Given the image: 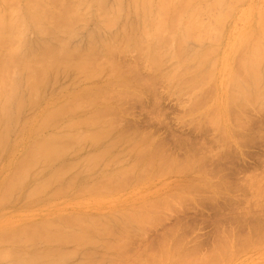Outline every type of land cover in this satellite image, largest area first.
I'll return each instance as SVG.
<instances>
[{
	"label": "rangeland",
	"instance_id": "rangeland-1",
	"mask_svg": "<svg viewBox=\"0 0 264 264\" xmlns=\"http://www.w3.org/2000/svg\"><path fill=\"white\" fill-rule=\"evenodd\" d=\"M8 1V0H7ZM15 1V3H17L16 4V6L14 5V3L12 4V6H14V7H16V8H18L17 10H18V12L21 14V15H23V16H25V18H27V19H29L31 16L33 17H36V14H35V10H32V9H35V4L37 5V3L39 2L40 4H41V6L42 7H40V8H36L37 10H36V13L38 12V14L37 15H39V13H40V10L41 11H44V12H41L40 13V20H39V24L41 23V27L44 29V27L46 28V29H42V30H37V29H34V27H32L30 24H28L27 25V27H26V29H28V31L26 30V32L24 33V37L22 36V40H26L25 42H22V40H21V46H22V43H23V45L24 46H22V49H24L23 50V53H25V54H27V55H34L33 53H35L36 52V54H35V56H34V58H36V60L38 59V61L39 60H43V58L41 59V57H44L45 56V54H43V53H45L47 50H48V52L50 53V52H53L52 50H54L55 48H58L59 47V43L58 42H60L61 41V43H63L62 41H65V42H68V44L69 45H67L66 44V46L68 47V48H72V50H70V52H72V53H74V56L76 57V52H78L77 53V56L80 54V53H84V51L86 52V48H88V51H89V47H90V50L93 48V50L92 51H95L96 50V52L97 51H99L98 53H96V52H91V59H90V68H93V69H99L100 70V72H102V74L100 73V72H98L100 75H99V77H98V75L97 76H94L93 75V77H92V79H90L89 77H91V76H86L87 78H85L84 79V76H81V75H79L77 72H75L76 70H74L73 68H76L77 67V65L79 64V56L75 59V57L74 56H72V55H70V59H69V57L68 58H65V57H63V58H60L59 56V50H58V52H56V50H54V52L52 53L53 55H56L57 56V54H58V56H57V60H59V64H58V61L56 60V57L54 56H52V57H50L51 59H44L43 61H41V62H39V67H41L42 65H43V67H41V68H45V65H47V67H51L52 66V69H51V72L49 73V69H48V71H47V75H44L43 77V80L42 81H39V83L38 84H36V82H35V80H33L32 82L33 83H35L37 86V88L36 89H38L36 92H37V94H36V92L34 93V96L35 95H37V96H35L36 97V99H33L34 100V102L32 103L31 102V100H30V98L32 99V93H31V91H32V89H30V85H31V81L30 82H28V81H26L28 78H32V77H28V78H26V76L24 75V74H26L25 72H22V71H20V70H16V69H13V68H16L11 62H9V64L7 63V66L8 65H13L12 67V72L11 71H9V69L8 68H10V66L8 67V68H6L7 66H5V64H6V59L9 57L10 58V52H8L9 54L7 55V54H4V52H5V49H6V47L5 46H8L7 47V50H8V48L10 49V47L11 46H17L18 45V47H16V48H19V45L20 44H17L16 43V41H15V43L17 44V45H15L14 44V42L12 43V41H10V43H12L13 45H10V43L9 44H7L8 42H6V41H4L5 39H3L2 41L3 42H6V43H3L2 41H1V43H0V45H1V48L2 49H0V53H1V51L3 52V53H1L0 55H2L0 58L2 59H4L5 57H7L6 59H4V61H3V63H5L3 66H2V60L0 61L1 63H0V67L2 66L3 68H4V70L5 69H7V70H5V71H7L6 73H7V77H6V75H5V78H6V80H7V78H9L7 81H9L10 83H11V81H10V79H12V77H8L9 75L8 74H11V76H12V74H13V76H14V78H13V80H14V83H11V85H13L12 87H17L16 89L15 88H13V91H12V93H11V95H10V104H9V106L7 107V111H8V122L9 123H7L6 124V126H5V128H6V131L8 132H6L5 131V134L6 135H4V137L5 136H7V139H6V143L7 144H5L2 140H1V142L0 143H4L5 144V147L3 146V144H1L0 146H2V148L1 149H3V148H6V149H3L4 151H1L0 150V152H2V154L0 155V252L2 253L3 251H2V249H5V251L7 252V254L9 255L10 254V257L8 256L7 257V259H6V256H5V254H4V256H3V253L1 254V256H0V264H112V263H114V264H122V262H123V264H125V262L126 261H128V263L126 262V264H148L149 262L147 261V260H145L144 258H146V259H149V261H150V263L149 264H155V262L156 261H158L157 263L159 264V262H160V264H169V262H170V260H169V258H171L172 260L174 259V261L175 260H177V261H175L174 263H179V264H181L180 262H182V264H183V261L182 260H184L185 262H184V264H203V263H201V255H204L205 253H206V256H208V255H210L211 253V251H212V245H211V243L213 242V239H211L212 237L211 236H214V233H212L213 232V230H214V232H215V229L217 228V226L220 224V225H224L225 223H227V224H225V226H228L229 227V224H230V227L232 226V224H233V226H235V227H233L232 226V228H237V225L239 224H241L240 226L238 225V228L239 229H241V232L242 233H246V231H250L249 229L251 228V230H252V228L254 227V228H258V230H257V232H262V230L264 229V218H262L263 216L262 215H264V213L262 214L261 213V216L259 217V220H256L258 217H256V213H257V215H259V211H257L258 210V208L259 207H263L264 208V201H262V200H264V197L262 198V197H260V196H264V185H262V184H264V128H263V126H264V101H263V104H261V101H259V100H257V102H254V104L256 103V105L258 106V104L257 103H260V105L259 106H262L263 105V107H257L256 105H254L255 107L254 108H256L255 110H254V108L252 107V106H250V105H252L251 104V99L250 98H252V102H253V100H255L256 99V94H254L255 93V91L253 92V90H252V94L250 93L249 94V91H251V89L250 88H252V89H254L253 88V86L251 87V85H252V83L251 84H248V83H250V78L248 77L249 76V73L247 74L246 73V71L244 70V69H242V71H241V73H238V75L239 74H241L242 75V73H245V74H243L242 75V79H244L243 77H245L244 75H246V77H245V79H248V81L249 82H246L245 80H243L242 81V79H241V77L240 76H237V71L235 72L234 71V68H238V67H235V65L237 66V64L239 65V63H240V61H239V58H240V60H242V56L244 55L243 53H245V50H247V49H245L246 47L248 48V45H250V44H252V43H250V41L252 40V39H254L255 38V36L253 35V37H251V36H249V38H250V40H249V38H247L249 41H248V43L249 44H247V46H245V48L243 47V45H241L242 44V42H240V45L237 43L236 44V42L239 40L238 39V37L240 38V35L242 34V32H244V34H242L241 35V37L244 35H249V33L251 32V30L250 29H252V28H249V27H254V30L252 31V33L254 32V34H256V39H254V41L255 40H257L258 41V43L259 44H257L256 43V41L255 42H253V40L251 41V42H253V43H256L257 44V46H258V48L260 47V45H261V48H259L260 50L262 49V46L264 45V36L263 37H259V35H258V33L256 32V30L257 29H259V28H261V27H259L258 28V26H257V23H256V26H255V21L257 22V18H256V15H257V11H256V13H255V17H251V15H249V17H250V20H249V22H245L244 23V20H241V15L240 14H243L242 16L244 17V16H247L246 14H247V11L248 10H246V9H250V7H251V4H252V7H251V9L248 11V12H251L253 9L254 10H256L257 8L256 7H258V5L261 3V2H263V0L261 1V0H257V2L255 1V0H249V1H246V0H240V3L242 4H237L238 6H239V8H236V10H235V12H233L231 15H229L228 16V19H226V21H225V23L227 24L225 27H224V25H225V23H223L222 25H223V30L221 29V34H219L220 33V31L218 32V35H219V37L218 36H216V33H214L215 34V36L216 37H218V39L214 36V38H215V41L217 42H215L214 41V39H213V42L214 43H216V44H214V43H210V42H212V41H210V42H208V40H210V39H207V42L205 41V42H199V44H198V42L197 43H195V41L193 40H190L189 38L187 39V40H189V42L188 41H186L185 42V40H184V44H182V47L184 46L185 47V49L184 50H187V51H184L183 50V48H182V52H184V54L186 55H184V54H182V53H179V54H181V56H177V57H179L178 59H179V61H181V62H179L178 60H176V58H174L175 60H176V62H174L172 59V61L169 63L168 62V64L167 65H165V63H166V61H169L170 59H165L164 61H160V60H157L158 58H155V60H152L151 61V57H152V59H154V57H153V53H151L152 51H154V49H155V47L154 46H156V45H154L156 42H155V40H151L152 42H154V44L150 41V37L149 38H147L146 40L147 41H142V43L144 44V43H146V42H150L149 43V45H143V47H141V46H139L137 43H138V41L137 40H139V39H137L138 37H139V34H140V36H141V40H144L145 39V36H143L142 37V35H141V29H142V27H140V19L138 18V14H137V12H136V14H135V11H132L130 8H132V6H133V2H131L132 3V6H130L129 5V0H122V1H120V5H119V7H118V9L119 8H121V9H119V11L118 12H120V10L122 11L121 12V14H117V17H119L118 15H120V17H119V20L117 19V18H113V21H112V26H113V23H116V24H114L115 26L114 27H112V26H109V27H107V26H104L103 24H105L104 22H105V20H106V17L104 16V14H103V12L101 13L100 11H99V7H100V2H101V0L99 1V3L97 2V0H70L71 1V5H70V3L69 2H67V1H69V0H59L57 3H56V0L55 1H52V0H39V1H36L35 0V2H34V0L32 1V0H14ZM13 1V2H14ZM48 1V2H47ZM61 1H63V3L64 2H66L68 5L66 6V4L64 3H62ZM102 1H104V3H103V5L105 6L104 7V10H102V11H105V10H107L108 12H110V9L109 8H112V7H109V6H111V5H114V2H115V0H102ZM243 3H242V2ZM259 1V2H258ZM10 2V1H9ZM20 2H21V4H20ZM23 2V3H22ZM31 2V3H30ZM245 2H247V3H245ZM252 2V3H251ZM255 2V3H254ZM30 3V4H29ZM32 3H33V5H34V8H33V6H31L32 5ZM38 3V4H39ZM45 3H47V5L46 6H44L45 5ZM51 5H50V4ZM60 3H62V4H60ZM72 3H74L73 5H72ZM250 5H249V4ZM6 4H7V2H6ZM30 5L29 7L31 8L32 7V11H29V7H28V5ZM53 4V5H52ZM55 4H57V6L59 7H57V6H55ZM61 5V7L59 6V5ZM78 4V5H77ZM97 4H99V7H97ZM246 4V5H245ZM247 4H248V7L249 8H245V6L247 7ZM254 4V5H253ZM256 4H257V6H256ZM9 5V3L7 4V6ZM62 5H63V7H62ZM76 5H77V7H76ZM10 6V5H9ZM49 6H52V7H49ZM55 6V10L53 9V7ZM65 6V7H64ZM68 6H69V8H68ZM72 6V8H70ZM74 6V7H73ZM78 6L80 7V8H78ZM115 6V5H114ZM113 6V7H114ZM243 6V7H242ZM11 7V6H10ZM23 7H24V9H23ZM26 7V8H25ZM36 7H38V6H36ZM47 7V8H46ZM106 7H107V9H106ZM240 7L242 8V11H243V9H244V13L243 12H240L241 11V9H240ZM16 8H14V9H16ZM83 8V9H82ZM253 8V9H252ZM8 9H10L11 10V8H8ZM40 9V10H39ZM46 9H47V11H46ZM49 9V10H48ZM60 9V10H59ZM63 9H68L67 11H70V13L69 12H67V11H65L64 10V12H66V13H68L67 15L68 16H70L71 15V17H72V13L71 12H73L74 13V17H75V15L77 14V12H78V14H79V18H77L78 16V14L76 15V19H77V21L76 22H73V21H75L76 19H72V18H74V17H72V18H70L71 19V23H69L68 25H70L71 24V26H69V27H71L72 29H74V30H70L69 28H67V29H69L68 30V34L70 33L69 31H71V36H69L65 31H64V33H66V34H64V33H62V28H61V30H59V32L60 33H62L63 34V36L59 33L58 34V29H57V22L55 23L53 20H55V16H57L59 19H60V15L62 14V11L61 10H63ZM101 9H102V7H101ZM132 9H134V7L132 8ZM240 9V10H239ZM57 10H58V12H60L61 11V13H58L57 12ZM77 11V12H74V11ZM253 10V11H254ZM49 11L51 12V14L49 13ZM106 11V12H107ZM216 11V10H215ZM252 11V12H253ZM25 12V13H24ZM27 12L29 13L30 12V17L27 15ZM32 12H34V13H32ZM45 12H47V13H45ZM63 12V14H65ZM106 12H104V13H106ZM203 12V11H202ZM217 12V15L220 13L219 11H216ZM219 12V13H218ZM251 12V13H252ZM42 13H45V15L46 16H48L46 19H45V15L43 14V16H41V14ZM50 15H52V13H53V19L52 20H50V16H49V14ZM57 13L59 14V15H57ZM76 13V14H75ZM99 13V14H98ZM111 13V12H110ZM205 13V15H207V17L205 16H203V14ZM207 13V11H204L203 12V14L201 13V12H199V14H201L200 16L198 15V18H200L199 20L201 21V23H202V19H204V18H207L206 20V22H208V20H209V22H210V24L208 25V23H205V22H203V25H204V23L206 24L205 26H207V28L208 29H210V28H215L216 27V25L214 24V22H211V18H209V17H212L213 18V15H215L214 13V11L213 12H211V13H209L210 15L212 14V16H210V15H208V14H206ZM26 14V15H25ZM48 14V15H47ZM70 14V15H69ZM102 15V17H103V20H100V18L102 19V17H101V15ZM133 14H135L134 16H135V18H134V16H133ZM235 14H236V16H240L239 18H240V20H241V22L239 23L238 21H239V18L236 20V18H234L235 17ZM67 15L66 16H64V17H67ZM99 15H100V18H99ZM26 16H28V17H26ZM62 16V15H61ZM201 16H203V17H201ZM216 16V15H215ZM214 16V17H215ZM230 16H231V18H230ZM43 18H44V20H46V21H44L43 20ZM62 18V17H61ZM68 18V17H67ZM68 18V19H69ZM232 18H234V19H232ZM252 18V19H251ZM57 19V18H56ZM70 19H69V21H70ZM111 19H112V17H111ZM117 19V20H116ZM211 19V20H210ZM42 20V21H41ZM58 20V19H57ZM56 20V21H57ZM78 20H79V22H78ZM116 20V22H114ZM136 20V21H135ZM138 20V21H137ZM234 20H236L237 22H238V24H237V22L236 21H234ZM252 20V21H251ZM41 21V22H40ZM48 21V22H47ZM50 21V22H49ZM64 21H66V18H65V20ZM204 21H205V19H204ZM213 21H214V18H213ZM232 21H234V22H236V24L234 23V22H232ZM250 21L252 22V23H250ZM45 22H47V23H49L50 25H48L47 23H46V25H45ZM73 22V23H72ZM78 22V23H77ZM103 22V23H102ZM129 22V23H128ZM136 22V23H135ZM216 22V21H215ZM230 22V23H229ZM51 23H54L55 25H53V24H51ZM64 23H67V22H64ZM75 23V24H74ZM101 23H102V25H101ZM241 23H243V25L241 24ZM72 24H74V25H72ZM129 24V28L131 29H129L128 27H127V25ZM214 24V27L212 26V25ZM231 24V25H230ZM236 26H235V25ZM247 24V25H246ZM64 25V24H63ZM68 25H64V27L65 26H68ZM136 25V26H135ZM217 25H221V24H217ZM230 25V26H229ZM232 25H234V26H232ZM243 27V29L241 28V26ZM250 25V26H249ZM251 25H253V26H251ZM44 26V27H43ZM48 26V27H47ZM105 28V30H104V28ZM137 26H138V28H137ZM210 28H209V27ZM244 26H245V28H244ZM53 27H56V29H55V31H54V29H53ZM63 27V30H65V28ZM238 27L240 28V29H238ZM58 28H60V27H58ZM106 28H108V29H106ZM141 28V29H140ZM217 28H218V26H217ZM217 28H215V30H218V29H220V28H222V26H219V28L217 29ZM228 28V29H227ZM246 28H249L248 30L246 29ZM255 28H256V30H255ZM41 29V28H40ZM49 29V30H48ZM126 29H127V31H126ZM136 29V30H135ZM229 29H231V30H229ZM234 29V30H233ZM35 30V31H34ZM108 30V31H107ZM111 30V31H110ZM124 30H125V32H124ZM129 30V31H128ZM235 31V32H233V31ZM246 30V31H245ZM262 30H264V27H263V29L261 28V29H259V31L258 32H260V31H262ZM48 31V32H47ZM133 31L135 32V33H133ZM138 31V32H137ZM227 31H229V32H227ZM35 32V33H34ZM50 32H53L54 33V35H57V37H55L53 34V36L51 35V33ZM101 32H104V33H102L101 34ZM106 32V33H105ZM127 32V33H126ZM128 32H130V33H128ZM256 32V33H255ZM40 33V34H39ZM44 33V37H42L43 34ZM46 33H48V34H46ZM49 33H50V35H49ZM73 33V34H72ZM125 33H126V35H128V36H125ZM137 33H138V35H137ZM238 33V35H237V38L236 37H234L235 38V40H236V42L232 45V48L230 47L231 46V44L235 41L232 37H231V35L233 36V34H234V36H236V34ZM239 33H240V35H239ZM245 33H247V34H245ZM251 33V34H252ZM98 34H100V35H98ZM222 34H223V37H222ZM227 34H229L228 36H227ZM36 35H39V36H36ZM45 35H47V36H45ZM62 37H61V36ZM66 35H68V36H66ZM257 35H258V37L260 38H258L257 37ZM49 36H51V37H49ZM100 36V37H99ZM102 36V37H101ZM117 36V37H116ZM121 36V39H119V37ZM167 36V35H166ZM166 36H164V40L161 42V43H165V38H166ZM168 36H169V34H168ZM168 36H167V41H166V43L165 44H167V42H169V45L171 44H173L175 41L177 42V40L175 39L176 38V36L174 35V37L171 35V37L170 38H172V39H169V41H168ZM66 37H67V40H66ZM68 37L69 38H71V39H69L68 40ZM97 37H99L98 39H97ZM104 37V38H103ZM113 37V38H112ZM123 37V38H122ZM124 37H125V39H126V41H125V39H124ZM132 37H134V38H132ZM248 37V36H247ZM55 38H57V39H55ZM65 38V39H64ZM109 38V39H108ZM112 38V39H111ZM174 38V39H173ZM258 38V39H257ZM261 38H263V41H262V39ZM47 39V40H46ZM60 39H62V40H60ZM128 39H130V41H128ZM132 39V40H131ZM133 39H134V41H133ZM149 39V40H148ZM212 39V38H211ZM220 42H218L217 40ZM230 39H231V41H230ZM234 41H233V40ZM46 40V42H44V43H46V44H44L43 43V41H45ZM56 40V41H55ZM58 40V41H57ZM99 40V41H98ZM100 40H102V41H104V42H102V41H100ZM110 40V41H109ZM114 42H113V41ZM117 40H120V42L121 43H119V46H117V44H118V42L119 41H117ZM170 40H172V41H170ZM8 41V40H7ZM38 41V42H37ZM55 41V42H54ZM107 41V42H106ZM115 41H117V42H115ZM124 41V42H123ZM225 41V42H224ZM229 41H230V44H229ZM247 41V40H246ZM260 41V42H259ZM261 41H262V43H261ZM29 42V43H28ZM42 42V44H40ZM49 44H48V43ZM65 42L63 43V44H65ZM72 42V43H71ZM93 42V43H92ZM95 42V43H94ZM98 42H101L105 47H107L108 49L110 48V46H111V48L112 49H114V50H112V49H109V51H108V49H104V46L101 44V43H98ZM109 42H110V45H108L109 44ZM122 42L123 43H125L126 42V44H124V45H122ZM130 42V43H129ZM137 42V43H136ZM140 42V41H139ZM172 42V43H171ZM175 42V44H173L172 46V49L174 48L175 49V47H176V45H177V43ZM192 42V43H191ZM224 42V43H223ZM232 42V43H231ZM245 42V41H244ZM243 42V44L245 45V43ZM19 43V42H18ZM26 43V44H25ZM34 44V46H33V44ZM36 43L38 44V45H36ZM97 43V44H96ZM108 43V44H107ZM115 43H117V44H115ZM141 43V42H140ZM152 43V46H150V44ZM188 43V44H187ZM206 43V44H205ZM207 43H208V45H207ZM227 43V44H226ZM247 43V42H246ZM261 43V44H260ZM29 44H30V46H29ZM93 44V45H92ZM101 44V45H100ZM114 44V45H113ZM137 44V45H136ZM194 44V45H193ZM256 44H252V45H256ZM263 44V45H262ZM2 45H5V46H3L2 47ZM49 45V46H48ZM53 45V46H52ZM61 45V44H60ZM96 47H95V46ZM99 45V46H98ZM107 45V46H106ZM133 45H135V46H137V49H135V46H133ZM169 45H164V44H162V46H165V47H167V49H168V46ZM171 45L169 46V49L167 50L165 47H163L164 48V50L163 51H171L172 49H171ZM186 45H188V46H186ZM191 47H190V46ZM202 45V46H201ZM207 45V46H206ZM215 46L216 48H213V46ZM217 45V46H216ZM226 45V46H225ZM237 45H239V48H238V46ZM10 46V47H9ZM29 46V47H28ZM36 46H37V48H36ZM50 47V48H48V47ZM55 46V48H53ZM57 46V47H56ZM93 46V47H92ZM101 46V47H100ZM109 46V47H108ZM114 46V47H113ZM147 46H148V48H147ZM195 46V47H194ZM199 46V47H198ZM212 46V47H211ZM232 49H230L229 47ZM237 46V47H236ZM25 47V48H24ZM28 47V48H27ZM92 47V48H91ZM101 49H100V48ZM103 47V48H102ZM116 47H118L117 49V52L119 53H117L116 52ZM120 47V48H119ZM126 47H127V49H126ZM134 47V48H133ZM140 47L141 48H143L142 50H141V52L143 51V55H142V53L140 54V53H136L137 52V50H138V48H139V51H140ZM177 47H179V45L177 46ZM176 47V48H177ZM186 47H188V48H186ZM193 47L194 48H196V50L195 49H193ZM205 47H206V50H209V51H211L210 53H209V56H207L208 58H206V56H203L202 58H204L202 61H200V62H198V61H196V59H194L195 57H194V55L196 54V58L197 59H199V57L197 56V54H199V56H200V53H198V52H201V51H203V50H205ZM208 47V48H207ZM234 47H235V49L236 48H238V49H240V47H243V48H241V55H240V53H237L239 50L238 49H236V53L240 56H238V57H236L235 55V53H234V55L233 56H235V58L232 56V54H233V51L235 52V50H234ZM16 48H12L13 49V51L16 49ZM21 48V47H20ZM29 48H30V50H29ZM51 48H53V49H51ZM123 48V49H122ZM124 48L126 49L125 51H124ZM146 48V49H145ZM154 48V49H153ZM197 48H199L198 50H197ZM204 48V49H203ZM229 48V51L227 50ZM263 48H264V46H263ZM4 49V50H3ZM32 49V50H31ZM46 50V51H44V50ZM59 49V48H58ZM95 49V50H94ZM98 49V50H97ZM152 51H151V50ZM173 49V50H174ZM217 49V50H216ZM243 49H244V51H243ZM11 50V49H10ZM9 50V51H10ZM26 50V51H25ZM29 50V51H28ZM77 50V51H76ZM105 50V52L104 53H102L103 51ZM124 52H123V51ZM128 50H129V52H128ZM133 50V51H132ZM156 50V49H155ZM205 50V51H206ZM220 50V51H219ZM223 50H227V52L226 51H223ZM231 50V51H230ZM263 50V49H262ZM25 51V52H24ZM39 51L41 52V53H39ZM75 51V52H74ZM110 51H114L112 54H110V53H108V54H106L107 52H110ZM215 51H217V52H215ZM239 51V52H240ZM243 51V52H242ZM30 52V53H29ZM56 52V53H55ZM128 52V53H127ZM147 52V53H146ZM191 52V54L189 55V53ZM195 52V53H194ZM219 52H221V53H219ZM227 53V55H226V53ZM229 52V53H228ZM5 53H7V51L5 52ZM55 53V54H54ZM115 53H116V55H115ZM152 54V55H149V54ZM202 53V52H201ZM223 53H224V56L227 58V60L225 61V63H224V56H222L223 55ZM231 53V54H230ZM261 53H263V51L261 52ZM42 54V56L39 58V56L38 55H41ZM99 54V55H98ZM139 54H140V56H139ZM144 54H146V55H144ZM194 54V55H193ZM210 54H211V56H210ZM212 54H214V55H212ZM264 54V53H263ZM101 55H104V56H101ZM106 55H108V57H110V56H113V58L114 57H116V58H114L113 60H115V61H112V59H110V58H108V59H106L107 58V56ZM110 55V56H109ZM115 55V56H114ZM148 55V59H150V62H152V63H150L149 62V60L147 59V58H144V57H146ZM193 55V56H192ZM219 56L218 57V60L217 59H215L214 58V56L217 58V56ZM50 56H51V53H50ZM71 56L73 57V58H71ZM101 56V57H100ZM106 56V57H105ZM151 56V57H150ZM182 56H185V57H189V56H191V58H190V60H189V58L187 57V59H185V57L183 58ZM221 56H222V58H221ZM231 56L234 58H231ZM264 56V55H263ZM30 57H33V56H30ZM93 57H95V58H97V59H94ZM142 57V58H141ZM150 57V58H149ZM216 60L215 62H212V60H213V58ZM7 59V62H8V60H10V59ZM34 58H33V61H34ZM105 58V62L107 63V65H106V63L105 62H103V59ZM180 58H182L181 60H180ZM194 60H193V59ZM231 58V59H230ZM264 58V57H263ZM32 59V58H31ZM66 59V60H65ZM69 59V60H68ZM99 59H100V61L102 60V62H100L99 61ZM146 59V60H145ZM206 59H212L211 61L210 60H206ZM220 59H222L221 61H220ZM235 59H237L236 61L237 62H239V63H237L236 61V63H233L232 62V60L234 61ZM46 60V61H45ZM51 60H52V62L54 61V60H56L57 62L55 63V61L53 62V65H51ZM64 60L66 61V63H68V61H70L69 62V64H66V66L68 67V65L71 67V69L70 70H68L67 71V74H66V70H67V67L65 68V69H63L64 67H65V65H64ZM94 62H93V61ZM111 60V64L109 63V61ZM145 62H144V61ZM148 60V61H147ZM156 60L157 61H160L159 62V64H161V62H162V64L164 65L163 67L161 66V65H159V64H157V62H156ZM189 60V61H188ZM229 60H231V62H229ZM37 61V62H38ZM46 63H45V62ZM63 61V62H62ZM74 61H75V63H74ZM92 61V62H91ZM96 61H99L98 63L96 62ZM156 62V63H153V62ZM185 61V62H184ZM209 61L211 62L210 64V66H213V67H211L212 69L214 68V66H215V69H211V71H213V73L211 72L210 73V75H211V77H210V82H209V80L208 81H206L207 82V85H205V86H203L204 85V82L203 81H200V78L201 79H203L204 78V80H205V77L207 78V79H209V76L210 75H208V77H207V72L204 74V70L206 69L208 72H209V69H208V67H209ZM43 62V63H42ZM61 62V63H60ZM77 62H78V64H77ZM112 62H115V63H118V64H115V63H112ZM149 62V64H147ZM174 62V63H173ZM179 62V63H178ZM193 62V63H192ZM195 62H198L197 64L195 63ZM207 62H208V64H207ZM216 62H217V64H216ZM222 64H221V63ZM11 63V64H10ZM33 64H34V62H32ZM36 63V62H35ZM40 63H42V64H40ZM48 63V64H47ZM63 63V64H62ZM73 63V64H72ZM99 63L101 64V66H103L102 68H101V66H99ZM103 63V64H102ZM105 63V64H104ZM188 63H190L189 65H188ZM200 63H202L201 65H203L204 67H202L201 65H199ZM231 63V64H230ZM32 64V67L34 68V70L38 67V63L36 64L37 66H35L34 67V65ZM50 64V65H49ZM57 65V67H55L56 65ZM71 64V65H70ZM97 66H96V65ZM153 64V65H152ZM175 64V65H174ZM177 64V65H176ZM181 64V65H180ZM196 65V69H195V65ZM204 64H207V65H204ZM225 64V67H224V70H223V68H222V65H224ZM228 64H230V66L228 65ZM59 65V66H58ZM64 65V66H63ZM74 65V66H73ZM105 65V66H104ZM155 65H159V67H157V68H155ZM179 65V66H178ZM188 65V66H187ZM192 65V66H191ZM226 65H227V67H229V69H230V73H229V69L226 67ZM233 67H232V66ZM53 66H54V68H53ZM63 66V67H62ZM76 66V67H75ZM109 66H111V67H109ZM117 66V67H116ZM161 66V67H160ZM166 66V67H165ZM171 66H173V67H171ZM179 67L178 69H175L176 67ZM183 66H185L186 68H185V71H183L184 69H183ZM191 66V67H190ZM199 66V67H198ZM207 66V67H206ZM217 66V67H216ZM219 66V67H218ZM240 66V68L238 69V71H240L241 70V64L239 65ZM69 67V68H70ZM120 67V68H119ZM168 67H171V70H170V68H168ZM175 67V68H174ZM182 69H181V68ZM190 67V68H189ZM194 67V68H193ZM201 67V72H199V68ZM231 67V68H230ZM110 68V69H109ZM114 68V69H113ZM116 68H118V69H116ZM158 68L161 70H158ZM174 68V69H173ZM204 68V69H203ZM210 68V67H209ZM216 68H219V69H222L223 71H224V73L222 72V70H220V72H222V73H219L218 75L216 74V72L218 71L219 72V70H217L216 71ZM18 69V68H17ZM39 69V68H38ZM38 69H36V71L38 70ZM53 69H55V70H53ZM102 69V70H101ZM108 69V70H107ZM116 69V70H115ZM136 71H135V70ZM157 69V70H156ZM167 69H169V70H167ZM190 69V70H189ZM193 69V71L191 72V70ZM195 69V70H194ZM228 69V70H227ZM65 72H64V71ZM72 70V71H71ZM98 70V71H99ZM105 70V71H104ZM111 70H114V72L112 71L111 72ZM118 70H120V71H118ZM122 70H124L123 72H122ZM129 72V74H127V71ZM132 70H134V72L132 71ZM189 70V71H188ZM196 70H198V71H196ZM231 70H232V72H233V75L231 74ZM16 71H19V72H16ZM40 71V70H39ZM69 71H71V72H69ZM107 71V72H106ZM110 71V72H109ZM132 71V72H131ZM153 71V72H152ZM157 71H159V72H157ZM179 71V72H178ZM196 71V72H195ZM215 71V72H214ZM226 71H228L227 73H229V74H227L226 73ZM243 71H245V72H243ZM263 72H264V70H262ZM261 71V74H262V76H264L263 75V72ZM8 72H11V73H8ZM108 74H106V73ZM118 72V73H117ZM130 72H131V74H130ZM161 72V73H160ZM169 72V73H168ZM171 72H172V75H170L171 74ZM181 72V73H180ZM182 72H184L185 73V75H184V73L182 74ZM189 73V75H188V73ZM217 72V73H218ZM5 73V74H6ZM20 73V74H19ZM69 73H70V75H69ZM73 75H72V74ZM77 73V74H76ZM111 73V74H110ZM113 73V74H112ZM124 73V75H122ZM173 73H175V74H173ZM180 73V74H179ZM193 75L194 73L196 74H194L195 76H192L191 74ZM199 73H203L204 75L202 76V74H198ZM234 73H236L235 75H236V77H240V78H236L235 79V77H234V79H235V81H236V83H235V81H234V79H233V81H232V79L230 80V77H232V76H234ZM77 75V77H76V75ZM104 74H106L105 76H104ZM109 74H110V76H109ZM120 76H119V75ZM135 74H137V75H135ZM179 74V75H178ZM183 76H182V75ZM209 74V73H208ZM227 74V75H226ZM18 75V76H17ZM20 75V76H19ZM72 75V76H71ZM115 75H116V77H115ZM122 75V76H121ZM126 75V76H125ZM166 75H170V76H166ZM173 75H175V76H177V77H173ZM206 75V76H205ZM225 77V75L227 76V78H225V79H227L226 81H228V82H226V81H223L224 80V77ZM230 75H232V76H230ZM103 76V77H102ZM118 76V77H117ZM124 76H125V78H124ZM133 76H135V77H133ZM182 76V77H181ZM191 76H192V78H193V81L194 82H192V83H190V81H192V80H189L188 78L190 77L191 78ZM205 76V77H204ZM215 76H218V77H220V78H218V77H215V79H216V81H215V79H214V77ZM223 77V79L220 81V79ZM23 77H25V79L23 78ZM64 77H65V79H64ZM83 78V80H85L83 83H82V81L83 80H81L80 78ZM103 78V80H101L102 78ZM108 77V78H107ZM110 77V78H109ZM172 78V81H171V78H170V81L169 80H167L166 78ZM186 77H187V79H186ZM212 77H213V79H212ZM21 78V79H20ZM34 78H36V80H38V78H37V76L35 75V76H33V79ZM94 78V79H93ZM98 78V79H97ZM100 78V79H99ZM106 78V79H105ZM123 79V81H122V79ZM199 79V82L201 83V82H203V84L201 85L200 83H198V84H200V86H199V88L200 89H198V87L196 88V87H194V86H192L194 83H196L197 81H198V79ZM263 79H262V84H261V87H260V90L261 91H263V89H264V86H262L264 83V77H262ZM58 79V80H57ZM72 79H74L73 81H71ZM78 79H79V81H78ZM126 79V80H125ZM177 79V80H176ZM206 79V80H207ZM17 80H18V82H17ZM21 80V81H20ZM32 80V79H31ZM112 80V81H111ZM175 80V81H174ZM229 80H230V82L232 83V85H234V83H235V89H236V91H235V89L233 88V90H232V87L233 86H231L230 85V88L229 89H231L233 92H229V89L227 88V84L229 83ZM20 81V82H19ZM45 81V82H44ZM113 81H115V82H113ZM117 81V82H116ZM177 81V82H176ZM180 81H185L184 83L185 84H187L188 83V85H185L183 82H180ZM189 81V82H188ZM213 81V85L211 84V82ZM216 83H215V82ZM218 81H220V82H218ZM13 82V81H12ZM24 82V83H23ZM38 82V81H37ZM110 82H112L111 84H110ZM120 82V83H119ZM148 82H149V84L151 85L150 86V88H148V86L147 85H149L148 84ZM209 82V83H208ZM223 82H224V84H223ZM238 82H242L243 83V85H244V87H243V85H242V83H239L238 85H237V83ZM10 83H9V85H8V83H7V85L9 86V88H6V92L7 93H10L9 91H8V89H10ZM28 83V84H30V85H26V84ZM41 83H42V85H41ZM144 83H147L146 84V86H145V84ZM179 83H181V86H180V84ZM182 83H183V86H182ZM215 83V84H214ZM218 83H220V85L218 84ZM230 83V84H231ZM245 83V84H244ZM18 84V85H17ZM73 84H75V85H73ZM115 84H117L116 86H115ZM122 84H124L123 86H122ZM226 84V85H225ZM42 86V87H40V86ZM70 85L72 86L71 88H70ZM91 85H93V86H91ZM195 85V84H194ZM196 85H197V83H196ZM195 85V86H196ZM239 85H241L242 86V88H243V90L245 91H243L242 90V88H239L240 90L239 91H241L242 93V96H244V97H241V96H239L238 97V93H239V91H238V86ZM245 85L246 86H248V87H246V89L248 90V88L250 89V90H248V93H246L247 92V90L245 89ZM23 86H25V87H23ZM29 86V87H28ZM179 86V87H178ZM192 87V89L191 90H189L190 89V87ZM198 86V85H197ZM203 86V87H202ZM209 86V87H208ZM210 86H212V88L210 87ZM217 86L219 87V88H217ZM223 86V87H222ZM228 86H229V84H228ZM18 87H20V90H19V88ZM39 87L40 88H42V89H40L39 90ZM90 87H92V88H90ZM184 87V88H183ZM189 87V89H186V88H188ZM214 87V88H213ZM216 87V88H215ZM226 87V90L224 91V88ZM240 87V86H239ZM100 88V89H99ZM205 88V89H204ZM16 91H15V90ZM24 89V90H23ZM28 89H30L29 91H30V94H29V92H27L28 91ZM36 89H34V91L36 90ZM89 89V90H88ZM99 89V90H98ZM103 90V92L101 91L100 92V90ZM195 89V90H194ZM198 89V92L196 93H193L194 91H196ZM208 89V90H207ZM213 89V90H212ZM217 89H221V91L222 92H219V90H218V92H219V94H217L218 92L216 91ZM228 89V90H227ZM27 90V91H26ZM187 90H189V91H191V94L189 93V91H187ZM193 90V91H192ZM202 90V91H201ZM256 90V89H255ZM11 91V90H10ZM15 91V92H14ZM22 93H21V92ZM41 91V92H40ZM99 91V92H98ZM106 91H108V92H106ZM204 91H206V93L204 92ZM227 91V92H226ZM237 92V93H235V92ZM20 92V93H19ZM39 92V93H38ZM97 92V93H96ZM106 92V93H105ZM112 92V93H111ZM113 92H115V93H113ZM125 92V93H124ZM128 92V93H127ZM208 92H210V94L208 93ZM212 92V93H211ZM215 92V93H214ZM217 92V93H216ZM232 93L233 95H235V99H231L230 98V96L232 97V95L230 94L229 95V93ZM14 93V94H13ZM74 93V94H73ZM101 93V94H100ZM104 93V94H103ZM121 93V94H120ZM122 93H124V94H126V97L125 96H123L124 98V100L121 98L122 96H120L119 97V95H124V94H122ZM199 93V94H198ZM204 95H203V94ZM222 93V94H221ZM224 93H226V95H224ZM228 93V94H227ZM243 93L244 94H246V95H243ZM17 94H20L21 96H19V95H17ZM27 94H29V97L27 96ZM41 94V95H40ZM115 94H117V95H115ZM128 94H130V95H128ZM197 96V94L199 95L198 96V98H196V96ZM207 94H209L210 96L209 97H207L208 95ZM212 94H216L215 96L218 98L217 100L219 101V102H216L217 100L214 98L215 96L214 95H212ZM236 94H237V96H236ZM240 93H239V95H241ZM75 95V97L73 98V96ZM81 95H83V96H81ZM101 97H100V96ZM127 95L128 96H130V97H128L127 98ZM203 95V96H202ZM207 95V96H206ZM218 95L220 96V97H218ZM229 97H228V96ZM248 95H249V98H247L248 97ZM251 95H255V96H253V97H255V99L251 96ZM19 96V97H18ZM33 96V97H34ZM71 96V97H70ZM80 96V97H79ZM85 96V97H84ZM92 96V97H91ZM114 98L113 100L111 99L112 97ZM115 96V97H114ZM191 96H192V99H191ZM195 96V97H194ZM201 96V97H200ZM204 96H206V97H204ZM225 96H227L226 97V104L225 105H227L228 104V106H232L231 107V115H233L232 117H234V118H231V115L229 114V111H230V109H229V111H228V107L227 108H225L227 111H228V114L230 115H228L224 110H223V112L226 114V116H225V114H224V116L223 117H225V118H223V119H221L220 121H219V117H220V114H221V112H220V110H219V108L216 106V105H219V107H220V109H221V111H222V109H224L223 108V106H225V105H223L224 104V99H225ZM25 97V98H24ZM79 97V98H78ZM103 97V98H102ZM117 97V98H116ZM18 98V99H17ZM20 98H22V99H20ZM72 98V99H71ZM81 98V99H80ZM96 98V99H95ZM107 98V99H106ZM119 98V99H118ZM121 98V99H120ZM195 98V99H194ZM203 98H208L209 100H207V102L204 104V102L206 101L205 99V101L203 102ZM221 98V99H220ZM227 98H229V99H227ZM236 98H238L239 99V101L236 99ZM242 99V103H245L246 102V100L244 99V98H247V100L248 101H250L249 103H250V105H249V103H248V105L245 103L244 105H246L247 107H249V108H246V106H243V108L245 107L247 110H245V109H242V111L240 110L241 109V105H243V104H241L240 105V100ZM16 99H17V101H16ZM68 99H69V101L71 100L72 102H65V101H68ZM86 101V103L87 102H89V103H83V102H81V101ZM99 99V100H98ZM106 99V100H105ZM108 99H110V100H108ZM198 99V100H197ZM200 99V100H199ZM19 100V101H18ZM22 100H24V101H22ZM57 100V101H56ZM59 100V101H58ZM77 100H79L78 101V104H77V106L79 105V107L77 108V106H76V108H73V107H75L74 105L76 104L75 102H77ZM91 100H93L92 102H91ZM101 100V101H100ZM108 100V101H107ZM119 100V101H118ZM121 100V101H120ZM123 100V101H122ZM190 100V101H189ZM211 100H212V102H211ZM214 100H215V103H217L216 105H215V103H214ZM220 100H221V103H220ZM235 101V100H237V103H239V105L241 106H239V105H237L239 108H237V106L235 105V107H234V105H232V103H231V101ZM31 103H30V102ZM97 102L96 104H95V102ZM192 101V103H190ZM195 101V102H194ZM198 103H197V102ZM223 101V102H222ZM244 101V102H243ZM259 101V102H258ZM16 102V103H15ZM18 102L21 104H18ZM63 102H65V103H63ZM74 102V103H73ZM194 102V103H193ZM199 102L202 104L201 106H200V104H199ZM63 103V104H62ZM68 103H69V105H71V103H72V105L70 106V108H69V105H68ZM92 103V104H91ZM93 103H94V105H93ZM112 103H114V104H112ZM195 103H197L196 104V106L194 105ZM210 103H211V105H210ZM236 103V102H235ZM235 103H233V104H235ZM236 103V104H237ZM18 105V108H16V109H14L15 107H17V105ZM24 104V105H23ZM60 104H62V106L63 107H68L67 108V110L65 109V108H63ZM84 104V107L82 106ZM199 104V105H198ZM208 104L210 105V106H208ZM221 104L223 105V106H221ZM16 105V106H15ZM32 105V106H31ZM50 105H52V106H50ZM59 105V106H58ZM89 106L88 107V109L86 110V108H87V106ZM92 105V106H91ZM185 105V106H184ZM189 105V106H188ZM191 105V106H190ZM192 105H194L196 108L195 109H193V107L194 106H192ZM203 105H204V107H203ZM213 105L215 106L214 108H215V110H214V108H213ZM11 106V107H10ZM22 106V107H21ZM58 108H57V107ZM73 106V107H72ZM86 106V107H85ZM111 106V109H109L108 108V110H109V112L108 113H112V114H114L113 116H112V114H110L112 117H108L109 115H108V113H107V111H106V109H107V107H110ZM199 106V107H198ZM207 106V108H205ZM211 106H212V108H211ZM20 107V108H19ZM34 107V108H33ZM56 107V108H55ZM59 107H62V108H59ZM184 107H187V108H184ZM190 107V108H189ZM198 107V108H197ZM209 107V108H208ZM8 108H10V109H8ZM189 108V109H188ZM203 108H204V110L205 111H200L199 109H201V110H203ZM210 108H211V110H210ZM217 108V109H216ZM230 108V107H229ZM257 108H261V110L259 109V111L261 112V114H260V112H258V114H257V112L256 111H258L257 110ZM14 109V110H13ZM17 109H19V110H17ZM52 109H55V110H52ZM71 109V110H70ZM72 109H74L75 111H73V113H71V111H72ZM83 109V110H82ZM101 109H102V111H101ZM188 109V110H187ZM190 109H192V110H190ZM197 109V110H196ZM207 109H209L210 111H208V112H210V114H211V111H212V109L214 110L213 111V113L211 114V116H209V113L207 112ZM251 109L253 110V111H251ZM31 110V111H30ZM49 110H51L52 112H53V115L55 114L54 112H56V115H57V117H56V115L55 116H53V115H51L52 114V112H50L51 114V116H47L46 114H44V111L46 112V113H48V111ZM80 110V111H79ZM96 110V113L95 112H92V111H95ZM105 110V111H104ZM113 110V111H112ZM193 110H194V113H193ZM219 110V111H218ZM9 111H10V113H9ZM14 111V112H13ZM16 111H18V113L16 112ZM104 111V115H106V113H107V118L106 119H104L103 120V118H105L106 116H103V114H101L102 112ZM112 111V112H111ZM218 111V112H217ZM233 111H234V113H233ZM246 111V112H245ZM249 111H251V113H249ZM255 111V113H253ZM66 112H68L67 114H66ZM75 112V113H74ZM80 112V113H79ZM98 112H101V113H98ZM106 112V113H105ZM204 112H205V114H206V112L208 113V115L206 114V116L208 117H211L212 118V123L211 122H209V121H211V120H209L210 118L208 117V119H206L208 122H205L206 120H205V118H206V116H205V114H204ZM240 112V113H239ZM248 112V113H247ZM262 112H263V115H262ZM14 113H16V114H14ZM91 113V114H90ZM98 113V115L99 114H101V115H99V117L101 118H99L96 114ZM190 113V114H189ZM204 115H203V114ZM217 113H219V117H217ZM239 113V114H238ZM241 113H242V115H247L248 117H250L249 119H251V120H253L251 123H250V121L251 120H249L248 119V117L247 116H242L241 115ZM19 114V115H18ZM40 114V115H39ZM45 116H47L48 118H42L44 115ZM77 114V115H76ZM93 114H95V115H93ZM192 114V115H191ZM213 114H216V116H215V118H214V116H213ZM258 116H257V115ZM10 115V116H9ZM16 115V116H15ZM43 115V116H42ZM76 117H75V116ZM250 115V116H249ZM254 115H255V117H254ZM33 116V117H32ZM44 116V117H45ZM72 116H74V117H72ZM85 116H86V118H87V120L85 121V120H83L85 123L87 122V126H86V124L80 119V118H82V119H84L85 118ZM229 116V117H228ZM241 116L242 117V119L241 118H239V117ZM257 116V117H256ZM259 116H260V118H259ZM16 117V118H15ZM39 117V119H37ZM54 117V118H53ZM63 117V118H62ZM94 117V118H93ZM203 119H202V118ZM205 117V118H204ZM221 117H222V115H221ZM229 118V119H227V118ZM240 119V121L237 119ZM245 117H247V119L245 120ZM253 119H252V118ZM11 118V119H10ZM15 118V119H14ZM52 118V119H51ZM76 118H78V119H76ZM112 119V118H114L113 120H111L110 122H111V124H113V125H111L110 123H109V121H106V120H109V119ZM180 118V119H179ZM182 118V119H181ZM188 118V119H187ZM189 118H190V120H189ZM36 119V120H35ZM41 119H43V120H45L44 122L45 123H43V121H41ZM46 119H50L51 121H47ZM55 119V120H54ZM60 119V120H59ZM80 119V120H79ZM92 119H94V120H92ZM99 119V121H97L96 122V120H98ZM185 119H186V121H185ZM193 119V120H192ZM215 119H217L219 122H217V120H215ZM231 119V120H230ZM255 119V120H254ZM256 119H257V122H255L256 121ZM31 120V121H30ZM38 120H40L39 122H38ZM53 120V121H52ZM76 120L77 121H79L80 122V124L79 123H77L76 122ZM90 120L92 121V122H90ZM179 120V121H178ZM185 122H184V121ZM187 120H189V122L187 121ZM195 120H196V123H195ZM200 120V121H199ZM205 120V121H204ZM227 120V121H226ZM242 120H245L246 122L247 121H249V123H247V124H249V125H246V123H245V127H242V130L241 129H238L243 123H244V121H243V123H242ZM16 121H17V123H16ZM26 121V122H25ZM29 121V122H28ZM55 121H56V123H55ZM58 121H59V123H58ZM75 121V123L76 124H78V125H81L80 127H78V125H77V127H74L73 126V124H75V123H72V122H74ZM102 121V122H101ZM112 121H113V123H112ZM182 123H181V122ZM199 121V122H198ZM214 121V122H213ZM228 121H231V122H228ZM232 121H239L240 123H236V124H238V125H236L235 123H233V124H235V125H231L232 124ZM259 121L261 122V123H259ZM38 122V123H37ZM41 122L43 123V124H41ZM67 122H69V126H72V127H74V128H72V130H69V129H71V127L70 128H68L67 126H68V124H67ZM83 124H82V123ZM99 122H101L100 124H99ZM105 122H107V123H105ZM187 122H188V124H187ZM191 122H193V123H191ZM227 122V123H226ZM24 123V125H22ZM26 123V124H25ZM38 125H37V124ZM58 123V124H57ZM104 123V124H103ZM209 123H211V124H215L216 123V125H219L220 124V126L218 127L217 126V132H219V133H217L216 132V130L213 128L214 126V124L212 125V126H210L209 125ZM217 123H219V124H217ZM262 123H263V125H262ZM10 124V125H9ZM15 124V125H14ZM33 124V125H32ZM103 124V126H101ZM106 124H108V128H107V125ZM192 125L193 127H189L190 125ZM208 124V125H207ZM223 124V125H222ZM226 124V128L227 129H229L228 128V125L227 124H229V126L231 125L232 126V128H235L234 130H232V135H231V130L229 129V130H226V128L224 127V125ZM240 124V125H239ZM36 125V126H35ZM40 125V127H38ZM43 127H42V126ZM91 127H90V126ZM93 125V126H92ZM95 125H96V127H95ZM99 125V126H98ZM111 125V126H110ZM24 126V127H23ZM27 126V127H26ZM33 126V127H32ZM64 126H66V128L64 127ZM114 126V127H113ZM195 126H197L196 128H195ZM221 126L223 127V128H221ZM234 126V127H233ZM247 126H249V127H247ZM9 127V128H8ZM34 127L36 128V129H34ZM63 127L66 129H63ZM90 127V128H89ZM94 127H95V129L97 130V129H101V131H97L96 132V130H95V133L93 134L92 133V131H94L93 129H94ZM100 127V128H99ZM105 127V130L103 129ZM111 127H113V128H111ZM238 127V128H237ZM254 127V128H253ZM8 128V129H7ZM41 128V129H40ZM87 128V129H86ZM109 128H111L112 129V132H109L110 131V129ZM200 128V129H199ZM216 128V127H215ZM218 128L220 129V131L218 130ZM246 128V129H245ZM39 129H40V131H39ZM107 129V130H106ZM212 129H214V130H212ZM221 129H222V131L224 132V134L222 133L221 134ZM236 129H238V131H239V133L237 132V134H235V132L234 131H237ZM248 129H250V130H248ZM258 129V130H257ZM5 130V129H4ZM9 130V131H8ZM35 130H37L36 131V133H35ZM77 132H75V131ZM79 130H83L82 132H84V134H82V133H80V134H82V135H84V137H87V138H84V139H80V140H85V143H81L80 145V147L78 146L79 144H76L75 146H73L74 145V143H77L78 142V140H77V138H78V136L77 135H75V137H74V133H76V134H78V131ZM92 130V131H91ZM102 130H104L103 132H102ZM168 130H170V131H168ZM172 130V131H171ZM194 130H196V131H194ZM245 130V131H244ZM255 131V133H254V131ZM259 130H260V132H259ZM85 131H89L90 133H91V135H93L92 137H94L97 133H98V138H100V139H98V138H96V137H94V138H92L91 137V135H90V133H86ZM201 131V132H200ZM205 131V132H204ZM215 131V132H214ZM230 131V132H229ZM243 132V133H240V132ZM250 131V132H249ZM64 132L66 133L65 134V136L67 135V133H70V135H68V136H71L72 137V135H73V137L74 138H76L75 139V142L71 145V137H68L69 139H67V137H65L64 136ZM72 132H74V133H72ZM101 132H102V134H101ZM104 132H106L105 134H103ZM170 132V133H169ZM174 132V134H172ZM198 133V135H197V133ZM204 132V133H203ZM259 132V133H258ZM56 133V134H55ZM111 133V134H110ZM169 133V135H167ZM214 133V137H213V134ZM217 133V134H216ZM234 133V134H233ZM247 133V134H246ZM253 133V134H252ZM59 134H61L60 135V139H61V137H65V139H67L66 141H65V139H64V141H63V139H62V141L63 142H66V143H64V145H61V144H59V143H62V141H60V139L58 138V136H59ZM72 134V135H71ZM85 134H89L90 135V139H91V141L90 142H88L89 140H88V137H89V135L87 136V135H85ZM110 134V135H109ZM155 134V135H154ZM172 134V135H171ZM203 134V136H200V135H202ZM207 134V135H206ZM220 134V135H219ZM231 135L232 137H233V139H231V138H229V137H231L230 135H229V137H227V135ZM249 134V135H248ZM255 134V135H254ZM262 134V135H261ZM57 135V136H56ZM63 135V136H62ZM79 135V134H78ZM82 135H81V138H82ZM101 135H103V136H101ZM104 135L106 136V137H104ZM145 135V136H144ZM181 135V136H180ZM184 135V136H183ZM210 135V136H209ZM212 135V136H211ZM217 135V136H216ZM223 137H222V136ZM237 135V136H236ZM240 135V136H239ZM246 135V136H245ZM248 135V136H247ZM254 135V136H253ZM259 135L262 137H260L259 138ZM53 137V139H54V136H55V140L58 138V140H56L55 142H52V143H55V144H57L58 142V144L56 145L58 148L59 147H61V148H69V149H65V152L63 151V153L60 151V149H59V151H60V153L62 154V155H59V154H55L56 156H58V157H55V155H54V158H56V159H53V157H51L50 159H53V160H51V164H52V166H51V164L49 165L48 163H46L47 165H48V167L47 168H44L43 166V168L42 167H40L39 168V166H37L38 167V169H40V170H38V169H36V166H35V169H32V171H31V168H33V167H27V168H30V170H28L27 169V171L26 170H24L23 169V172H27L28 173V171L30 172V173H32V172H34V173H32V176L31 177H29V173L27 174V173H23L22 172V164L23 165H25V166H23V168L25 167V169H26V164H28L27 162H29L28 160L29 159H26V158H30V156H28V153H30L31 152V150H29L28 148H32V147H34V145H32V144H35L36 145V143L37 144H39L40 143V140H41V142H42V140H43V138L42 137H47V139H45L44 138V140H43V142L46 140H48L49 138L48 137ZM142 138H141V137ZM147 136V137H146ZM151 136V137H150ZM153 136V137H152ZM170 136V137H169ZM172 136V137H171ZM174 136H176V137H174ZM191 136H194V137H191ZM206 136V137H205ZM218 136H220V137H218ZM224 136H225V138L227 137L228 139V141L224 138ZM238 136H239V138H238ZM251 136L253 137V138H251ZM57 137V138H56ZM150 137V138H149ZM156 139H155V138ZM177 137H178V139H177ZM183 139H182V138ZM201 137V138H200ZM204 137H205V139H204ZM218 137V138H217ZM242 139H241V138ZM255 137H256V139H255ZM6 138V137H5ZM20 138V139H19ZM71 138V139H70ZM73 138V139H74ZM79 138H80V136H79ZM78 138V139H79ZM97 139V140H93V139ZM102 138L103 139H105V141L104 140H102ZM132 138H134V139H132ZM141 138V139H140ZM148 138L150 139V141L151 140H153V142H150V143H146L147 141L149 142V140H148ZM154 138V139H153ZM173 138V139H172ZM210 140H209V139ZM212 138H214L216 141H214V139L212 140ZM237 138V139H236ZM251 138V139H250ZM52 138H51V141H54ZM72 139V140H73ZM172 139V140H171ZM192 139V140H191ZM203 139V140H202ZM206 139H208V141L206 140ZM217 139H219V140H217ZM231 139V140H230ZM236 139V140H235ZM246 139V140H245ZM250 139V140H249ZM258 139L260 140V141H258ZM263 139V140H262ZM3 140H5V139H3ZM39 140V141H38ZM50 140V139H49ZM79 140V142H81ZM99 140V141H98ZM101 140V141H100ZM138 140V142H136ZM140 140V141H139ZM162 140V142H160ZM164 140V141H163ZM173 140H175V141H173ZM176 140H177V142H176ZM186 140H187V142H186ZM200 140V141H199ZM202 140V141H201ZM223 140V141H222ZM224 140H225V144H228L227 145V148H228V154L226 153V151H227V148H226V145H224ZM242 140V141H241ZM253 140V141H252ZM255 140V141H254ZM262 140V141H261ZM58 141V142H57ZM70 141V142H69ZM93 141H94V143H93ZM98 141V142H97ZM191 141H193V142H191ZM197 141H199V142H197ZM205 141H207L206 142V144H205ZM210 141L213 143H210ZM218 141V143H216ZM249 141V142H248ZM36 142V143H35ZM57 142V143H56ZM87 142H88V144H90V145H88L87 144ZM100 142V143H99ZM135 142V143H134ZM140 142V143H139ZM156 142V143H155ZM179 142H180V144H181V147H180V144H179ZM197 142V143H196ZM215 142V143H214ZM220 142H221V144L223 145V146H221V147H224L223 149H225L224 150V152L226 153H222L223 152V149L221 148V147H219L221 144H220ZM230 142V143H229ZM233 144H232V143ZM236 142H240L239 144H236ZM245 142V143H244ZM263 142V143H262ZM17 143V144H16ZM67 143H69V145L71 146V147H68L69 145L67 144ZM134 143V144H133ZM139 144L138 146H136L135 147V145H137V144ZM151 143H153L154 145H156L155 147H154V145L153 144H151ZM160 143V144H159ZM162 143V144H161ZM183 143V144H182ZM188 143V144H187ZM200 143V144H199ZM204 143V144H203ZM242 143H243V147H242ZM248 143V144H247ZM257 143V144H256ZM261 144V146H260V144ZM32 145V147H30V145ZM65 144H67V147L65 146ZM132 144H133V146H132ZM146 144H148V146L146 145ZM176 144H178V146H179V148H178V146L176 145ZM195 144V145H194ZM201 144H202V146H201ZM210 144H212V145H210ZM218 144V145H217ZM245 144V145H244ZM252 144V145H251ZM259 144V145H258ZM12 145V146H11ZM111 145H113V148H112V146ZM142 145V146H141ZM144 145H146V146H144ZM151 145H153L152 147H151ZM161 145V146H160ZM183 145H184V147H183ZM189 145V146H188ZM197 145V146H196ZM208 145V147H210V148H207L206 146ZM232 145V146H231ZM240 145V146H239ZM246 145H247V147H246ZM7 146V147H6ZM63 146H65V147H63ZM84 146V147H83ZM129 146V147H128ZM144 147V149H142L144 152V154L142 153V151L140 152L139 151V149L141 150V148L140 147ZM169 146V147H168ZM252 146V147H251ZM14 147V148H13ZM82 147V148H81ZM109 147H111L112 149H111V151L108 153V150H110V148ZM128 147V148H127ZM131 147V148H130ZM201 147H203V148H201ZM212 147V148H211ZM233 147V148H232ZM242 147V148H241ZM246 147V148H245ZM106 148H108V150L106 149ZM139 148V149H138ZM153 148V149H152ZM156 148V149H155ZM181 148V149H180ZM183 148V149H182ZM201 149V151L199 150V149ZM206 148V149H205ZM216 150V151H218L217 153H216V151H213L214 149ZM217 148V149H216ZM221 148V149H220ZM235 148V149H234ZM237 148V149H236ZM248 148V149H247ZM253 148V149H252ZM28 149V150H27ZM62 149V150H63ZM129 149H132L133 151H131V150H129ZM137 149V150H136ZM148 149V150H147ZM151 149H152V151H151ZM177 149V150H176ZM185 149V150H184ZM194 149V150H193ZM207 149H209V152H208V150ZM210 149H211V151H210ZM240 149H243V151L242 150H240ZM252 149V150H251ZM14 150V151H13ZM22 150V151H21ZM26 150H27V155H26ZM129 150V151H128ZM145 150H147V151H145ZM159 150H162V151H159ZM182 150H184V151H182ZM187 150V151H186ZM196 150H198V152H196ZM203 150V151H202ZM219 150H220V152H219ZM238 152H237V151ZM249 150V151H248ZM250 150H251V152H250ZM25 151V152H24ZM103 151L105 152V151H107L106 152V154L105 153H103ZM131 151V152H130ZM138 151V153H133V152H137ZM151 151V154L149 153ZM159 151V153H157ZM178 151V152H177ZM193 151V152H192ZM234 151V152H233ZM242 151V152H241ZM246 151H248V152H246ZM14 152H16V153H14ZM18 152H20V153H18ZM126 152L129 154L128 156H130V157H128L127 159H124L126 156H125V154H126ZM139 152L140 153H142V155L143 156H141V160H138L139 162H136L137 161V158H139L140 157V155H138L139 154ZM147 152V153H146ZM155 152V153H154ZM167 153L166 155H168V156H171L172 158L174 157L175 159H181V158H183L184 159V157H187V156H189V155H198L199 154V156L201 155V157L204 159V157H206V159L204 160V161H206V162H203V160H202V162H203V164L205 165V166H207L206 164H207V162L208 161H210V163H208V166L206 167V169L210 166V169H211V164H213L214 162H212V159L213 160H215L216 161V159L218 158V160H222L221 162H215L214 164H215V166H217V167H219L220 166V163H222V165L221 166H223L224 167V171L226 172V170H230V172H226V173H229V174H231L232 173V175H234V174H236L237 173V176H238V178L239 179H237V177L235 176V178H236V180H238V181H242V182H244V184L242 183V185H241V189H240V192H241V194L239 193V192H232V190H236L235 189V187L233 186V185H235L234 184V182H238V181H234L235 180V178H233V177H229V179L228 180H225V182L224 181H221V183H224V185L225 186H228L229 185V183H231L230 185H232L234 188H232V186L230 187V185H229V187H230V189H232V190H230L228 193H226V197H225V194L220 198V200L221 199H226V201H224V200H219V199H217L216 198V202L218 203V201H219V206H221V207H214V205H215V203L216 202H209L210 201V199H207L206 200V198L205 197H202V196H197V195H194L195 193L193 192L192 194H189V196L188 195H186L185 197L186 198H184V199H187V202H184L183 203V201H178V202H175L174 203V205H172V206H174L175 208L173 209L174 211H172V212H164V210L162 209V211H163V214H162V211L160 212V211H158L157 213H158V215H157V213H152V216H159V217H153L154 219L152 220V216H151V213H147L148 214V216H146V214H144V213H139V212H137L136 211V209H137V207L139 208V204L140 203H142L141 202V200H142V198H146L147 200H150V201H154V197L155 196H157L156 194H155V192L154 191H150L152 188H153V190H155L154 188L156 187V186H161V188L160 189H158V188H156V190L157 191H161V192H163L165 189H166V187H167V189H168V186L167 185H170V186H172V187H170L169 186V188H170V190H171V192H173L174 190H172L173 189V187H174V183H177V181L178 182H180V180H181V182L182 181H184L186 178H190V176L188 175L187 176V174H185L184 175V173H183V175L181 174V175H178V176H174V179H172L173 178V176H171V177H168V176H166V175H164V174H161L160 173V175H158V174H156L157 176L155 177V178H157V177H159V176H162V177H160V178H157V181H156V179L155 178H153V180H152V178H151V172L153 171V170H155V167L154 166H156L157 164H156V161L158 162L159 160V162H163L164 161V158H165V153ZM183 152V153H182ZM200 152V153H199ZM202 152H205V153H202ZM207 152V153H206ZM214 152V153H213ZM230 152V153H229ZM243 152H244V154H246L245 156H244V154H243ZM251 154H250V153ZM252 152H254V153H252ZM12 153H13V155H12ZM22 153H24V154H22ZM108 153V154H107ZM146 153V154H145ZM186 153H187V156H186ZM202 153V154H201ZM210 153H213V155L212 154H210ZM216 153V154H215ZM218 153H219V157H218ZM237 153V154H236ZM259 153V154H258ZM102 155V156H100L101 158H102V161H101V159L100 158H98L99 157V155ZM148 154H150V155H148ZM157 154V155H156ZM164 154V155H163ZM189 154V155H188ZM215 154V155H214ZM223 154V155H222ZM225 154V155H224ZM230 154V155H229ZM233 154H235L234 156H232ZM242 154H243V157H242ZM263 154V155H262ZM10 155H12L11 156V158H10ZM30 155V154H29ZM93 155H97L98 157H95V156H93ZM127 155V154H126ZM133 155L136 157V161H134V162H132V163H137L138 164V166H137V164H135L134 166L132 165V167H130V168H128V170H127V168L125 169V170H127V174H128V176H125V175H127L126 174V172H125V170H124V166L126 165V167H127V165H130L131 164V161H133L134 160V158H133V160H130V159H132V157H133ZM148 155V156H147ZM153 155V156H152ZM173 155V156H172ZM182 155H183V157H182ZM185 155V156H184ZM205 155V156H204ZM207 155V156H206ZM208 155H210V156H208ZM212 155V156H211ZM222 155V156H221ZM227 155V156H226ZM238 155V156H237ZM240 155V156H239ZM251 155V156H250ZM260 155V156H259ZM123 156H125L124 158H123ZM150 156V157H149ZM204 156V157H203ZM229 156V157H228ZM249 156H250V160H249ZM89 157H91V159L89 160ZM94 157V158H93ZM147 157V158H146ZM153 157V158H152ZM156 157H158V158H156ZM212 158V159H209V158ZM217 157V158H216ZM221 157H223V159H221ZM227 157V158H226ZM239 157V158H238ZM241 157V158H240ZM253 159H252V158ZM23 159V160H21L20 161V159ZM88 158V159H87ZM149 158H151V159H149ZM166 158H168V157H166ZM208 158V159H207ZM246 158H247V160H246ZM257 158H259V160L257 159ZM261 158H262V160H261ZM17 159H19V160H17ZM27 160V161H25V163H24V160ZM49 159V160H50ZM85 159H86V161H87V163H93V161H96L95 163H93V166L94 167H92V164L90 165L91 167H89L88 165L90 164H87L86 163V161H85ZM147 159V160H146ZM154 159V160H153ZM183 159H181V160H183ZM227 159V160H226ZM230 159V160H229ZM233 159H236L237 161H239V162H236V160H233ZM239 159V160H238ZM242 159H244V160H242ZM54 160H56V161H54ZM115 160H117V161H115ZM156 160V161H155ZM231 160H233V161H231ZM254 160H255V162H254ZM260 160H261V162H260ZM3 161V162H2ZM83 161H85V163L83 162ZM101 161V162H100ZM112 161H115V162H117L118 163V161H119V164H117V163H115L116 165H119L118 166V168H120V169H122V165H123V169L122 170H120L121 172H125V175H123L121 172H119L118 170L119 169H117V171H115V169L117 168V166L114 164V166L112 167V165H109V164H113V162ZM143 161H146L147 162V166H146V162L144 163ZM180 161V160H179ZM244 161V162H243ZM20 164H19V163ZM21 162H22V164H21ZM47 162H49V161H47ZM53 162V163H52ZM153 162H155V163H152ZM232 162V163H231ZM19 165H18V164ZM76 163V165H74ZM77 163H78V165H77ZM109 163V164H108ZM139 163H141V165H139ZM144 164V166H145V168L147 169H144V167L143 168H141L142 167V165ZM217 163H218V165H217ZM235 163V164H234ZM243 163H244V165H243ZM257 163V164H256ZM262 163V164H261ZM16 164V165H15ZM83 164H85V165H83ZM97 164V165H96ZM148 164H149V166L150 165H152V168H151V166L149 167L148 166ZM154 164H156V165H154ZM214 164L212 165V166H214ZM236 164H238V165H236ZM239 164H241V167H240V165ZM259 164V165H258ZM73 167H72V166ZM87 165V166H86ZM234 165V166H233ZM15 166V167H14ZM17 166V167H16ZM20 166V167H19ZM74 166H77V167H75L74 168ZM106 166V167H105ZM108 166H110L109 168H108ZM233 166V167H232ZM248 168H247V167ZM249 166H251V167H249ZM20 168L19 170H21V171H19L18 169H16V168ZM69 167H71V168H73V169H71L70 168V170L68 171V168ZM134 167H135V170H134ZM137 167H139V168H137ZM256 168V169H254V168ZM261 167V168H260ZM61 168H62V170L64 169V171H65V173H63L64 171H60L61 170ZM91 168V169H90ZM93 168V169H92ZM113 168H115L114 170H113ZM137 168V169H136ZM143 169V171L142 170H140L141 171V173L143 172V174L144 175H146V176H148V177H150V178H147L146 176H144L143 174H141L140 172H139V169ZM148 168H150V170L148 169ZM154 168V169H153ZM227 168V169H226ZM245 170V172L247 173V171H249V168H250V170H251V168H252V170L250 171V172H248L247 174L244 172V170ZM5 169V170H4ZM14 169V170H13ZM59 169V170H58ZM67 169V170H66ZM132 169L134 170V171H132ZM152 169V170H151ZM259 169H260V171H259ZM263 169V170H262ZM16 170H18V172H17V174H15L16 172ZM111 170H113V171H111ZM148 170H149V174L147 173V174H145L146 172H148ZM239 170V171H238ZM243 170V171H242ZM254 170V171H253ZM255 170H257V171H255ZM55 171H58V173L56 174V172ZM13 172V173H12ZM23 173V174H20L19 175V173ZM55 172V173H54ZM113 172V174H111ZM116 172V174H114ZM138 174H137V173ZM185 172V171H184ZM233 172H235V173H233ZM259 172H260V174H259ZM134 173V174H133ZM252 173H254V174H252ZM263 174V177L261 176L262 174ZM5 174V175H4ZM13 174V175H12ZM26 174L28 175V176H26ZM33 174H34V176H33ZM59 174H61V175H59ZM62 174H64V175H62ZM117 174H121V178L123 179L124 178V180H121L120 179V177H119V175H117ZM137 174V175H136ZM16 175V176H15ZM17 175H18V177L21 179V178H23V175H24V180L22 179V180H19V184H18V180L16 179V181L17 182H15V183H13V181H10V182H12V184H14V185H11V187H10V182H8V178L11 176L13 179H14V177H17ZM115 175H117L118 176V178L120 179V180H118V181H115V179L117 178V176H115ZM135 175V176H134ZM143 175V177H141V176ZM214 175V176H213ZM250 175H252V179H251V176ZM3 176H4V178H6L7 179V181H6V179L4 180V178H3ZM209 176H212V177H210V179H209ZM209 176H207V178H201L202 179V181H203V179L205 180V179H207L206 181L207 182H205V181H203V182H205V183H207V185H208V183H209V185H214L213 183H214V177H219L220 175H216V174H210ZM247 178H246V177ZM259 176H260V178H259ZM17 177V178H18ZM125 177L127 178L128 177V179H125ZM130 177V178H129ZM132 177V178H131ZM141 177V178H140ZM166 177H168V180L166 179ZM178 177V178H177ZM184 177V178H183ZM217 177V178H218ZM250 179H249V178ZM255 177V178H254ZM3 178V179H2ZM50 178L52 179V182H50L51 180H50ZM111 178H112V180H111ZM114 178V179H113ZM117 178V179H118ZM144 178H147V179H149L150 181H149V184L151 185L152 183L151 182H153L154 184H152L151 185V187L149 188L148 186H149V184H148V181H145V180H147V179H143ZM162 178V179H161ZM176 178V179H175ZM191 178H194V176L193 177H191ZM196 178H198V179H200V177H196ZM213 180H212V179ZM2 179V180H1ZM10 179V178H9ZM58 180V181H56V180ZM62 179V180H61ZM108 179V181H104V180H107ZM110 179V180H109ZM161 179V181H159ZM178 179V180H177ZM184 179V180H183ZM200 179V180H201ZM209 179V180H208ZM248 179V180H247ZM49 180V182H48V184H47V181ZM128 180V181H127ZM137 180V183H140V184H137L136 182H134V181H136ZM163 180H164V182H163ZM211 180V184H210V181ZM218 180V179H217ZM234 181V182H230V181ZM255 180V181H254ZM260 181V180H262V182H259L258 183V181ZM43 181H45V182H43ZM100 181H102V182H100ZM124 183V184H121L122 182ZM129 181H131L130 183H129ZM145 181V182H144ZM155 181V182H154ZM165 181L166 182H168V184L166 183V185H165ZM174 181V182H173ZM215 181H216V178H215ZM220 181V180H219ZM246 181V182H245ZM251 181V182H250ZM253 181V182H252ZM5 182V183H4ZM41 182H43L42 184H44L45 185V187H44V185L42 186V184H40L39 185V183H41ZM96 182H100L101 184H103L102 186L103 187H101L100 186V184L99 183H96ZM144 183V184H142V183ZM161 182V183H160ZM163 182V183H162ZM248 182H249V184H248ZM9 183V184H8ZM95 183V184H94ZM128 183V184H127ZM135 183V184H134ZM148 184L147 185V187L145 186V184ZM173 183V184H172ZM254 185H253V184ZM257 183V184H256ZM46 184L47 185H49V186H46ZM94 186V187H92V185ZM97 184V185H96ZM104 184L106 185L105 187H104ZM159 184H161V185H159ZM248 184V185H247ZM91 185V186H90ZM129 185H131V187L129 186ZM135 185V186H134ZM140 185V189L138 188V186ZM155 187H154V186ZM164 187H163V186ZM178 185V184H177ZM177 185H175V187L177 186ZM206 185V186H207ZM223 185V186H224ZM262 185V186H261ZM12 186H13V189H12ZM41 187V188H37V187ZM87 186H89L90 188H92V190H90L89 189V187H87ZM96 186V187H95ZM126 186H128V187H126ZM143 186H145L146 187V189L143 187ZM243 186V187H242ZM257 186V187H256ZM6 187H8V189H6ZM15 187V188H14ZM109 187V188H108ZM126 187V188H125ZM133 187V188H132ZM143 189H142V188ZM175 187H174V189H175ZM252 187V188H251ZM35 188V189H34ZM46 188V189H45ZM80 188H82V190L80 189ZM85 188V189H84ZM96 188V189H95ZM101 188V189H100ZM104 190H103V189ZM107 188V189H106ZM129 188V189H128ZM148 188V189H147ZM243 188V189H242ZM246 188V189H245ZM248 188V189H247ZM251 188V189H250ZM263 190H262V189ZM40 189H42L41 191H40ZM110 189L112 190L111 192H110ZM127 190V191H125V190ZM162 189V190H161ZM164 189V190H163ZM37 190V191H36ZM58 190H60V193H58ZM87 191L88 190V193H86L85 191ZM98 190V191H97ZM100 190V191H99ZM107 190V191H106ZM123 190V191H122ZM147 190L148 191H150V193H152V194H150L149 192L148 193H146L147 192ZM155 190V191H156ZM252 190V191H251ZM8 193H7V192ZM61 191H62V193H61ZM79 191V192H78ZM81 191V192H80ZM102 191V192H101ZM105 191H106V195H105ZM122 191V192H121ZM136 191V192H135ZM156 191V193H158ZM237 191V190H236ZM249 191V192H248ZM36 192V193H35ZM93 193V196L91 195L92 193ZM101 192V193H100ZM111 194L110 196H109V193ZM127 192V193H126ZM132 192H133V194H132ZM137 192H139V194L141 193V199L140 198H138L137 196L136 197H134L135 195H134V193L136 194V195H138L137 194ZM231 192H232V194H231ZM250 192H251V194H250ZM34 193V194H33ZM98 193H100V196H97L98 195ZM107 193H108V196H107ZM112 193H114L115 195L116 194H118V195H113ZM207 194H208V196L211 194L210 192V194L208 193V192H206ZM254 193V194H253ZM255 193H258L257 195H255ZM39 194V195H38ZM77 194H82V196H80L81 198H79V195H77ZM84 194V195H83ZM88 195V196H86L85 197V195ZM97 194V195H96ZM151 196H150V195ZM159 194V193H158ZM206 194V195H207ZM243 194V195H242ZM31 195V196H30ZM53 195H55V196H53ZM59 195V196H58ZM77 196V198H79V200H82V201H78V199L76 198V196ZM90 195V196H89ZM101 195H103V196H101ZM134 195V196H133ZM228 195H231V196H228ZM234 195V196H233ZM259 195V196H258ZM28 196H30V197H28ZM73 196L75 197V198H73ZM112 196H113V198H112ZM116 197V200L114 201V199H115V197ZM126 196V197H125ZM134 198H133V197ZM138 196H140V195H138ZM143 196V197H142ZM148 196H149V198H148ZM239 196H242V197H239ZM244 196H245V198H244ZM258 196V197H257ZM55 197V198H54ZM91 198V199H89V198ZM93 197V198H92ZM119 197V198H118ZM190 197V198H189ZM199 197V198H198ZM202 197V198H201ZM237 197V198H236ZM247 197V198H246ZM253 197V198H252ZM259 197H260V199H259ZM51 198V199H50ZM53 198V199H52ZM107 198H110V200H108ZM140 199V200H138V199ZM189 198V199H188ZM194 200H193V199ZM198 198V199H197ZM49 199H50V201H49ZM132 199H134V200H132ZM152 199V200H151ZM196 199H197V201H196ZM205 200V201H202V200ZM236 199V200H235ZM239 199H241V200H239ZM248 199H249V201H248ZM257 199V200H256ZM86 201V202H83V201ZM121 200H122V202H121ZM131 200V201H130ZM135 200H137V203H135ZM143 200H145V199H143ZM142 200V201H143ZM193 200V201H192ZM239 200V201H238ZM246 200V201H245ZM261 202H259V201ZM124 201V202H123ZM125 201H129V202H127L128 204H126L125 203ZM146 201V200H145ZM189 201H191V202H194L192 205L194 206V208L196 207V209H197V212L195 211L196 209H194V208H192L193 206H191V202H189ZM237 201H238V203H237ZM257 201L260 203H257ZM81 202H83L82 204H81ZM122 204H121V203ZM131 202H133V203H131ZM140 202V203H139ZM148 202V201H147ZM196 202H198V203H196ZM204 202V203H203ZM207 202H209V204L207 203ZM222 202V203H221ZM246 202V203H245ZM250 202V203H249ZM49 203V204H48ZM84 203H86V205H84ZM111 203V204H110ZM139 203V204H138ZM190 203V204H189ZM202 203V204H201ZM208 205H207V204ZM213 203H214V205H213ZM216 203V204H217ZM226 203V204H225ZM228 203V204H227ZM230 203V204H229ZM232 203H234V204H232ZM250 205H249V204ZM255 203H257L256 205H255ZM89 204H91L90 206H89ZM97 204H99V205H97ZM109 204V205H108ZM114 204V205H113ZM118 204H121V205H118ZM126 204V207H124V208H121L122 206H124ZM183 204V207L181 206ZM207 206H206V205ZM242 205L241 207H240V205ZM246 204H248V205H246ZM254 204V205H253ZM67 205V207H65ZM82 205H84V206H82ZM118 205V206H117ZM136 205V206H135ZM203 207H202V206ZM232 205V206H231ZM237 207H236V206ZM245 205V206H244ZM252 205L255 207V209H254V207H252ZM78 206V207H77ZM100 206V207H99ZM129 206H132L131 208L129 207ZM140 206H141V204H140ZM210 206V207H209ZM217 206V205H216ZM225 206H226V208H225ZM249 206V207H248ZM121 208V213H117L116 211H118V210H120V209H117L116 210V208ZM129 208V211H128V208ZM176 207L177 208H179V209H176ZM199 207H201L199 210H198V208ZM214 207V208H213ZM224 207V208H223ZM52 208V209H51ZM85 208H86V210H85ZM134 208H135V213H136V215H137V217L136 216H134V212H133V210H134ZM173 208V207H172ZM182 208V209H181ZM185 208V209H184ZM202 208H203V210H202ZM209 208V209H208ZM216 208V209H215ZM218 208H220V210L218 209ZM234 208H235V210H234ZM239 208V209H238ZM241 208H242V210H241ZM248 208V209H247ZM262 208V211H260V212H264V209ZM87 209H89V210H87ZM168 209H169V207H168ZM171 209V208H170ZM194 209V210H193ZM212 209H213V211H212ZM214 209L216 210V212H214ZM225 209V210H224ZM238 209V210H237ZM257 209V210H256ZM95 210V211H94ZM177 210H179V211H177ZM217 210H219L218 212H217ZM227 210V211H226ZM234 210V211H233ZM253 210V211H252ZM259 210H261L260 208H259ZM131 211H132V213H131ZM177 211V212H176ZM212 211V212H211ZM232 213H231V212ZM236 211V212H235ZM243 212L244 213V215L241 213V212ZM249 211V212H248ZM250 211H252V213L250 212ZM124 212V213H123ZM175 212V213H174ZM211 212V213H210ZM219 212H220V215H219ZM19 215H18V214ZM129 213V214H128ZM168 213H171L172 215L170 216V214H168ZM181 213V214H180ZM205 213V214H204ZM217 213V214H216ZM224 213H225V215H227L228 213V218H231V217H233L232 219L234 220V218L236 219V217H237V215H238V217L237 218H240V220H242V221H244V222H239L238 223V221L239 220H237V223L235 224V222H236V220L235 221H233L232 220V222H229V221H231V219L230 220H228L227 219V217H225L224 216ZM227 213V214H226ZM235 213H237V214H235ZM238 213H240V214H238ZM246 213H249L248 215L249 216H246L245 217V214ZM251 213V214H250ZM21 214V215H20ZM121 214H122V216H123V219H122V216H121ZM160 214H161V216H165V218H163L162 217V219H159V218H161V216H160ZM184 214V215H183ZM185 214H186V219H185ZM213 214V215H212ZM221 214H223V217L229 222H225L224 220H221L222 218V216H221ZM231 214H232V216H231ZM116 215V216H115ZM142 215V216H141ZM144 215V216H143ZM166 215H168L170 218H168V217H166ZM182 215V217H180ZM216 215V216H215ZM217 215H219V216H221V217H219V219L223 222H219L218 221V223H217V221H214V219L213 218H217L218 216ZM13 216V217H12ZM17 218V217H19L18 219H16L15 217ZM119 216V217H118ZM121 216V217H120ZM132 216V217H131ZM150 216H151V219H150ZM195 216L197 217V218H195ZM213 216H215V217H213ZM229 216H231V217H229ZM245 217V218H243V217ZM251 216V217H250ZM254 218H253V217ZM2 217H4V218H2ZM11 217H12V220H10L11 219ZM129 219H128V218ZM139 217V219L137 220V218ZM173 217V218H172ZM177 217V218H176ZM179 217V218H178ZM205 217V218H204ZM248 217V218H247ZM10 218V219H9ZM115 218H116V220H115ZM125 218H127V220L125 219ZM134 218V219H133ZM136 218V219H135ZM147 218V219H146ZM172 218V219H171ZM211 218V220L209 221V219ZM253 218V219H252ZM261 218V219H260ZM8 219L10 220V221H8ZM108 219V220H107ZM114 221H113V220ZM133 220V223L134 224H140V225H142V223H143V228L141 229V227L139 226L138 228H140L141 230L139 231V229L137 228V227H134V226H132L133 225V223L131 222L130 223V221L131 220ZM148 219H149V221H148ZM156 219V220H155ZM158 219V220H157ZM166 219V220H165ZM176 219V221H174V220ZM178 219V220H177ZM188 219H189V221H188ZM199 219V220H198ZM201 219V220H200ZM245 219V220H244ZM249 221H247V220ZM250 219V220H249ZM84 220V221H83ZM96 220V221H95ZM118 220V221H117ZM125 220V221H124ZM130 220V221H129ZM140 220H142V223L140 222ZM147 220V221H146ZM155 220V221H154ZM161 220V221H160ZM193 220V221H192ZM209 221V223H208V221ZM256 220V225H257V227H256V225H255V222H253V221H255ZM263 222H262V221ZM12 221V222H11ZM88 221L90 222L89 224L90 225H95L97 222H98V224L96 225V226H98V227H96V226H94L93 228H91V229H95V230H92V232H91V229H90V227H89V225H85V227H83V225L84 224H88ZM94 221V222H93ZM101 221V222H100ZM134 221H139V222H134ZM168 221V222H167ZM181 221H183L184 223H181ZM198 221V222H197ZM212 221V222H211ZM245 221H247V222H245ZM14 222V223H13ZM85 222V223H84ZM93 224H92V223ZM112 222V223H111ZM151 222V223H150ZM152 222H154V225H153V223ZM160 224V226L157 224ZM161 222V223H160ZM251 222V223H250ZM119 223H121V224H119ZM146 223V224H145ZM173 223H174V225L175 226H177V225H181V227H183L182 228V231H179V232H184V233H182V235L184 234L185 236L183 237L182 235H181V233H177V234H174L173 233V229L174 228H176V227H174V225H173ZM213 223V224H212ZM214 223L216 224L217 223V226L216 225H214ZM245 223V225L244 226H246V225H249L248 223H250V227L248 226V227H244L243 226V230H242V225ZM106 224V225H105ZM113 224V227L111 228V230L113 231L114 230V234L115 233H117L116 235L118 236V234H119V231H117L116 232V229L118 230H121L120 232L123 234H126V235H124V236H126V237H124L121 233L119 234V236L117 237V239H119V238H121L120 240H122L120 243L118 242L117 244H116V235H114V234H112L111 232H109L108 231V229L111 227V225ZM124 224V225H123ZM156 224H157V228H156ZM164 224V225H163ZM168 224V225H167ZM198 224V225H197ZM263 224V225H262ZM82 225V226H81ZM116 225V226H115ZM147 226V227H144V226ZM165 225H167V226H170V227H168L167 228V226H165ZM186 225V227H184ZM201 225V226H200ZM253 225V226H252ZM81 226V227H80ZM105 226V227H104ZM106 226H108L107 228V230H106ZM136 226V225H135ZM138 226V225H137ZM152 226V227H151ZM161 227V228H159V227ZM164 226V227H163ZM187 226H188V228H187ZM196 226V227H195ZM200 226V227H199ZM216 226V227H215ZM224 226V227H225ZM260 226V227H259ZM262 226V227H261ZM88 227V228H87ZM151 227V228H150ZM171 227H172V229H171ZM214 227H215V229H214ZM21 228H23V229H21ZM79 228H83V229H81V230H83V232L79 229ZM114 228H116V229H114ZM148 228H150V229H148ZM153 228H155V229H153ZM231 228V229H232ZM249 228V229H248ZM253 228V229H254ZM262 230H261V229ZM27 230V231H25V230ZM79 229V230H78ZM85 229H88L87 230V232L85 231ZM97 229V230H96ZM104 229V230H103ZM138 231H137V230ZM143 229H145V230H143ZM152 229V230H151ZM163 229H165V230H163ZM183 229H184V231H183ZM202 229V230H201ZM228 229H230V228H228ZM227 228H226V230H228ZM245 229H247V230H245ZM256 229L254 230V231H256ZM20 230L22 231V233L20 232ZM78 230V231H77ZM99 230V231H98ZM126 232H125V231ZM129 230H130V232H129ZM151 230V231H150ZM156 230V231H155ZM185 230H186V232H185ZM234 230V229H233ZM19 231V232H18ZM30 231V233H32V236L34 235L33 233H35V235H34V237H32V238H25L26 236H28L27 235V233ZM79 231H81V232H79ZM85 231V232H84ZM94 231L95 232H97L96 233V235L94 234ZM143 231H147V233L146 232H143ZM188 231V232H187ZM73 232V234L71 235L70 233H72ZM106 232V233H105ZM108 232L110 233V235L108 234ZM127 232H129V233H127ZM142 232V233H141ZM149 232V233H148ZM161 232V233H160ZM162 232L164 233V234H162ZM166 232V233H165ZM264 232V231H263ZM262 232V234L260 233V235H263L264 233ZM24 233H26V236H24V238H25V240L23 241V242H21L24 238H22L23 237V235H25ZM78 233V234H77ZM86 233V234H85ZM92 233V234H91ZM132 233V234H131ZM211 233L213 234V235H211ZM216 233V232H215ZM20 234H23V235H21L20 236ZM54 234V235H53ZM72 236H70V235ZM84 234V235H83ZM89 234V235H88ZM108 234V236L107 237H104V236H106V235ZM140 234H142L141 236H140ZM148 234H149V236H148ZM159 234H160V236H159ZM180 234V235H179ZM191 234V235H190ZM201 234V235H200ZM19 236L20 237V240H19V237H16V236ZM29 235H31V234H29ZM37 235V236H36ZM63 235H65V236H63ZM78 235V236H77ZM87 235V236H86ZM100 235V236H99ZM104 235V236H103ZM127 235H129V236H127ZM132 235V236H131ZM135 235V238H137V236H138V240L137 239H135V238H133V236ZM137 235V236H136ZM145 235H147V236H145ZM157 235H158V239H157ZM176 235H179V236H176ZM14 236V237H13ZM54 236H55V238H54ZM73 236H76V237H73ZM90 236H92L93 237V239L90 237ZM96 236H98L97 238H95ZM109 236L110 237H112V238H109ZM151 236V237H150ZM156 236V237H155ZM162 236V237H161ZM182 236V237H181ZM90 237V238H89ZM103 237V238H102ZM123 237V238H122ZM133 239H132V238ZM140 237V238H139ZM170 237V238H169ZM205 237V238H204ZM215 237H216V234H215ZM258 237V240H256L257 238H254V240H256V241H252V243L251 244H247L248 246H242V245H240V244H238V245H236L233 249L235 250H232V252H231V248L229 247V246H225L226 248L224 249L225 251H220V252H225L224 253V256H222V253H221V255H220V252H218L217 250L215 251L216 253H219V255L222 257H220V259H224L223 261L224 262H226V263H224L223 261H221V260H218L219 259V255L216 257V259H214V260H209L208 262H205L204 264H220V263H222V264H264V248L263 249H261V247H264V246H262V244L264 245V237L263 236H257ZM261 237V238H260ZM262 237H263V240H262ZM22 238V239H21ZM54 238V239H53ZM70 238H72V239H70ZM105 238V239H104ZM115 238V239H114ZM141 238H143V239H141ZM150 238V239H149ZM151 238L153 239V242L151 243ZM154 238H155V241H154ZM164 238H165V240H164ZM168 238H169V240H168ZM184 238V239H183ZM190 238V239H189ZM199 238V240L200 241H202L203 242V248L205 249L204 250V252H203V250H202V254H196V256L194 257V255L192 254V249H193V247H194V245H195V242L196 241H198L197 239ZM201 238V239H200ZM260 238V239H259ZM47 239V240H46ZM48 239H51V240H59L58 242H54V241H48ZM78 239V240H77ZM81 239V240H80ZM82 239H83V241L85 242H83L82 241ZM102 240V239H104L105 240V243H106V249L108 250V251H105L106 249H105V247H103L104 245H103V243L102 242H104V241H99V242H96L95 240ZM109 239V240H108ZM129 239V240H128ZM131 239V240H130ZM167 239V240H166ZM172 239V240H171ZM174 239V240H173ZM176 239V240H175ZM181 239V240H180ZM187 240V242H186V240ZM73 240H75V241H73ZM91 240H92V242H91ZM111 241L112 240V242L111 243H109L108 241ZM115 240V243H113V241ZM127 240V241H126ZM143 240V241H142ZM148 242H147V241ZM164 240V241H163ZM192 240V241H191ZM208 240H209V242H208ZM259 240H260V242H259ZM263 242H262V241ZM81 241V242H80ZM129 241V242H128ZM132 241V242H131ZM144 242V243H142V242ZM150 241V242H149ZM167 241H168V245H169V243H171L170 244V246L168 247V245H167ZM175 241V242H174ZM189 241V242H188ZM212 241V242H211ZM258 241V242H257ZM88 242V243H87ZM91 242V243H90ZM127 242V243H126ZM138 242V243H137ZM141 242V243H140ZM161 242H163V244L164 243H166V245L164 244H162ZM178 242V243H177ZM185 242H186V244H185ZM194 242V243H193ZM253 242H255V244H253ZM262 242V243H261ZM94 243H96V244H94ZM102 243V244H101ZM104 243V244H105ZM139 244V245H137V244ZM160 243L162 244V245H160ZM184 243V244H183ZM188 243V244H187ZM122 244H124V245H122ZM140 244H141V248H140ZM143 244H145V245H143ZM149 244H153V245H155V246H148ZM258 244H261V245H259V246H257ZM97 245V246H96ZM101 245H103V246H101ZM113 247H111V246ZM116 245V246H115ZM124 246L126 249H124L122 246ZM133 245H135V246H133ZM146 245H147V248L149 247V249H153V250H151V253H148L150 250L148 249V250H146L147 248H146ZM157 245V246H156ZM188 245V246H187ZM239 245L240 246H242V247H239ZM252 245V246H251ZM99 246H101V247H99ZM114 246H115V250H113L114 249ZM117 246H119V250H117L118 249V247ZM124 249V250H122L121 249V247ZM131 246H133V247H131ZM143 246H145V247H143ZM159 246H161V247H159ZM175 246V247H174ZM211 247V249L209 248V247ZM249 246H251L252 247V250L253 251H251V247H249ZM257 246V247H256ZM110 247L112 248V249H110ZM117 247V248H116ZM128 247H130V248H128ZM134 247H136V248H134ZM167 247H168V250H167ZM184 247V248H183ZM238 247V248H237ZM254 247H256V248H254ZM260 247V248H259ZM101 248H104V249H102L101 250ZM141 249V252L140 253H138L139 252V250L137 251V249ZM144 248H146V249H144ZM155 248V249H154ZM164 248V249H163ZM180 248H182L181 250L184 252V250H186L185 251V255L184 254H182V251H180ZM228 248V249H227ZM249 249V250H246V251H244V250H242V249ZM129 249L132 251L133 249H134V251H132L131 253H130V251H129ZM136 249V250H135ZM142 249H144V250H142ZM160 249H162V250H160ZM166 249V251H169V250H171L170 252H169V254H168V252H166V251H163V250H165ZM173 249V250H172ZM177 249H179V250H177ZM208 249V250H207ZM256 249V250H255ZM109 250H110V252H109ZM113 250V251H112ZM120 250H121V252H120ZM207 250V251H206ZM226 250H228L227 252H229V253H227L226 252ZM230 250V251H229ZM236 250H237V252H236ZM240 250V251H239ZM255 250V251H254ZM258 250V251H257ZM263 250V251H262ZM4 251V252H5ZM101 251H105V252H101ZM126 252V254H125V252ZM137 251V253H135ZM145 251H147V253L145 252ZM152 251H154V252H152ZM160 251V252H159ZM163 253H162V252ZM172 251H174L173 252V255H172ZM176 251L178 252V253H181L182 254V256H181V254L179 255V254H177L176 253ZM249 251V252H248ZM117 252V253H116ZM124 252V253H123ZM129 252V253H128ZM133 252H134V254H133ZM142 252L144 253L143 255H140V254H142ZM157 252H159V253H157ZM165 252H166V254H165ZM234 252V253H233ZM238 252H240V253H238ZM242 252V253H241ZM106 253V254H105ZM123 253V259L121 258L122 257V254ZM157 253V254H156ZM175 253V254H174ZM188 253H191L190 255L188 254ZM231 253V254H230ZM234 255H233V254ZM245 253V254H244ZM259 253V254H258ZM59 256H58V255ZM118 254H120V257H119V255ZM130 254H132V255H130ZM148 254H149V256H148ZM165 254V255H164ZM168 254V255H167ZM237 254H238V256H237ZM257 254V255H256ZM102 255V256H101ZM124 255L125 256H127V257H124ZM129 255V256H128ZM147 255V257H145ZM162 256V257H160V256ZM171 255V256H170ZM175 255H177V256H175ZM179 255V256H178ZM186 255H187V257H186ZM197 255H200V256H197ZM242 255V256H241ZM3 256V257H2ZM155 256V257H154ZM159 256V257H158ZM167 256V259H166V261H168L167 263H166V261H165V257ZM185 256V258L183 259V257ZM193 256V257H192ZM231 256H232V258H231ZM117 257H119V258H117ZM131 257H133V258H131ZM139 257V258H138ZM151 257V258H150ZM178 259H177V258ZM182 257V258H181ZM189 257V260L187 259ZM190 257H192V258H190ZM196 257H198L199 258V260H198V258H197V260H196ZM6 260H5V259ZM126 258V259H125ZM156 258V259H155ZM2 259H4V260H2ZM121 259V260H120ZM136 261H135V260ZM192 259V260H191ZM225 259L227 260V261H225ZM233 259V260H232ZM118 260V261H117ZM144 260V261H143ZM155 262H154V261ZM171 260V264H173V261ZM179 260V261H178ZM188 262H187V261ZM218 260V261H217ZM240 261V262H237V261ZM147 261V262H146ZM221 261V262H220ZM232 261H234V262H232ZM213 262V263H212ZM218 262V263H217ZM156 263V264H157ZM177 263V264H178Z\"/></svg>",
	"mask_w": 264,
	"mask_h": 264
},
{
	"label": "bare ground",
	"instance_id": "bare-ground-1",
	"mask_svg": "<svg viewBox=\"0 0 264 264\" xmlns=\"http://www.w3.org/2000/svg\"><path fill=\"white\" fill-rule=\"evenodd\" d=\"M9 1H10V2H9ZM13 1H14V0H8V1H7V0H0V43H1V41H2L3 39H5L4 41L8 42L7 44H9L10 41H12V43L14 42L15 45H17V44H20V45H19V48H16V47H18V45H17V46H11V47L9 46L11 50H10L9 48H8V50H7V47H8V46L2 45V47H3V46L6 47L5 52L7 51V53H5V52L3 51L4 54H7V55H8V54H9L8 52H10V55H9L10 58L7 56L10 60H8V62H7V59H8V58L5 57L4 59L7 58V59H6V64L3 63V61H4L3 58H2V59L0 58V61L2 60V63H3L2 66H3L4 64H5V66H7V63L9 64V62H11V63L16 67V68H13V67H12L13 65H12V66H11V65H8L6 68H8V67L10 66V68H8L9 71L12 72L11 69L13 68V69H16V70H20V71H22V72H25L26 74H24V75L26 76V78H28V77H32V78H28V79L26 80V81H28V82L31 81V85L28 84V83H27V84L25 83V84L31 86L30 89H32V91H31L30 89H28V91H27V90H26V91L29 92V94H30V91H31L32 95L34 96V93L38 90V89H36V88H37V87H36V86H37L36 84H38L39 81H42V80H43V78H44L43 76H44V75H47L46 73H47L48 69L50 70L49 73L51 72V69H52V66H51V67H50V66L47 67V65H45V68H41V67H43V65H42L41 67H39V62L43 61L44 59H46V60H47V59H51L50 57H52V56H53V57L55 56V57H56V60H57V59H58V58H57L58 54L60 55V56H59L60 58H63V57L68 58V57H69V59H70V55L73 54L72 56H74V53L70 52V50H72L73 47L70 49V48H68V47L66 46V44L69 45L68 42L62 41L63 43L65 42V44H63V43H61V41H60V42H58V43H59V47H58L59 49H58V48H55V46L53 47V48H55L54 50H56V52H58V50H59V53L57 54V56L52 54V53L54 52V50H52L53 52H50V53H51V56H50V53L48 52V50L46 51V50L43 49L44 51H46L45 53H43V54H45V56H44V57H41L42 54H41V55H38L39 58H40V57H41V59L43 58V60H39V61H38V59L36 60V58H34L36 52L33 53L34 55H27V54L23 53V50H24V49H22V46H24V45H23V43H22V46H21V40H22L21 38H22V36L24 35V33L26 32V30L28 31V29H26V27H27L28 24H30L32 27H34V29L42 30V29H43V28L41 27V26H42V25H41V23H42L41 21H42V20L40 21V22H41L40 24H39V20L42 18V17L40 18V13H41V12H44V11H41V10H40V9H41L40 7H42V6H41V4L39 3V2H40L39 0H36V1H39V2H38L39 4H38V3H37V5L35 4V9H32V7L30 8V7H29L30 5L27 4L28 7L30 8L29 11L35 10V14H36V17H34V16H33V17H32V16L30 17V15H31L30 12H29V13L27 12V15L30 17V18H29L28 16H26V17L29 18V19H27V18H25V16H23V15L20 14L21 12H20V13L18 12V10H19L18 8H19V7L16 8V7L12 6L13 3H14L15 6H16V4H17V3H15V1H14V2H13ZM17 1H18V0H17ZM32 1H33V0H32ZM45 1H46V0H45ZM52 1H55V0H52ZM58 1H59V0H56V3H57ZM99 1H100V0H97L98 3H99ZM120 1H122V0H115V2H114V5H115V6H114V5L109 6V7H112V8H109L111 13L108 12L107 10L102 11V10H104V7H105V6L103 5L104 1L101 0V2L99 3V4H100V7H99V4H97V7H99V11H100L101 13L103 12L104 16L106 17V20L104 19V20H105V22H104L105 24H103L104 26H107V27L112 26V21H113V18H114V17L117 18V19L119 20L120 15H118L119 17H117V14H121V12H122L121 10H120V12H118L119 9H121V8L118 9V7H119V5H120ZM243 1H244V0H243ZM246 1H249V0H246ZM251 1H252V0H251ZM255 1L257 2V0H255ZM261 1H262V0H261ZM6 2H7V4L9 3V5H10L11 7H10L9 5L7 6ZM34 2H35V0H34ZM47 2H48V1H47ZM61 2L63 3V1H61ZM67 2H69L70 5H71V1H70V0L67 1ZM131 2H133V6H132V3H131ZM241 2H242V1H241ZM258 2H259V1H258ZM11 3H12V4H11ZM22 3H23V2H22ZM30 3H31V2H30ZM30 3H29V4H30ZM58 3H59V2H58ZM62 3H60V4H62ZM64 3L66 4V6L69 4V3L67 4L66 2H64ZM64 3H63V4H64ZM242 3H243V2H242ZM245 3H247V2H245ZM251 3H252V2H251ZM254 3H255V2H254ZM20 4H21V2H20ZM49 4H50V3H49ZM73 4H74V3H72V5H73ZM237 4H241V3H240V0H129V5L132 6V8L134 7V9H132V8H130V9H131L132 11H135V14H136V12H137L138 15H137V14H136V15H137L138 18L140 19V24H141L140 27H142V29L140 28V29H141V31H140V32H141V35H142V37L145 36V39H144V40H141V39H140L141 36H140V34H139V37H140V38H139V37L137 38V39H139V40H137L138 43H137V42H136V43H137L139 46H141V47H143V45H145L146 43H147L146 45H149L150 42H146V43L143 44L142 41H143V42H144V41H147L146 39L150 37V41L153 39V40H155V42H156V43L154 44V42H152L153 40L151 41L154 45H156V46H154L156 50H155L154 48H153L154 51H152V50L150 49V50L152 51L151 53H153V57L155 56L154 59H152V57L150 56V57H151V61H152V60H155V58H158L157 60H160V61H164L165 59H170L169 61H166L165 65H167L168 62L170 63L172 60L174 61V60H175L174 58H176V60L179 61V59H178L179 57H177V56H181V54H179V53L184 54V52L181 51L182 48H183V50L185 49L184 46L182 47V44H184L186 41L189 42V40H187L188 38H189L190 40H192V41L194 40L195 43L198 42V44H199V42H205V41L207 42V39H210V40H208V42L212 41V42H210L211 44L214 43V42H213V39H214V41H215V38H214L215 34H214V33H216L217 31H218V32L220 31L219 34H221V29L223 30V25H224L223 23H225V21H226V19H228V16H229V15H231L233 12H235L236 8H239L240 5L238 6ZM248 4H249V3H248ZM248 4H247V7L245 6V8H249V7H248ZM17 5H18V4H17ZM46 5H47V3H45L44 6H46ZM50 5H51V4H50ZM52 5H53V4H52ZM58 5H59V4H58ZM77 5H78V4H77ZM77 5H76V7H77ZM121 5H122V4H121ZM121 5H120V6H121ZM241 5H242V4H241ZM245 5H246V4H245ZM249 5H250V4H249ZM253 5H254V4H253ZM31 6H33V8H34L33 3H32ZM36 6H38V7H36ZM55 6H57V4H55ZM55 6L53 7V9L55 8ZM59 6L61 7V5H59ZM113 6H114V7H113ZM256 6H257V4H256ZM49 7H52V6H49ZM57 7H58V6H57ZM57 7H56V8H57ZM62 7H63V5H62ZM64 7H65V6H64ZM73 7H74V6H73ZM80 7H81V6H80ZM80 7L78 6V8H80ZM101 7H102V9H101ZM242 7H243V6H242ZM251 7H252V4H251ZM251 7H250V9H251ZM8 8H11V10L8 9ZM14 8H16V9H14ZM25 8H26V7H25ZM36 8H40V9H39V10H40L39 15H37L38 12L36 13V10H37ZM46 8H47V7H46ZM56 8H55V9H56ZM58 8H59V7H58ZM58 8H57V9H58ZM68 8H69V6H68ZM70 8H72V6H71ZM245 8H244V9H245ZM256 8H257L256 10H254V9L252 8V9L254 10V11L252 10L253 12L251 11L252 13H251V12H248L250 9H246V10H248V11H247V14H246L247 16H244V17H243V16H242L243 14H240L241 17H242V18H241L240 16H236V14H235V17H234V18L237 17V18H236V20H237V19L240 17L241 20H244V23H245V22H249V20H250L249 15L252 14L251 17H255V13H256V11H257V15H256L257 22L255 21V26H256V23H257L258 28L261 27V28L263 29V27H264V0H263V2H261V3L258 5V7H256ZM17 9H18V10H17ZM23 9H24V7H23ZM31 9H32V10H31ZM55 9H54V10H55ZM82 9H83V8H82ZM106 9H107V7H106ZM240 9H241L240 12H243V13H244V9H243V11H242V8H241V7H240ZM240 9H239V10H240ZM48 10H49V9H48ZM59 10H60V9H59ZM64 10H65V9L61 10V11H62V14H61L62 16L60 15V19H59L57 16H55V20H53L55 23L57 22V23H56L57 26L60 27V28L57 27V29H58V31H57L58 34H59L61 31H62V33H64V31L67 33L69 29H70V30L72 29L71 27H69V26H71V24H70V25H68V24L71 23V19H70V18L74 17V16H73L74 13L71 12V13L73 14L72 17H71V15L69 14L70 16H68V15H67L68 13L64 12ZM67 10H68V9H66L65 11H67ZM215 10H216V11H219L220 13L218 12L219 14L217 15V12H216ZM19 11H20V10H19ZM37 11H38V10H37ZM46 11H47V9H46ZM61 11L58 12V10H57L58 13H61ZM73 11H74V10H73ZM77 11H78V10H77ZM77 11H74V12H77ZM106 11H107V12H106ZM202 11H203V12H204V11H207L206 14H208V15H210L209 13H211V12L214 11V12H215L214 14L216 15V16L213 15L214 21H213V18H212V17H209V18H211V19H212V20L210 19L211 22H214V24L216 25L215 28H217V26H218V28H219V26H222V28H220V29L217 28L218 30H215V28L213 29V28H210L211 26H210V27L208 26V27L210 28V29H208L207 26H205V25H206L205 23H208V25H209V24H210L209 20H208V22H206V21H207V20H206L207 18H204L205 21H204V19H202V23H201V21L199 20L200 18H198V15H199V16L201 15V14H199V12H201V13L203 14ZM47 12H48V11H47ZM47 12H45V13H47ZM63 12H64L65 14H63ZM67 12L70 13V11H67ZM78 12H79V11H78ZM78 12H77V14H78ZM104 12H106V13H104ZM24 13H25V12H24ZM32 13H34V12H32ZM45 13H42L41 16H43V14L45 15ZM49 13L51 14L50 11H49ZM49 13H48V14H49ZM58 13H57V15H59ZM79 13H80V12H79ZM48 14H47V15H48ZM50 14H49V16H50L49 18H50V20H52V19L54 18V17L52 16L53 13H52V15H50ZM75 14H76V13H75ZM77 14H76V15H77ZM98 14H99V13H98ZM103 14H102V15H103ZM135 14H133V16H134ZM248 14H249V15H248ZM25 15H26V14H25ZM66 15H67L68 18L70 17V18H69L70 21H69V19H68L67 17H64V16H66ZM76 15H75L74 18H72L73 20L76 19ZM100 15H101V14H100ZM100 15H99V18H100ZM102 15H101V17H102ZM77 16H78L77 18H79V14H78ZM203 16H204V17H205V16L207 17V15H205V13L203 14ZM203 16H201V17H203ZM210 16H212V14H211ZM214 16H215V17H214ZM47 17H48V16L45 15V19H46ZM61 17H62V18H61ZM111 17H112V19H111ZM39 18H40V19H39ZM56 18H57L58 20H57ZM65 18H66V21H64ZM134 18H135V16H134ZM230 18H231V16H230ZM234 18H232V19H234ZM240 18H239V21H238L239 23L241 22ZM38 19H39V20H38ZM117 19H116V20H117ZM251 19H252V18H251ZM43 20H44V18H43ZM46 20H47V19H46ZM46 20H44V21H46ZM56 20H57V21H56ZM100 20H103V17H102V19L100 18ZM104 20H103V21H104ZM116 20H115L114 22H116ZM236 20H234V21H236ZM76 21H77V19H76L75 21H73V22H76ZM135 21H136V20H135ZM137 21H138V20H137ZM215 21H216V22H215ZM234 21H232V22H234ZM251 21H252V20H251ZM251 21H250V23H252ZM47 22H48V21H47ZM47 22H45V25H46ZM49 22H50V21H49ZM64 22H67V23H64ZM73 22H72V23H73ZM78 22H79V20H78ZM78 22H77V23H78ZM203 22H205L204 25H203ZM236 22H237V21H236ZM236 22H234V23L236 24ZM238 22H237V24H238ZM102 23H103V22H102ZM102 23H101V25H102ZM116 23H117V22H116ZM116 23H113V26H112V27H114V26H115L114 24H116ZM128 23H129V22H128ZM135 23H136V22H135ZM229 23H230V22H229ZM47 24L50 25L49 23H47ZM51 24L55 25L54 23H51ZM63 24H64V25H68V26H65V27H66V28H65ZM74 24H75V23H74ZM74 24H72V25H74ZM214 24H213V25L211 24V25L214 27ZM217 24H221V25H217ZM222 24H223V25H222ZM235 24H234V25H235ZM237 24H236V25H237ZM241 24L243 25V23H241ZM226 25H227V24L225 23L224 27H225ZM230 25H231V24H230ZM230 25H229V26H230ZM234 25H232V26H234ZM236 25H235V26H236ZM246 25H247V24H246ZM55 26H56V25H55ZM128 26H129V24L127 25V27H128ZM135 26H136V25H135ZM240 26H241V25H240ZM249 26H250V25H249ZM251 26H253V25H251ZM43 27H44V26H43ZM47 27H48V26H47ZM63 27L65 28V30H63ZM102 27H103V26H102ZM40 28H41V29H40ZM61 28H62V30H61ZM67 28H69V29H67ZM103 28H104V27H103ZM109 28H110V27H109ZM128 28H129V27H128ZM130 28H131V27H130ZM130 28H129V29H130ZM137 28H138V26H137ZM241 28L243 29L242 26H241ZM244 28H245V26H244ZM249 28H252V29L254 30V27H249ZM249 28H246V29L248 30ZM261 28H259V29H261ZM44 29H46V28L44 27ZM44 29H43V30H44ZM53 29H54V31H55L56 27H53ZM106 29H108V28H106ZM227 29H228V28H227ZM238 29H240V28L238 27ZM252 29H250L251 32L249 33V35H248L247 33H245V34H247V35H245V36L243 35V36L241 37V35L244 34V32H242L241 35H240V33H239L240 38L238 37L239 40H238L237 42H236V40H235L234 37L237 38L238 33L236 34V36H234V34H233V36L231 35V37H232L235 41L232 39L234 42H233V43L231 42L232 44H231L230 47L232 48V45H233L235 42H236V44L238 43L239 45H240V42H242L241 45H243V47L245 48V46H247V44H249L248 41L250 40L251 37H253V35L255 36V38H254V37H253V38L256 39V34H254V32L252 33V31H253ZM259 29L256 30V28H255L256 32H257L258 35H259V37H260L261 35H262L261 37H263V36H264V30L258 32ZM48 30H49V29H48ZM59 30H61V31L59 32ZM72 30H74V29H72ZM104 30H105V28H104ZM130 30H131V29H130ZM135 30H136V29H135ZM229 30H231V29H229ZM233 30H234V29H233ZM233 30H232V31H233ZM34 31H35V30H34ZM107 31H108V30H107ZM110 31H111V30H110ZM126 31H127V29H126ZM128 31H129V30H128ZM214 31H215V32H214ZM245 31H246V30H245ZM47 32H48V31H47ZM55 32H56V31H55ZM69 32L71 33V31H69ZM124 32H125V30H124ZM135 32H136V31H135ZM135 32L133 31V33H135ZM137 32H138V31H137ZM213 32H214V33H213ZM218 32L216 33V36L219 37ZM227 32H229V31H227ZM233 32H235V31H233ZM256 32H255V33H256ZM34 33H35V32H34ZM50 33H51V35H52V34L54 35L53 32H50ZM50 33H49V35H50ZM62 33H60V34L63 36ZM66 33H64V34H66ZM70 33H69V34L67 33V34H68L69 36H71ZM102 33H104V32H101V34H102ZM105 33H106V32H105ZM126 33H127V32H126ZM126 33H125V36H128V35H126ZM128 33H130V32H128ZM251 33H252V34H251ZM39 34H40V33H39ZM46 34H48V33H46ZM58 34H57V35H58ZM72 34H73V33H72ZM168 34H169L170 37H171V35H172L173 37H174V35L176 36V38L174 37V38L177 40V42L175 41V42L177 43L176 47H177L178 45H179V47H177V48L175 47V49L173 48V49H174V50H173V49H172V47H173L172 45L175 44V42H174L172 45L170 44L172 50H171V51H166V52H165V51H163V50H164L163 47H165V46H162V44H164V45H166V46L169 45V42H167V44H165L166 41H167L166 39H167ZM260 34H261V35H260ZM42 35H43L42 37H44V33H43ZM53 35H52V36H53ZM57 35H54V36L57 37ZM61 35H60V36H61ZM68 35H66V36H68ZM98 35H100V34H98ZM137 35H138V33H137ZM166 35H167V36H166ZM228 35H229V34H227V36H228ZM258 35H257V37H258ZM36 36H39V35H36ZM45 36H47V35H45ZM54 36H53V37H54ZM62 36H61V37H62ZM164 36H166V38H165V43H161V42L164 40ZM169 36H168V41H169V39H172V38H170ZM216 36H215V37H216ZM247 36H248V37H247ZM249 36H251V37L249 38ZM23 37H24V36H23ZM39 37H40V36H39ZM49 37H51V36H49ZM63 37H64V36H63ZM71 37H72V36H71ZM99 37H100V36H99ZM99 37H97V39H98ZM101 37H102V36H101ZM116 37H117V36H116ZM118 37H119V36H118ZM146 37H147V38H146ZM218 37H216V38L218 39ZM222 37H223V34H222ZM259 37H258V38H259ZM24 38H25V37H24ZM103 38H104V37H103ZM112 38H113V37H112ZM112 38H111V39H112ZM122 38H123V37H122ZM132 38H134V37H132ZM174 38H173V39H174ZM211 38H212V39H211ZM247 38H249V40H248ZM258 38H257V39H258ZM55 39H57V38H55ZM64 39H65V38H64ZM69 39H71V38L68 37V40H69ZM99 39H100V38H99ZM108 39H109V38H108ZM119 39H121V36L119 37ZM124 39H125V37H124ZM185 39H186V40H185ZM217 39H216V40H217ZM254 39H252L253 42L256 41V43L259 44L258 41H257V40L254 41ZM259 39H260V38H259ZM261 39H262V41H263V38H261ZM7 40H8V41H7ZM14 40L16 41L17 44L15 43ZM46 40H47V39H46ZM46 40L43 41V43L46 42ZM60 40H62V39H60ZM66 40H67V37H66ZM131 40H132V39H131ZM148 40H149V39H148ZM184 40H185V42H184ZM240 40H241V41H240ZM246 40H247V41H246ZM252 40H251V41H252ZM25 41H26V40H25ZM25 41L22 40V42H25ZM55 41H56V40H55ZM55 41H54V42H55ZM57 41H58V40H57ZM98 41H99V40H98ZM100 41H102V40H100ZM109 41H110V40H109ZM112 41H113V40H112ZM117 41H119L118 44H117V43H115V44H117V46H119V43H121V42H120V40H117ZM117 41H115V42H117ZM125 41H126V39H125ZM128 41H130V39H128ZM133 41H134V39H133ZM139 41H140L141 43H140ZM170 41H172V40H170ZM217 41H218V40H217ZM230 41H231V39H230ZM230 41H229V44H230ZM239 41H240V42H239ZM244 41H245V42H244ZM251 41H250V43H252V44H256V43H253V42H251ZM262 41H261V43H262ZM2 42H3V41H2ZM6 42H3V43H6ZM18 42H19V43H18ZM37 42H38V41H37ZM102 42H104V41H102ZM106 42H107V41H106ZM113 42H114V41H113ZM123 42H124V41H123ZM123 42H122V45L126 44V42H125V43H123ZM134 42H135V41H134ZM215 42H216V41H215ZM218 42H219V41H218ZM224 42H225V41H224ZM224 42H223V43H224ZM243 42L245 43V45L243 44ZM246 42H247V43H246ZM259 42H260V41H259ZM12 43H10V45H13ZM28 43H29V42H28ZM47 43H48V42H47ZM71 43H72V42H71ZM92 43H93V42H92ZM94 43H95V42H94ZM98 43H101V42H98ZM129 43H130V42H129ZM152 43L150 44V46H152ZM171 43H172V42H171ZM191 43H192V42H191ZM216 43H217V42H216ZM216 43H214V44H216ZM219 43H220V42H219ZM261 43H260V44H261ZM25 44H26V43H25ZM32 44H33V43H32ZM40 44H42V42H41ZM44 44H46V43H44ZM48 44H49V43H48ZM60 44H61V45H60ZM96 44H97V43H96ZM101 44H102V43H101ZM101 44H100V45H101ZM107 44H108V43H107ZM137 44H136V45H137ZM187 44H188V43H187ZM205 44H206V43H205ZM226 44H227V43H226ZM252 44L248 45V48H247V47L245 48V49H247V50H245V53H243L244 55L242 54L243 56L241 55V51H240L241 48H243V47H240V49H238V48H239V45H237L238 48H236V49H238L240 52H239V51L237 52L236 49H235V47H234L235 52L233 51L232 56H233L234 53H235V54H236L235 56L238 57L239 55H238L237 53H240V55L242 56V60H240V58H239L240 63L236 61L237 59H235L234 61L232 60V62H233V63H236V62H237V63H239V65L241 64V70H240V71H238V69L240 68V66H239L238 64H237V66L235 65V67H238V68H237V69L234 68V71H235V70L237 71V76H240L241 79H242V75L245 74V73H242V75H241V74L238 75V73H241L242 69H244V70L246 71L247 74L249 73V76H248V77L250 78L251 81H250V83H248V84H251V83H252L251 87L253 86V88H254V89L250 88L251 91H249V94H250V93L252 94V90H253V92L255 91L254 94H256V99H255V97H253V96H255V95H251V96L255 99V100H253V102H252V98H250V99H251L250 101H251V104H252V105H250V103H249L250 101L247 100V98H249V95H248L247 98H244V99L246 100L245 103H246L247 105H248V103H249V105L252 106V107L254 108V107H255L254 105H256V103L254 104V102H257V100H259V101H261V104H263V101H264V89H263V91L260 90V87H261V84H262V79H263L262 77H264V76H262V74H261V71L264 70V58H263V57H264V56H263V55H264V54H263V53H264V48H263L264 45L262 44V45H263V46H262V49H263V50H262V49L260 50L259 48H261V45H260V47L258 48L257 44H256V45H252ZM36 45H38V44L36 43ZM92 45H93V44H92ZM102 45H103V44H102ZM104 45H105V44H104ZM104 45H103V46H104ZM108 45H110V42H109ZM113 45H114V44H113ZM126 45H127V44H126ZM170 45H169V46H170ZM184 45H185V44H184ZM193 45H194V44H193ZM207 45H208V43H207ZM207 45H206V46H207ZM29 46H30V44H29ZM29 46H28V47H29ZM33 46H34V44H33ZM48 46H49V45H48ZM48 46H47V47H48ZM52 46H53V45H52ZM94 46H95V45H94ZM98 46H99V45H98ZM106 46H107V45H106ZM133 46H135V45H133ZM169 46H168V49H169ZM186 46H188V45H186ZM189 46H190V45H189ZM191 46H192V45H191ZM191 46H190V47H191ZM201 46H202V45H201ZM208 46H209V45H208ZM212 46H213V45H212ZM212 46H211V47H212ZM216 46H217V45H216ZM225 46H226V45H225ZM237 46H236V47H237ZM20 47H21V48H20ZM28 47H27V48H28ZM56 47H57V46H56ZM92 47H93V46H92ZM92 47H91V48H92ZM95 47H96V46H95ZM100 47H101V46H100ZM100 47H99V48H100ZM108 47H109V46H108ZM113 47H114V46H113ZM141 47H140V51H139V48H138V50H137L136 53H140V52H141V50L144 48V47H143V48H141ZM194 47H195V46H194ZM194 47H193V49L196 50V48H194ZM198 47H199V46H198ZM228 47H229V46H228ZM230 47H229V48H230ZM3 48H4V47H3ZM12 48H16V49L13 51ZM24 48H25V47H24ZM36 48H37V46H36ZM48 48H50V47H48ZM53 48H51V49H53ZM93 48H94V47H93ZM93 48L90 50V47H89V51H88V48H86V49H87L86 52L84 51V53H80V54L78 55V56H79V64H78V62H77V64H78L77 67L75 66L76 68H73L74 70H76L75 72H77L79 75L84 76V79L87 78L86 76H91V77H89V78L92 79L93 75H94V76H97V75H98V77H99V75H100V74L98 73V72H100L99 69H96V68H95V69L90 68V59H91V57H92V56H91V55H92L91 52H96L95 49H94L95 51H92ZM102 48H103V47H102ZM105 48L108 49L107 47L104 46V49H105ZM117 48H118V47H116V52H117V50H118ZM119 48H120V47H119ZM133 48H134V47H133ZM147 48H148V46H147ZM165 48L167 49V47H165ZM186 48H188V47H186ZM207 48H208V47H207ZM213 48H216V47L213 46ZM229 48L227 49L228 51H229ZM231 48H230V49H231ZM0 49H2V48H1V45H0ZM73 49H74V48H73ZM100 49H101V48H100ZM109 49H112L111 46H110ZM109 49H108V51H109ZM122 49H123V48H122ZM126 49H127V47H126ZM126 49L124 48V51H125ZM135 49H137V46H135ZM145 49H146V48H145ZM148 49H149V48H148ZM162 49H163V50H162ZM168 49H167V50H168ZM198 49H199V48H197V50H198ZM203 49H204V48H203ZM3 50H4V49H3ZM9 50H10V51H9ZM29 50H30V48H29ZM29 50H28V51H29ZM31 50H32V49H31ZM97 50H98V49H97ZM112 50H114V49H112ZM143 50H144V49H143ZM169 50H170V49H169ZM205 50H206V47H205ZM205 50L201 51L202 53H201V52H198V53H200V56H199V54H197V56L199 57V59L196 58V54H195V55L193 54L194 57H195L194 59H196V61L199 60L198 62H200V61H202V60L205 58V57L202 58L203 56H206V58H208L207 56H209V53H210L211 51H209V50H206V51H205ZM216 50H217V49H216ZM227 50H223V51H226V52H227ZM231 50H232V49H231ZM231 50H230V51H231ZM25 51H26V50H25ZM25 51H24V52H25ZM72 51H73V50H72ZM76 51H77V50H76ZM99 51H100V50H99ZM99 51H97L96 53H98ZM122 51H123V50H122ZM124 51H123V52H124ZM132 51H133V50H132ZM184 51H187V50H184ZM219 51H220V50H219ZM243 51H244V49H243ZM243 51H242V52H243ZM262 51H263V53H261ZM3 52L1 51V53H3ZM56 52H55V53H56ZM74 52H75V51H74ZM78 52H79V51H78ZM78 52H76V57L74 56L75 59L78 57V56H77V53H78ZM104 52H105V50H104L102 53H104ZM111 52H112V51L107 52L106 54H108V53L112 54L114 51H113L112 53H111ZM125 52H126V51H125ZM128 52H129V50H128ZM128 52H127V53H128ZM215 52H217V51H215ZM226 52H225V53H226ZM236 52H237V53H236ZM1 53H0V54H1ZM29 53H30V52H29ZM39 53H41V52L39 51ZM55 53H54V54H55ZM117 53H118V52H117ZM119 53H120V52H119ZM119 53H118V54H119ZM141 53H142V55H143V51H142ZM141 53H140V54H141ZM146 53H147V52H146ZM151 53H150L149 55H152ZM194 53H195V52H194ZM219 53H221V52H219ZM228 53H229V52H228ZM113 54H114V53H113ZM113 54H112V55H113ZM120 54H121V53H120ZM140 54H139V56H140ZM190 54H191V52L189 53V55H190ZM230 54H231V53H230ZM2 55H3V54H2ZM2 55H0V57H1ZM98 55H99V54H98ZM115 55H116V53H115ZM115 55H114V56H115ZM144 55H146V54H144ZM184 55H185V54H184ZM193 55H192V56H193ZM212 55H214V54H212ZM226 55H227V53H226ZM226 55H225V56H226ZM30 56H33V57H30ZM62 56H63V57H62ZM72 56H71V58H73ZM101 56H104V55H101ZM101 56H100V57H101ZM106 56H107L106 59H108V58L111 57L110 59H112V61H115V60H113V59L116 58V57L113 58V56H110V55H109L110 57H108V55H106ZM106 56H105V57H106ZM185 56H186V55H185ZM185 56H182V57L184 58ZM210 56H211V54H210ZM216 56H217V55H216ZM222 56H224V53H223ZM222 56H221V58H222ZM225 56H224V63H225V61L227 60L226 57H227L228 55H227L226 57H225ZM232 56H231V58H233V57L235 58V56H233V57H232ZM35 57H36V56H35ZM147 57H148V55H147L146 57H144V58H147ZM150 57H149V58H150ZM173 57H174V58H173ZM187 57H188V56H187ZM187 57H185V59H187ZM218 57H219V56H217V58H216V57L214 56V58L217 59V60H218ZM239 57H240V56H239ZM31 58H32V59H31ZM33 58H34V61H33ZM93 58H94V59H97V58H95V57H93ZM141 58H142V57H141ZM172 58H173V59H172ZM188 58H189V60H190L191 56H189ZM212 58H213V57H212ZM214 58H213V60H212V59H206V60H207V61H208V60H210V61L212 60V62H215L216 60H215ZM231 58H230V59H231ZM234 58H233V59H234ZM69 59H68V60H69ZM147 59H148V58H147ZM171 59H172V60H171ZM181 59H182V58H180V60H181ZM192 59H193V58H192ZM194 59H193V60H194ZM201 59H202V60H201ZM46 60H45V61H46ZM56 60H54L55 63L58 61V64H59V60H57V61H56ZM65 60H66V59H65ZM65 60H64V65H65V67H64L63 69H65V68L67 67L66 64H69V62H70V61H68V63H66ZM70 60H71V59H70ZM145 60H146V59H145ZM148 60H149V62H150V59H148ZM148 60H147V61H148ZM157 60H156V62H157V64H159L160 61H157ZM176 60H175L174 62H176ZM189 60H188V61H189ZM204 60H205V59H204ZM221 60H222V59H220V61H221ZM37 61H38V62H37ZM45 61H44V62H45ZM47 61H48V60H47ZM54 61H53V62H54ZM92 61H93V60H92ZM92 61H91V62H92ZM99 61H100V59H99ZM99 61H96V62L98 63ZM107 61H108V60H107ZM107 61H106V62H107ZM143 61H144V60H143ZM210 61H209V64H208V62H207V64H208L209 67H210V68L208 67L209 72H208L206 69L204 70V74L207 72V77H208V75H210L211 72L213 73V71H211V69H212L211 67H213V66H210V65H211V64H210V63H211ZM235 61H236V62H235ZM4 62H5V61H4ZM32 62H34V64H33ZM35 62H36V63H35ZM48 62H49V61H48ZM53 62H52V60H51V65H53ZM62 62H63V61H62ZM93 62H94V61H93ZM100 62H102V60H101ZM103 62H105V58L103 59ZM106 62H105V63H106ZM110 62H111V60L109 61V63H110ZM115 62H116V61H115ZM115 62H112V63H115ZM144 62H145V61H144ZM149 62H148L147 64H149ZM156 62L154 61L153 63H156ZM164 62H165V61H164ZM174 62H173V63H174ZM179 62H181V61H179ZM179 62H178V63H179ZM184 62H185V61H184ZM198 62H195V63L197 64ZM202 62H203V61H202ZM229 62H231V60H229ZM0 63H1V62H0ZM11 63H10V64H11ZM37 63H38V67H37L36 69H38V68H39V69L36 71V69L34 70V68L32 67V64H33L34 67H35V66H37V65H36ZM42 63H43V62H42ZM42 63H40V64H42ZM45 63H46V62H45ZM49 63H50V62H49ZM60 63H61V62H60ZM74 63H75V61H74ZM105 63H104V64H105ZM107 63H108V62H107ZM107 63H106V65H107ZM150 63H152V62H150ZM176 63H177V62H176ZM192 63H193V62H192ZM220 63H221V62H220ZM47 64H48V63H47ZM62 64H63V63H62ZM72 64H73V63H72ZM102 64H103V63H102ZM110 64H111V63H110ZM115 64H118V63H115ZM161 64H162V62H161ZM161 64H159V65H161ZM189 64H190V63H188V65H189ZM201 64H202V63H200L199 65H201ZM207 64H204V65H207ZM216 64H217V62H216ZM221 64H222V63H221ZM230 64H231V63H230ZM230 64H228V65L230 66ZM49 65H50V64H49ZM55 65H56V64H55ZM59 65H60V64H59ZM59 65H58V66H59ZM64 65H63V66H64ZM70 65H71V64H70ZM95 65H96V64H95ZM97 65H98V64H97ZM97 65H96V66H97ZM152 65H153V64H152ZM159 65H155V68L159 67ZM174 65H175V64H174ZM176 65H177V64H176ZM180 65H181V64H180ZM188 65H187V66H188ZM194 65H195V64H194ZM217 65H218V64H217ZM2 66L0 67V142H1V140H2L5 144H7V143H6V142L8 141V140L6 141L7 136H5L6 138L4 137V135H6V134H5V131H6L5 126H6L7 123L10 122V121L8 122V118H9V117H8L7 107H8L9 104H10V100H11V99H10V95H11V93H12V91H13V88L16 89L17 87H16V86H15V87H12L13 85H11V83H14V80H13L14 76H13V74H12V76H11V74H8V75H9L8 77H12V79H10V81L12 80L13 82L11 81V83H10L9 81H7L9 78H7V80H6L5 75H6V77H7V73H6L7 71H5V70H7V69L4 70V68H3ZM63 66H62V67H63ZM73 66H74V65H73ZM99 66H101L100 63H99ZM104 66H105V65H104ZM156 66H157V67H156ZM161 66L163 67L164 65L162 64ZM161 66H160V67H161ZM178 66H179V65H178ZM178 66H177L176 68H175V67H174V68H175V69H178V68H179ZM191 66H192V65H191ZM191 66H190V67H191ZM201 66L204 67L203 65H201ZM223 66L225 67V64L222 65V68H223V70H224V67H223ZM231 66H232V65H231ZM55 67H57V65H56ZM69 67H70V66L68 65L67 70L65 69V70H66V74H67V71L70 70L72 66H71L70 68H69ZM102 67H103V66H101V68H102ZM109 67H111V66H109ZM116 67H117V66H116ZM165 67H166V66H165ZM171 67H173V66H171ZM171 67H168V68H170V70H171ZM190 67H189V68H190ZM198 67H199V66H198ZM206 67H207V66H206ZM216 67H217V66H216ZM218 67H219V66H218ZM226 67H227V65H226ZM232 67H233V66H232ZM17 68H18V69H17ZM53 68H54V66H53ZM103 68H104V67H103ZM103 68H102V69H103ZM111 68H112V67H111ZM119 68H120V67H119ZM174 68H173V69H174ZM180 68H181V67H180ZM185 68H186V67L183 66V69H184L183 71H185ZM193 68H194V67H193ZM227 68L229 69V67H227ZM230 68H231V67H230ZM102 69H101V70H102ZM109 69H110V68H109ZM113 69H114V68H113ZM116 69H118V68H116ZM116 69H115V70H116ZM181 69H182V68H181ZM195 69H196V65H195ZM195 69H194V70H195ZM200 69H201V67L199 68V72H201ZM203 69H204V68H203ZM213 69H215V66H214ZM213 69H212V70H213ZM228 69H227V70H228ZM39 70H40V71H39ZM53 70H55V69H53ZM98 70H99V71H98ZM107 70H108V69H107ZM134 70H135V69H134ZM134 70H132V71L134 72ZM156 70H157V69H156ZM158 70H160V69L158 68ZM167 70H169V69H167ZM189 70H190V69H189ZM189 70H188V71H189ZM217 70H219V72H218ZM220 70H222V69L216 68V71L218 72V73L216 72L217 75H218L219 73H222V72L224 73L223 70H222V72H220ZM63 71H64V70H63ZM71 71H72V70H71ZM71 71H69V72H71ZM104 71H105V70H104ZM112 71L114 72V70H111V72H112ZM118 71H120V70H118ZM123 71H124V70H122V72H123ZM126 71H127V70H126ZM132 71H131V72H132ZM135 71H136V70H135ZM160 71H161V70H160ZM192 71H193V69L191 70V72H192ZM196 71H198V70H196ZM196 71H195V72H196ZM210 71H211V72H210ZM236 71H235V72H236ZM245 71H243V72H245ZM11 72H8V73H11ZM16 72H19V71H16ZM64 72H65V71H64ZM102 72H103V71H102ZM102 72H100V73L102 74ZM106 72H107V71H106ZM106 72H105V73H106ZM109 72H110V71H109ZM131 72H130V74H131ZM152 72H153V71H152ZM157 72H159V71H157ZM178 72H179V71H178ZM214 72H215V71H214ZM227 72H228V71H226V73H227ZM262 72H263V71H262ZM5 73H6V74H5ZM12 73H13V72H12ZM77 73H76V74H77ZM117 73H118V72H117ZM134 73H135V72H134ZM160 73H161V72H160ZM168 73H169V72H168ZM180 73H181V72H180ZM180 73H179V74H180ZM183 73H184V72H182V74H183ZM187 73H188V72H187ZM208 73H209V74H208ZM229 73H230V69H229ZM229 73H227V74H229ZM19 74H20V73H19ZM71 74H72V73H71ZM73 74H74V73H73ZM73 74H72V75H73ZM76 74H75V75H76ZM106 74H107V73H106ZM106 74H104V76H105ZM110 74H111V73H110ZM110 74H109V76H110ZM112 74H113V73H112ZM127 74H129L128 71H127ZM173 74H175V73H173ZM179 74H178V75H179ZM182 74H181V75H182ZM190 74H191V73H190ZM194 74H195V73H194ZM194 74H193V75L191 74V75H192V76H195L196 74H195V75H194ZM197 74H198V73H197ZM199 74H202V76L204 75L203 73H199ZM199 74H198V75H199ZM227 74H226V75H227ZM231 74L233 75L232 70H231ZM235 74H236V73H234V76L230 75V76H232V77H230V80H231L232 78L234 79V77H235V79H236V78H237V79L240 78V77H236ZM247 74H246V75H247ZM35 75L37 76L38 80H36V78L33 79V76H35ZM69 75H70V73H69ZM72 75H71V76H72ZM107 75H108V74H107ZM107 75H106V76H107ZM118 75H119V74H118ZM122 75H124V73H123ZM122 75H121V76H122ZM135 75H137V74H135ZM170 75H172V72H171ZM170 75H166V76H170ZM184 75H185V73H184ZM188 75H189V73H188ZM226 75H225V77L222 75V76L224 77V80H223V81H226V80H227V79H225V78H227ZM246 75H244V76L246 77ZM263 75H264V72H263ZM17 76H18V75H17ZM19 76H20V75H19ZM100 76H101V75H100ZM106 76H105V77H106ZM119 76H120V75H119ZM125 76H126V75H125ZM125 76H124V78H125ZM174 76H175V75H173V77H174ZM182 76H183V75H182ZM182 76H181V77H182ZM192 76H191V78H190V77L188 78L189 80H192V81H190V83L194 82ZM205 76H206V75H205ZM205 76H204V77H205ZM222 76H221V77H222ZM76 77H77V75H76ZM102 77H103V76H102ZM102 77H101V78H102ZM115 77H116V75H115ZM117 77H118V76H117ZM133 77H135V76H133ZM175 77H177V76H175ZM195 77H196V76H195ZM210 77H211V75L209 76V79H207V78L205 77V80H204V78H203V79L200 78V81H203V82H204V85H203V86L207 85V82H206V81L209 80V82H210ZM213 77H214V76H213ZM213 77H212V79H213ZM215 77H218V76H215ZM215 77H214V79H215ZM223 77L220 79V81L223 79ZM245 77H243L244 79H242V81L245 80L246 82H249L248 79H245ZM23 78L25 79V77H23ZM107 78H108V77H107ZM109 78H110V77H109ZM165 78H166V77H165ZM170 78H171V77H170ZM170 78L168 77V78H166V79L170 81ZM218 78H220V77H218ZM20 79H21V78H20ZM31 79H32V80H31ZM64 79H65V77H64ZM80 79L83 80L82 77H81ZM87 79H88V78H87ZM93 79H94V78H93ZM97 79H98V78H97ZM99 79H100V78H99ZM105 79H106V78H105ZM121 79H122V78H121ZM186 79H187V77H186ZM197 79H198V78H197ZM206 79H207V80H206ZM214 79H213V80H214ZM233 79H232V81H233ZM235 79H234V81H235ZM33 80H35L36 84L32 82ZM57 80H58V79H57ZM70 80H71V79H70ZM73 80H74V79H72L71 81H73ZM85 80H86V79H85ZM85 80H83L82 83H83ZM101 80H103V78H102ZM125 80H126V79H125ZM176 80H177V79H176ZM230 80H229V83H228L229 86H228V84H227V85L225 84V85L227 86L228 89L230 88V85L233 86V87H232V90H233V88L235 87V83H236V81H235L234 85H232V83H231L232 81L230 82ZM238 80H239V79H238ZM20 81H21V80H20ZM20 81H19V82H20ZM37 81H38V82H37ZM78 81H79V79H78ZM111 81H112V80H111ZM122 81H123V79H122ZM171 81H172V78H171ZM174 81H175V80H174ZM215 81H216V79H215ZM215 81H214V82H215ZM220 81H218V82H220ZM239 81H240V80H239ZM263 81H264V80H263ZM17 82H18V80H17ZM44 82H45V81H44ZM113 82H115V81H113ZM116 82H117V81H116ZM172 82H173V81H172ZM176 82H177V81H176ZM180 82H183V83H184L185 81H180ZM188 82H189V81H188ZM203 82L200 83V82H199V79H198V81L196 82L198 86L196 85V83H194L196 86H195L194 84H193L192 86H194V87H196V88L198 87V89H200L199 86H200V84L202 85ZM209 82H208V83H209ZM221 82H222V81H221ZM226 82H228V81H226ZM7 83H8V85H9V83H10V89H8V91H9L10 93H7V92H6V88H9V86L7 85ZM23 83H24V82H23ZM84 83H85V82H84ZM111 83H112V82H110V84H111ZM119 83H120V82H119ZM183 83H182V86H183ZM198 83H200V84H198ZM215 83H216V82H215ZM215 83H214V84H215ZM230 83H231V84H230ZM239 83H242V82H238L237 85H238ZM263 83H264V82H263ZM144 84H145V86H146L147 83H144ZM148 84H149V82H148ZM179 84H180V86H181V83H179ZM184 84H185V83H184ZM211 84L213 85V81L211 82ZM218 84L220 85V83H218ZM223 84H224V82H223ZM244 84H245V83H244ZM17 85H18V84H17ZM41 85H42V83H41ZM73 85H75V84H73ZM116 85H117V84H115V86H116ZM123 85H124V84H122V86H123ZM185 85H188V83L185 84ZM242 85H243V83H242ZM39 86H40V85H39ZM91 86H93V85H91ZM147 86H148V88H150L151 85L149 84V85H147ZM203 86H202V87H203ZM220 86H221V85H220ZM220 86H219V87H220ZM239 86H240V87H239ZM239 86H238V91L240 90L239 88H242L241 85H239ZM248 86H249V85H248ZM248 86L245 85V89H246V87H248ZM262 86H264V84H263ZM23 87H25V86H23ZM28 87H29V86H28ZM40 87H42V86H40ZM40 87H39V90L43 88V87H42V88H40ZM71 87H72V86L70 85V88H71ZM178 87H179V86H178ZM189 87H190V86H189ZM189 87L186 88V89H189ZM208 87H209V86H208ZM210 87L212 88V86H210ZM219 87L217 86V88H219ZM222 87H223V86H222ZM243 87H244V85H243ZM249 87H250V86H249ZM18 88H19V90H20V87H18ZM90 88H92V87H90ZM183 88H184V87H183ZM213 88H214V87H213ZM215 88H216V87H215ZM220 88H221V87H220ZM235 88H236V87H235ZM235 88H234V89H235ZM15 89H14V90H15ZM34 89H36V90L34 91ZM99 89H100V88H99ZM99 89H98V90H99ZM191 89H192V87H190L189 90H191ZM198 89H197L196 91H194L193 93H195V92L197 93V92H198ZM204 89H205V88H204ZM228 89H227V90H228ZM250 89L248 88V90H250ZM255 89H256V90H255ZM10 90H11V91H10ZM23 90H24V89H23ZM29 90H30V91H29ZM88 90H89V89H88ZM103 90H104V89H103ZM103 90L101 89L100 92H101V91L103 92ZM189 90H187V91H189ZM194 90H195V89H194ZM207 90H208V89H207ZM212 90H213V89H212ZM218 90H219V89H217L216 91L218 92ZM225 90H226V87L224 88V91H225ZM232 90L229 89V92H233ZM242 90H243V88H242ZM246 90H247V89H246ZM248 90H247L246 93H248ZM15 91H16V90H15ZM15 91H14V92H15ZM192 91H193V90H192ZM201 91H202V90H201ZM235 91H236V89H235ZM235 91H234V92H235ZM243 91H244V90H243ZM20 92H21V91H20ZM20 92H19V93H20ZM40 92H41V91H40ZM98 92H99V91H98ZM106 92H108V91H106ZM106 92H105V93H106ZM204 92L206 93V91H204ZM217 92H216V93H217ZM219 92H222L221 89L219 90ZM219 92H218L217 94H219ZM226 92H227V91H226ZM229 92H228V93H229ZM244 92H245V91H244ZM21 93H22V92H21ZM38 93H39V92H38ZM96 93H97V92H96ZM108 93H109V92H108ZM111 93H112V92H111ZM113 93H115V92H113ZM124 93H125V92H124ZM124 93H122V94H124ZM127 93H128V92H127ZM189 93L191 94V91H189ZM208 93L210 94V92H208ZM211 93H212V92H211ZM214 93H215V92H214ZM228 93H227V94H228ZM235 93H237V92H235ZM239 93L241 94L242 92L239 91ZM239 93H238V97H239V96L244 97V96H242V94L239 95ZM13 94H14V93H13ZM29 94H27L28 97H29ZM36 94H37V92H36ZM73 94H74V93H73ZM100 94H101V93H100ZM103 94H104V93H103ZM109 94H110V93H109ZM120 94H121V93H120ZM198 94H199V93H198ZM198 94H197V96L194 94V95L196 96V98H198V96H199ZM202 94H203V93H202ZM209 94H207L208 96H207V95H206V96L209 97V96L211 95V94H210V95H209ZM221 94H222V93H221ZM230 94L232 95V97L230 96V98H231V99H235V95H233L232 93H229V95H230ZM17 95L21 96L20 94H17ZM30 95H31V94H30ZM40 95H41V94H40ZM115 95H117V94H115ZM128 95H130V94H128ZM128 95H127V98L130 97V96H128ZM191 95H192V94H191ZM203 95H204V94H203ZM203 95H202V96H203ZM212 95L215 96L216 94H212ZM224 95H226V93H224ZM243 95H246V94L243 93ZM19 96H18V97H19ZM33 96H32V99L29 97L30 100H31V102H32V101L34 102L33 99H36L35 96H37V95H35L34 97H33ZM81 96H83V95H81ZM99 96H100V95H99ZM120 96H122L121 98L123 99V98H124L123 96L126 97V94H124V95H119V97H120ZM195 96H194V97H195ZM206 96H204V97H206ZM220 96H221V95H220ZM220 96L218 95V97H220ZM227 96H228V95H227ZM227 96H225V99H224L225 101H224V104H223V105L226 104L225 102H226V97H227ZM236 96H237V94H236ZM70 97H71V96H70ZM74 97H75V95L73 96V98H74ZM79 97H80V96H79ZM79 97H78V98H79ZM84 97H85V96H84ZM91 97H92V96H91ZM100 97H101V96H100ZM111 97H112V96H111ZM114 97H115V96H114ZM200 97H201V96H200ZM228 97H229V96H228ZM24 98H25V97H24ZM102 98H103V97H102ZM116 98H117V97H116ZM121 98H120V99H121ZM214 98H215L216 100L218 99L216 96H215ZM17 99H18V98H17ZM17 99H16V101H17ZM20 99H22V98H20ZM71 99H72V98H71ZM80 99H81V98H80ZM95 99H96V98H95ZM106 99H107V98H106ZM106 99H105V100H106ZM111 99L113 100L114 98L112 97ZM118 99H119V98H118ZM191 99H192V96H191ZM194 99H195V98H194ZM204 99H205L206 101H205ZM220 99H221V98H220ZM227 99H229V98H227ZM236 99L239 101L238 98H236ZM240 99H241V98H240ZM82 100H83V99H82ZM98 100H99V99H98ZM108 100H110V99H108ZM108 100H107V101H108ZM123 100H124V99H123ZM123 100H122V101H123ZM197 100H198V99H197ZM199 100H200V99H199ZM207 100H209V99H208V98H203V102L205 101L204 104L207 102ZM237 100H235V101L232 100L231 103H232V102H233V103H235V102L237 103ZM18 101H19V100H18ZM22 101H24V100H22ZM56 101H57V100H56ZM58 101H59V100H58ZM78 101H79V100H77V102H75V103H76V104L74 105L75 107L72 106L73 108H76V106H77V104H78ZM92 101H93V100H91V102H92ZM100 101H101V100H100ZM118 101H119V100H118ZM120 101H121V100H120ZM189 101H190V100H189ZM241 101H242V99L240 100V102H241ZM259 101H258V102H259ZM29 102H30V101H29ZM31 102H30V103H31ZM33 102H32V103H33ZM65 102H69V103H70V102H72V101H71V100L69 101V99H68V101H65ZM65 102H63V103H65ZM81 102H83V103L85 102V103H86V101H84V100L81 101ZM94 102H95V101H94ZM194 102H195V101H194ZM194 102H193V103H194ZM196 102H197V101H196ZM211 102H212V100H211ZM216 102H219V101L217 100ZM222 102H223V101H222ZM240 102H239V103H240ZM243 102H244V101H243ZM15 103H16V102H15ZM63 103H62V104H63ZM69 103H68V105H69ZM73 103H74V102H73ZM87 103H89V102H87ZM87 103H86V104H87ZM96 103H97V102H95V104H96ZM190 103H192V101H191ZM197 103H198V102H197ZM197 103H195L194 105L196 106ZM214 103H215V100H214ZM220 103H221V100H220ZM233 103H232V105H234V107H235V105H236V106L239 105V103H237V104H236V103L233 104ZM245 103H242V102L240 103V105L243 104V105H241L242 107L239 105V106L241 107V109H240L241 111H242V109L247 110L246 108H249V107H247L246 105H244ZM18 104H20V103L18 102ZM62 104H60V105L62 106ZM89 104H90V103H89ZM91 104H92V103H91ZM112 104H114V103H112ZM199 104H200V106L202 105L200 102H199ZM199 104H198V105H199ZM216 104H217V103H215V105H216ZM257 104H258V106L260 105V103H257ZM10 105H11V104H10ZM16 105H17V104H16ZM16 105H15V106H16ZM20 105H21V104H20ZM23 105H24V104H23ZM71 105H72V103H71ZM71 105H69V108H70ZM93 105H94V103H93ZM194 105H192V106H194ZM210 105H211V103H210ZM210 105L208 104V106H210ZM223 105L221 104V106H223ZM249 105H248V106H249ZM31 106H32V105H31ZM50 106H52V105H50ZM58 106H59V105H58ZM82 106L84 107V104H83ZM86 106H87V105H86ZM86 106H85V107H86ZM91 106H92V105H91ZM94 106H95V105H94ZM184 106H185V105H184ZM188 106H189V105H188ZM190 106H191V105H190ZM195 106L193 107V109L196 108ZM216 106L219 108V110H220V112H221L220 117L218 116L219 113H217V117H219V118H218L219 121H220L221 119L225 118V117H223L224 114H225V113L223 112V110L225 111V110H226L225 108L228 107V108H227L228 111H229V109H230L229 114L231 115V107H232V106H228V104H227V105L223 106V108H224V107H225V108L222 109V111H221L219 105H216ZM243 106H246V108H245V107L243 108ZM256 106H257V105H256ZM258 106H257V107H258ZM10 107H11V106H10ZM21 107H22V106H21ZM56 107H57V106H56ZM56 107H55V108H56ZM62 107H63V106H62ZM62 107H59V108H62ZM78 107H79V105L77 106V108H78ZM88 107H89V106H87L86 110L88 109ZM198 107H199V106H198ZM198 107H197V108H198ZM203 107H204V105H203ZM214 107H215V106L213 105V108H214ZM229 107H230V108H229ZM259 107H263V105H262V106H259ZM16 108H18V105H17V107H15L14 109H16ZM19 108H20V107H19ZM33 108H34V107H33ZM57 108H58V107H57ZM63 108H65V107H63ZM67 108H68V107H66L65 109L67 110ZM69 108H68V109H69ZM79 108H80V107H79ZM108 108L111 109V106H110V107H107V109H106L107 113L109 112ZM184 108H187V107H184ZM189 108H190V107H189ZM189 108H188V109H189ZM205 108H207V106H206ZM208 108H209V107H208ZM211 108H212V106H211ZM211 108H210V110H211ZM237 108H239V107L237 106ZM8 109H10V108H8ZM14 109H13V110H14ZM188 109H187V110H188ZM216 109H217V108H216ZM249 109H250V108H249ZM255 109H256V108H254V110H255ZM259 109L261 110V108H257V110H258V111H256L257 114H258V112H260ZM17 110H19V109H17ZM52 110H55V109H52ZM70 110H71V109H70ZM82 110H83V109H82ZM190 110H192V109H190ZM196 110H197V109H196ZM199 110H200L201 112H202V111H205L204 108H203V110H201V109H199ZM210 110L207 109V112L210 111ZM214 110H215V108H214ZM214 110L212 109L211 114L213 113ZM219 110H218V111H219ZM262 110H263V109H262ZM262 110H261V111H262ZM19 111H20V110H19ZM30 111H31V110H30ZM55 111H56V110H55ZM73 111H75V110L72 109L71 113H73ZM79 111H80V110H79ZM101 111H102V109H101ZM104 111H105V110H104ZM104 111H103L102 113H101V112H98V113L103 114ZM112 111H113V110H112ZM112 111H111V112H112ZM218 111H217V112H218ZM228 111L226 110L225 112L228 114ZM247 111H248V110H247ZM251 111H253V110L251 109ZM251 111H249V113H251ZM13 112H14V111H13ZM16 112L18 113V111H16ZM46 112H47V111H46ZM46 112L44 111V114H46L48 117L51 116V115H53V112H52L51 110H49L48 113H46ZM50 112H52V114H51ZM92 112H95V113H96V110H95V111H92ZM207 112H206V114L208 115V113H209V116H211L210 112H208V113H207ZM245 112H246V111H245ZM263 112H264V111H263ZM263 112H262V115H263ZM9 113H10V111H9ZM54 113H55V114H54L53 116L56 115V112H54ZM67 113H68V112H66V114H67ZM74 113H75V112H74ZM79 113H80V112H79ZM98 113H97L96 115L99 117V115H101V114L98 115ZM105 113H106V112H105ZM107 113H106V115H107ZM112 113H113V112H112ZM112 113H108L109 116H108V115H107V116H108V117H112V116L114 115V114H112ZM193 113H194V110H193ZM233 113H234V111H233ZM239 113H240V112H239ZM239 113H238V114H239ZM247 113H248V112H247ZM253 113H255V111H254ZM14 114H16V113H14ZM44 114H43V115H44ZM50 114H51V115H50ZM90 114H91V113H90ZM110 114H112V116H111ZM189 114H190V113H189ZM202 114H203V113H202ZM204 114H205V112H204ZM204 114H203V115H204ZM206 114H205V116H206ZM229 114H228V115H229ZM257 114H256V115H257ZM260 114H261V112H260ZM18 115H19V114H18ZM39 115H40V114H39ZM43 115H42V116H43ZM76 115H77V114H76ZM93 115H95V114H93ZM106 115L103 114V116H106ZM191 115H192V114H191ZM214 115L216 116V114H213V116H214ZM221 115H222V117H221ZM230 115H229V116H230ZM233 115H234V114H233ZM233 115H231V118H234V117H232ZM241 115H242V113H241ZM247 115H248V114H247ZM247 115L245 114V115H242V116H247ZM9 116H10V115H9ZM15 116H16V115H15ZM44 116H45V115H44ZM44 116H43L42 118H44V119H45V118H48L47 116H45V117H44ZM74 116H75V115H74ZM74 116H72V117H74ZM107 116H106L105 118H103V120L106 119ZM209 116H208V117H209ZM215 116H214V118H215ZM225 116H226V114H225ZM229 116H228V117H229ZM249 116H250V115H249ZM257 116H258V115H257ZM257 116H256V117H257ZM32 117H33V116H32ZM56 117H57V115H56ZM75 117H76V116H75ZM208 117H207V116H206V118L204 117L205 120L208 119ZM238 117H239V116H238ZM247 117H248V116H247ZM247 117H245V120L247 119ZM254 117H255V115H254ZM15 118H16V117H15ZM15 118H14V119H15ZM53 118H54V117H53ZM62 118H63V117H62ZM93 118H94V117H93ZM99 118H100V117H99ZM101 118H102V117H101ZM101 118H100V119H101ZM201 118H202V117H201ZM209 118H210L209 120H211V121H209V122L212 123V118H211V117H209ZM226 118H227V117H226ZM236 118H237V117H236ZM239 118L242 119L241 116H240ZM249 118H250V117H248V119H249ZM251 118H252V117H251ZM259 118H260V116H259ZM261 118H262V117H261ZM261 118H260V119H261ZM10 119H11V118H10ZM37 119H39V117H38ZM51 119H52V118H51ZM76 119H78V118H76ZM80 119H81L82 121H83V120H85V121L87 120L86 116H85L84 119H82V118H80ZM80 119H79V120H80ZM113 119H114V118H112V119L110 118L109 120H106V121H109V123L111 124L110 121L113 120ZM179 119H180V118H179ZM181 119H182V118H181ZM187 119H188V118H187ZM202 119H203V118H202ZM227 119H229V118H227ZM234 119H235V118H234ZM237 119H238V118H237ZM252 119H253V118H252ZM35 120H36V119H35ZM46 120H47V121H51L50 119H46ZM54 120H55V119H54ZM59 120H60V119H59ZM92 120H94V119H92ZM189 120H190V118H189ZM189 120H187V121L189 122ZM192 120H193V119H192ZM205 120H204V121H205ZM215 120H217V119H215ZM230 120H231V119H230ZM238 120L240 121V119H238ZM245 120H242V123H243V121H244V123H243L239 128L237 127L238 129H241V130H242V127H245V126H244L245 123H246V125H249V124H247V123H249V121L246 122ZM249 120H251V119H249ZM254 120H255V119H254ZM263 120H264V119H263ZM30 121H31V120H30ZM39 121H40V120H38V122H39ZM41 121H43V123H45V122H44L45 120L41 119ZM52 121H53V120H52ZM97 121H99V119L96 120V122H97ZM178 121H179V120H178ZM183 121H184V120H183ZM183 121H182V122H183ZM185 121H186V119H185ZM185 121H184V122H185ZM199 121H200V120H199ZM199 121H198V122H199ZM219 121L217 120V122H219ZM226 121H227V120H226ZM239 121H235V122H236V123H240ZM252 121H253V120H251L250 123H251ZM25 122H26V121H25ZM28 122H29V121H28ZM38 122H37V123H38ZM76 122L80 124L79 121L76 120ZM83 122H84V121H83ZM87 122H88V121H87ZM87 122H86V123L84 122V123L86 124V126L88 125ZM90 122H92V121L90 120ZM101 122H102V121H101ZM101 122H99V124H100ZM180 122H181V121H180ZM182 122H181V123H182ZM184 122H183V123H184ZM188 122H187V124H188ZM205 122H208V121L206 120ZM213 122H214V121H213ZM228 122H231V121H228ZM235 122L232 121V124H231V125H235V124H236ZM255 122H257V119H256ZM16 123H17V121H16ZM37 123H36V124H37ZM43 123L41 122V124H43ZM55 123H56V121H55ZM58 123H59V121H58ZM58 123H57V124H58ZM72 123H75V121L72 122ZM81 123H82V122H81ZM105 123H107V122H105ZM112 123H113V121H112ZM189 123H190V122H189ZM191 123H193V122H191ZM195 123H196V120H195ZM211 123H209L210 126H212V125L214 124V123H213V124H211ZM219 123H220V122H219ZM219 123H217V124H219ZM226 123H227V122H226ZM233 123H235V124H233ZM252 123H253V122H252ZM259 123H261V122L259 121ZM25 124H26V123H25ZM67 124H68V126H67L68 128L71 127V129H69V130H72V128L77 127V125H78V124L75 123V124H73V126H74V125H75V126L72 127V126H69V122H67ZM82 124H83V123H82ZM103 124H104V123H103ZM103 124H102L101 126H103ZM113 124H114V123H113ZM113 124H111V125H113ZM184 124H185V123H184ZM220 124H221V123H220ZM220 124H219V125H216V123H215V124L213 125V126H214L213 128L216 130V129H217V126L219 127ZM9 125H10V124H9ZM14 125H15V124H14ZM22 125H24V123H23ZM32 125H33V124H32ZM37 125H38V124H37ZM106 125H107V128H108V124H106ZM111 125H110V126H111ZM189 125H190V124H189ZM207 125H208V124H207ZM222 125H223V124H222ZM227 125H228V128L230 127L229 129L231 130V135H232V130H234L236 127H235V128H232L231 125H230V126H229V124H227ZM236 125H238V124H236ZM236 125H235V126H236ZM239 125H240V124H239ZM262 125H263V123H262ZM35 126H36V125H35ZM41 126H42V125H41ZM80 126H81V125H78V127H80ZM89 126H90V125H89ZM92 126H93V125H92ZM98 126H99V125H98ZM225 126H226V124L224 125V127H225ZM23 127H24V126H23ZM26 127H27V126H26ZM32 127H33V126H32ZM38 127H40V125H39ZM42 127H43V126H42ZM64 127L66 128V126H64ZM64 127H63V129H65ZM90 127H91V126H90ZM90 127H89V128H90ZM95 127H96V125H95ZM95 127H94V129H93L94 131L91 130L93 134L95 133V130H96ZM113 127H114V126H113ZM113 127H111V128H113ZM189 127H193V126L190 125ZM196 127H197V126H195V128H196ZM215 127H216V128H215ZM233 127H234V126H233ZM247 127H249V126H247ZM8 128H9V127H8ZM8 128H7V129H8ZM36 128H37V127H36ZM36 128L34 127V129H36ZM99 128H100V127H99ZM111 128H109V129H110L109 132H112V129H111ZM193 128H194V127H193ZM221 128H223V127L221 126ZM225 128H226V127H225ZM253 128H254V127H253ZM263 128H264V126H263ZM4 129H5V130H4ZM40 129H41V128H40ZM40 129H39V131H40ZM86 129H87V128H86ZM103 129L105 130V127H104ZM199 129H200V128H199ZM214 129H212V130H214ZM229 129L226 128V130H229ZM238 129H236L237 131H234L235 134H237V132L239 133ZM245 129H246V128H245ZM65 130H66V129H65ZM98 130H99V129H97L96 132H97ZM104 130H102V132H103ZM106 130H107V129H106ZM218 130L220 131L219 128H218ZM248 130H250V129H248ZM257 130H258V129H257ZM263 130H264V129H263ZM8 131H9V130H8ZM36 131H37V130H35V133H36ZM74 131H75V130H74ZM80 131H81V130L78 131V134H79V135L76 134V133H77L76 131H75L76 133L72 132V133H74V134H73L74 137H75V135H77L78 138H79V136H80L79 139L77 138V140H78L77 143H74L76 138H74L72 134H71L72 137H71V136H68V135H70V133H67V135L65 136L66 133L64 132V136H65V137H67V136H68V137H71L72 139L74 138L73 140L70 138V139H71V145H72L73 143H74L73 146H75L76 144H79L78 146L80 147V146L82 145V144H81L82 142L85 143V140H80V139L87 138V137H84V135H82V134H84V132H82L83 130H82L81 132H80ZM99 131H101V129H100ZM168 131H170V130H168ZM171 131H172V130H171ZM194 131H196V130H194ZM223 131H224V130H223ZM223 131H222V129H221V134H222V133L224 134ZM244 131H245V130H244ZM253 131H254V130H253ZM6 132H7V131H6ZM37 132H38V131H37ZM79 132L82 133V134H80ZM85 132H86V133H90L89 131H85ZM102 132H101V134H102ZM200 132H201V131H200ZM204 132H205V131H204ZM204 132H203V133H204ZM214 132H215V131H214ZM216 132H217V130H216ZM229 132H230V131H229ZM249 132H250V131H249ZM259 132H260V130H259ZM259 132H258V133H259ZM7 133H8V132H7ZM105 133H106V132H104L103 134H105ZM169 133H170V132H169ZM169 133H168L167 135H169ZM196 133H197V132H196ZM217 133H219V132H217ZM217 133H216V134H217ZM240 133H243V132L241 131ZM254 133H255V131H254ZM55 134H56V133H55ZM110 134H111V133H110ZM110 134H109V135H110ZM172 134H174V132H173ZM172 134H171V135H172ZM233 134H234V133H233ZM243 134H244V133H243ZM246 134H247V133H246ZM252 134H253V133H252ZM263 134H264V133H263ZM60 135H61V134H59L58 138L60 137ZM81 135H82V138H81ZM85 135L88 136L89 134H85ZM90 135H91V133H90ZM90 135H89V137H88V140L93 136V135H91V137H90ZM154 135H155V134H154ZM197 135H198V133H197ZM206 135H207V134H206ZM212 135H213V137H214V133H213ZM212 135H211V136H212ZM219 135H220V134H219ZM226 135H227V134H226ZM229 135H230V134H229ZM229 135H227V137H229ZM231 135H230V136H231ZM237 135H238V134H237ZM237 135H236V136H237ZM248 135H249V134H248ZM248 135H247V136H248ZM254 135H255V134H254ZM254 135H253V136H254ZM261 135H262V134H261ZM56 136H57V135H56ZM62 136H63V135H62ZM64 136L61 137V139L59 138L60 141H62V139H63V141H64V139H65ZM101 136H103V135H101ZM144 136H145V135H144ZM180 136H181V135H180ZM183 136H184V135H183ZM200 136H203V134L200 135ZM209 136H210V135H209ZM216 136H217V135H216ZM221 136H222V135H221ZM234 136H235V135H234ZM234 136H233V137H234ZM239 136H240V135H239ZM239 136H238V138H239ZM245 136H246V135H245ZM68 137H67V139H69ZM94 137L98 138V133H97ZM94 137H92V138H94ZM104 137H106V136L104 135ZM140 137H141V136H140ZM146 137H147V136H146ZM150 137H151V136H150ZM150 137H149V138H150ZM152 137H153V136H152ZM169 137H170V136H169ZM171 137H172V136H171ZM174 137H176V136H174ZM191 137H194V136H191ZM205 137H206V136H205ZM205 137H204V139H205ZM218 137H220V136H218ZM218 137H217V138H218ZM222 137H223V136H222ZM227 137L225 138V136H224V138H225L226 140L228 139ZM233 137L231 136V137H229V138L233 139ZM260 137H261V136L259 135V138H260ZM42 138H43V140H44V138L47 139V137H42ZM48 138H49L50 140L48 139L47 141L45 140L44 142H43V140H42V142H41V140H40V143H39V144H37L38 142H37V143L35 142L36 145H35V144H32V145H34V147H32V145L29 144L30 147H32L31 149L28 148L29 150H31V152L28 153L29 151L27 152V150H28V149H27V150H26V155H27V153H28V156H30V158H26V159H29V160H28L29 162H27L28 164L25 163V161H27V160H26V159L24 160V163L27 165V166H26V169H25V167L23 168V166H25V165H23L22 162H21V164H22V166H21V167H22V168H21V169H22V172H23V169L27 171V169L30 170V168H27V167H33V166H34L33 168H31V171H32V169H35V166H36V165H37V166L40 165L39 168L42 167V166H43V167L45 166L44 168H47L48 165H47L46 163H48V164L50 165V164H51V163H50L51 160L56 159V158H54V155H55V154H59L60 151L63 153V151L65 152V149H69V148H64V149H63V148H61V147L58 148V147L56 146V145L59 143V142H58L59 140H58L57 137H56V138H57L56 140H58V141H57L58 143L56 142L57 144L52 143V142H55V141H56V140H55V136H54V139H53L52 136H51V137H48ZM51 138H52L54 141H51ZM96 138L93 139V140H97ZM100 138H101V137H100ZM100 138H98V139H100ZM141 138H142V137H141ZM141 138H140V139H141ZM149 138H148L149 142L147 141L146 143L153 142V140L150 141ZM154 138H155V137H154ZM154 138H153V139H154ZM181 138H182V137H181ZM194 138H195V137H194ZM200 138H201V137H200ZM234 138H235V137H234ZM240 138H241V137H240ZM251 138H253V137L251 136ZM251 138H250V139H251ZM261 138H262V137H261ZM3 139H5V140H3ZM19 139H20V138H19ZM67 139H65V141H66ZM132 139H134V138H132ZM155 139H156V138H155ZM172 139H173V138H172ZM172 139H171V140H172ZM177 139H178V137H177ZM182 139H183V138H182ZM208 139H209V138H208ZM208 139H206V140L208 141ZM210 139H211V138H210ZM210 139H209V140H210ZM213 139H214V138H212V140H213ZM231 139H230V140H231ZM236 139H237V138H236ZM236 139H235V140H236ZM241 139H242V138H241ZM250 139H249V140H250ZM255 139H256V137H255ZM79 140H80L81 142H79ZM102 140L105 141V139H103V138H102ZM191 140H192V139H191ZM202 140H203V139H202ZM202 140H201V141H202ZM217 140H219V139H217ZM233 140H234V139H233ZM245 140H246V139H245ZM262 140H263V139H262ZM262 140H261V141H262ZM38 141H39V140H38ZM63 141H62V143H59V144L64 145V143L67 142V141H66V142H63ZM73 141H74V142H73ZM90 141H91V139H90L88 142H90ZM98 141H99V140H98ZM98 141H97V142H98ZM100 141H101V140H100ZM139 141H140V140H139ZM163 141H164V140H163ZM173 141H175V140H173ZM199 141H200V140H199ZM199 141H197V142H199ZM207 141H205V144H206ZM214 141H216V140L214 139ZM222 141H223V140H222ZM227 141H228V140H227ZM241 141H242V140H241ZM252 141H253V140H252ZM254 141H255V140H254ZM258 141H260V140L258 139ZM263 141H264V140H263ZM3 142L0 143V145L3 144V146L5 147V144H4ZM69 142H70V141H69ZM72 142H73V143H72ZM88 142H87V144H88ZM91 142H92V141H91ZM136 142H138V140H137ZM160 142H162V140H161ZM176 142H177V140H176ZM186 142H187V140H186ZM191 142H193V141H191ZM197 142H196V143H197ZM248 142H249V141H248ZM93 143H94V141H93ZM99 143H100V142H99ZM134 143H135V142H134ZM134 143H133V144H134ZM139 143H140V142H139ZM155 143H156V142H155ZM210 143H212V142L210 141ZM214 143H215V142H214ZM216 143H218V141H217ZM223 143H224V145H226V148H227V145H228V144H225V140H224ZM223 143H222V144H223ZM229 143H230V142H229ZM231 143H232V142H231ZM233 143H234V142H233ZM233 143H232V144H233ZM239 143H240V142H236V144H239ZM244 143H245V142H244ZM262 143H263V142H262ZM16 144H17V143H16ZM67 144L69 145V143H67ZM67 144H65L66 147H67ZM80 144H81V145H80ZM133 144H132V146H133ZM136 144H137V143H136ZM151 144H153V143H151ZM159 144H160V143H159ZM161 144H162V143H161ZM179 144H180V142H179ZM182 144H183V143H182ZM187 144H188V143H187ZM199 144H200V143H199ZM203 144H204V143H203ZM212 144H213V143H212ZM212 144H210V145H212ZM218 144H219V143H218ZM218 144H217V145H218ZM220 144H221V142H220ZM222 144H221L219 147L223 146ZM247 144H248V143H247ZM256 144H257V143H256ZM259 144H260V143H259ZM259 144H258V145H259ZM88 145H90V144H88ZM138 145H139V144L135 145V147L138 146ZM146 145L148 146V144H146ZM146 145H144V146H146ZM153 145H154V144H153ZM153 145H151V147H152ZM176 145L178 146V144H176ZM194 145H195V144H194ZM244 145H245V144H244ZM251 145H252V144H251ZM11 146H12V145H11ZM65 146H63V147H65ZM111 146H112V148H113V145H111ZM141 146H142V145H141ZM155 146H156V145H154V147H155ZM160 146H161V145H160ZM188 146H189V145H188ZM196 146H197V145H196ZM201 146H202V144H201ZM212 146H213V145H212ZM231 146H232V145H231ZM239 146H240V145H239ZM260 146H261V144H260ZM6 147H7V146H6ZM68 147H71V146L69 145ZM83 147H84V146H83ZM128 147H129V146H128ZM128 147H127V148H128ZM139 147H140V146H139ZM168 147H169V146H168ZM180 147H181V144H180ZM183 147H184V145H183ZM206 147H207V148H210V147H208V145H207ZM224 147H225V146H224ZM224 147H221V148L223 149ZM229 147H230V146H229ZM229 147H228V148H229ZM242 147H243V143H242ZM242 147H241V148H242ZM246 147H247V145H246ZM246 147H245V148H246ZM251 147H252V146H251ZM1 148H2V146H0V150H1V151H4L3 149H6V148H3V149H1ZM13 148H14V147H13ZM81 148H82V147H81ZM109 148H110V150H108V148H106V149L108 150V153H109V152L111 151V149H112L111 147H109ZM130 148H131V147H130ZM140 148H141V150L138 148L139 151H140V152L142 151V153H143L144 151H143L142 149H144V147H140ZM178 148H179V146H178ZM201 148H203V147H201ZM211 148H212V147H211ZM221 148H220V149H221ZM228 148H227V151H226L225 149H223V152H222V153H225L224 150H225L226 153H227V152H228ZM232 148H233V147H232ZM243 148H244V147H243ZM59 149H60V151H59ZM62 149H63V150H62ZM152 149H153V148H152ZM152 149H151V151H152ZM155 149H156V148H155ZM180 149H181V148H180ZM182 149H183V148H182ZM198 149H199V148H198ZM203 149H204V148H203ZM205 149H206V148H205ZM213 149H214V148H213ZM216 149H217V148H216ZM234 149H235V148H234ZM236 149H237V148H236ZM247 149H248V148H247ZM252 149H253V148H252ZM252 149H251V150H252ZM129 150L133 151L132 149H129ZM129 150H128V151H129ZM136 150H137V149H136ZM147 150H148V149H147ZM147 150H145V151H147ZM176 150H177V149H176ZM184 150H185V149H184ZM184 150H182V151H184ZM193 150H194V149H193ZM199 150L201 151V149H199ZM207 150H208V152H209V149H207ZM240 150L243 151V149H240ZM251 150H250V152H251ZM13 151H14V150H13ZM21 151H22V150H21ZM131 151H130V152H131ZM151 151L149 152L150 154H151ZM159 151H162V150H159ZM159 151H158L157 153H159ZM186 151H187V150H186ZM202 151H203V150H202ZM210 151H211V149H210ZM213 151H216V150L214 149ZM236 151H237V150H236ZM242 151H241V152H242ZM248 151H249V150H248ZM248 151H246V152H248ZM24 152H25V151H24ZM106 152H107V151H105V152L103 151V153H105V154H106ZM140 152H139L138 155H140V154H141V155H140L139 158H137V161H136V157H137L138 155H137V156L135 155L136 157L133 155L132 159H130V160H133V158L135 157L134 160L131 161V164H130V165H127V167H126V165H125V166H124V167H125L124 170H125L126 168H127V170H128V168L132 167V165L134 166L135 164H137V163H132V162H134V161L139 162L138 160H141L140 158H141V156H143V155H142V153H140ZM162 152H163V151H162ZM177 152H178V151H177ZM184 152H185V151H184ZM192 152H193V151H192ZM196 152H198V150H196ZM211 152H212V151H211ZM217 152H218V151H216V153H217ZM219 152H220V150H219ZM233 152H234V151H233ZM237 152H238V151H237ZM250 152H249V153H250ZM14 153H16V152H14ZM18 153H20V152H18ZM65 153H66V152H65ZM108 153H107V154H108ZM128 153H129V152H128ZM128 153L126 152V154H127V155L125 154L126 157L123 156V158L125 157L124 159H127L128 157H130V156H128V155H129ZM133 153H138V151H137V152H133ZM146 153H147V152H146ZM146 153H145V154H146ZM154 153H155V152H154ZM164 153H165V152H164ZM182 153H183V152H182ZM199 153H200V152H199ZM202 153H205V152H202ZM202 153H201V154H202ZM206 153H207V152H206ZM213 153H214V152H213ZM213 153H210V154L213 155ZM216 153H215V154H216ZM226 153H225V154H226ZM229 153H230V152H229ZM252 153H254V152H252ZM1 154H2V152H0V155H1ZM22 154H24V153H22ZM29 154H30V155H29ZM105 154H104V155H105ZM143 154H144V153H143ZM150 154H148V155H150ZM166 154H167V153H165V155H166ZM215 154H214V155H215ZM225 154H224V155H225ZM227 154H228V153H227ZM236 154H237V153H236ZM243 154H244V152H243ZM243 154H242V157H243ZM250 154H251V153H250ZM258 154H259V153H258ZM12 155H13V153H12ZM12 155H10V158H11ZM59 155H62V154L60 153ZM102 155H103V154H102ZM102 155L100 154L99 157H98L97 155H93V156L100 158L101 161H102V158L100 157V156H102ZM104 155H103V156H104ZM148 155H147V156H148ZM156 155H157V154H156ZM163 155H164V154H163ZM188 155H189V154H188ZM212 155H211V156H212ZM222 155H223V154H222ZM222 155H221V156H222ZM229 155H230V154H229ZM231 155H232V154H231ZM234 155H235V154H233L232 156H234ZM245 155H246V154H244V156H245ZM262 155H263V154H262ZM127 156H128V157H127ZM152 156H153V155H152ZM172 156H173V155H172ZM184 156H185V155H184ZM186 156H187V153H186ZM204 156H205V155H204ZM204 156H203V157H204ZM206 156H207V155H206ZM208 156H210V155H208ZM226 156H227V155H226ZM235 156H236V155H235ZM237 156H238V155H237ZM239 156H240V155H239ZM250 156H251V155H250ZM250 156H249V160H250ZM259 156H260V155H259ZM51 157H53V159H50ZM55 157H58V156L55 155ZM149 157H150V156H149ZM166 157H168V158H166ZM182 157H183V155H182ZM218 157H219V153H218ZM228 157H229V156H228ZM93 158H94V157H93ZM146 158H147V157H146ZM152 158H153V157H152ZM156 158H158V157H156ZM216 158H217V157H216ZM219 158H220V157H219ZM226 158H227V157H226ZM238 158H239V157H238ZM240 158H241V157H240ZM251 158H252V157H251ZM253 158H254V157H253ZM253 158H252V159H253ZM49 159H50V160H49ZM87 159H88V158H87ZM90 159H91V157H89V160H90ZM149 159H151V158H149ZM181 159H183V158H181ZM181 159H179V160H180V161H179L178 159H175L174 157L172 158L171 156L166 155L165 158H164V161H163V162H162V161L159 162L160 160L157 162V161L155 160L157 165L154 164V165H156V166H154V167H155V170H153V171L151 172V175H152L151 178H152L153 176H154L153 178H155V177L157 176L156 174L160 175V173H161V174H164V175H166V176H168V177L173 176V178L171 177L172 179H174V176H178V175H181V174L183 175V173H184V175H185V174H187V176L189 175L190 178L188 177V178H186L185 180L183 179L184 181H182V182H181V180H180V182H178L179 180L177 179V180H178L177 183H174V184H175V185L178 184V185H177L176 187H175V185H174L175 189H174V187H173V189H172V190H174L173 192H171V190H170V188H169V186H170L171 184H170V185H167V186H168V189H167V187L165 186L166 183L168 184V182H166V181H165V185H164V186L166 187V189H165V190L163 189V190H164L163 192H161V191H157V190H156V188L160 189L161 186H156V187H155V186H154L155 184H154L153 182H151L152 184H154V185H153V186L155 187L154 189H155L159 194L156 193V191L153 190V188H152L150 191H154L155 194L157 195V196L154 197V198H155L154 201L147 200V199H146L147 197H146V198H142V200L145 199L146 201H145V200H143V201L141 200L142 203L139 202V203L141 204V206H140V204L138 203V204H139V208L137 207V209H136L137 212H139V213H144V214H146V216H148L147 213H151V216H152V213H153V214H154V213H157V212L160 211V210L162 211V209L164 210V212H165V211H166V212H167V211H168V212H172V211H174L173 209L175 208V207L172 206V205H174L175 202H178V201H180V202L183 201V203H184V202H187V199H184V198H186L185 196H186V195L189 196V194H192L193 192L195 193L194 195L205 197L206 200H207V199H210L209 202H213V201L216 202V201H217L216 198L220 200V198H221L224 194H225V197H226V193H228L230 190H232V189H230V187L232 186V185H230L231 183H229V185H230V187H229V185H228V186H225L224 183H221V181H224V182H225V180H228L229 177L231 178V177H233L234 175L237 177V179H239L238 176H237V173L234 174V175H232V173H231V174L226 173L227 171L230 172V170H226V172H225V171H224L225 169H224V167H223L224 165L221 166L222 163H220V166H219V167L215 166V164H214L215 162H218V161L221 162V161H222V160H218V158L216 159V161L213 160L211 157L209 158V159H212V162H214V163H213L214 166H212L213 164H211V169H210V166L206 169V167L208 166V163H210L211 160L208 161L207 164H206L207 166H205V165L203 164V162H206V161H204V160L206 159V157H204V159H203V158L201 157V155L199 156V154H198V155H189V156H187V157H184L183 160H181ZM207 159H208V158H207ZM221 159H223V157H221ZM257 159L259 160V158H257ZM17 160H19V159H17ZM21 160H23V159L21 158L20 161H21ZM146 160H147V159H146ZM153 160H154V159H153ZM202 160H203V162H202ZM226 160H227V159H226ZM229 160H230V159H229ZM233 160H236V159H233ZM233 160H231V161H233ZM238 160H239V159H238ZM242 160H244V159H242ZM246 160H247V158H246ZM261 160H262V158H261ZM261 160H260V162H261ZM47 161H49V162H47ZM54 161H56V160H54ZM85 161H86V159H85ZM85 161H83V162L85 163ZM101 161H100V162H101ZM115 161H117V160H115ZM115 161H112L113 164H112V163H111V164L108 163V164H109V165H112V167H113L114 164L117 163V162H115ZM141 161H142V160H141ZM244 161H245V160H244ZM244 161H243V162H244ZM2 162H3V161H2ZM95 162H96V161H93V163H95ZM143 162L145 163L146 161H143ZM219 162H218V163H219ZM236 162H239V161L236 160ZM254 162H255V160H254ZM0 163H1V162H0ZM18 163H19V162H18ZM18 163H17V164H18ZM52 163H53V162H52ZM86 163H87V161H86ZM89 163H90V162H89ZM89 163H87V164H89ZM93 163L91 162L88 166L91 167L90 165L92 164V167H94V166H93ZM96 163H97V162H96ZM151 163H152V162H151ZM153 163H155V162H153ZM153 163H152V164H153ZM218 163H217V165H218ZM231 163H232V162H231ZM239 163H240V162H239ZM19 164H20V163H19ZM19 164H18V165H19ZM38 164H39V165H38ZM117 164H119V161H118ZM142 164H143V163H142ZM234 164H235V163H234ZM256 164H257V163H256ZM261 164H262V163H261ZM263 164H264V163H263ZM15 165H16V164H15ZM74 165H76V163H75ZM77 165H78V163H77ZM83 165H85V164H83ZM96 165H97V164H96ZM115 165H116V164H115ZM139 165H141V163H139ZM236 165H238V164H236ZM239 165H240V167H241V164H239ZM243 165H244V163H243ZM258 165H259V164H258ZM37 166H36V169H38ZM51 166H52V164H51ZM71 166H72V165H71ZM86 166H87V165H86ZM116 166H117V168H116V169L113 168V170L115 169V171H117V169H119L118 171L121 172L120 170L123 169V165H122V169H120L121 167L118 168L119 165H116ZM129 166H130V167H129ZM137 166H138V164H137ZM146 166H147V162H146ZM148 166H149V164H148ZM150 166H151V168H152V165H150ZM150 166H149V167H150ZM233 166H234V165H233ZM233 166H232V167H233ZM14 167H15V166H14ZM16 167H17V166H16ZM19 167H20V166H19ZM19 167L16 168V169L19 170V169H20ZM43 167H42V168H43ZM72 167H73V166H72ZM75 167H77V166H74V168H75ZM105 167H106V166H105ZM109 167H110V166H108V168H109ZM143 167H144V169L147 168V167L145 168L144 164L142 165L141 168H143ZM246 167H247V166H246ZM249 167H251V166H249ZM70 168H71V167L68 168V171L70 170ZM132 168H133V167H132ZM137 168H139V167H137ZM137 168H136V169H137ZM141 168L139 169V172H140V173H141L140 170L143 171V169H141ZM247 168H248V167H247ZM253 168H254V167H253ZM260 168H261V167H260ZM40 169H41V168H40ZM40 169H38V170H40ZM71 169H73V168H71ZM90 169H91V168H90ZM92 169H93V168H92ZM148 169L150 170V168H148ZM153 169H154V168H153ZM226 169H227V168H226ZM242 169H243V168H242ZM244 169H245V168H244ZM244 169H243V170H244ZM254 169H256V168H254ZM4 170H5V169H4ZM13 170H14V169H13ZM18 170L15 171V172H16L15 174H17ZM58 170H59V169H58ZM66 170H67V169H66ZM113 170H111V171H113ZM127 170H125L126 174H127ZM134 170H135V167H134ZM134 170L132 169V171H134ZM146 170H147V169H146ZM149 170H148V172H146L145 174H147V173L149 174ZM151 170H152V169H151ZM243 170H242V171H243ZM251 170H252V168H251ZM251 170H250V168H249V171H247V173L250 172ZM262 170H263V169H262ZM19 171H21V170H19ZM31 171H30V172H31ZM60 171L62 172V171H64V169L62 170V168H61ZM184 171H185V172H184ZM238 171H239V170H238ZM253 171H254V170H253ZM255 171H257V170H255ZM259 171H260V169H259ZM22 172L19 173V175H20V174H23V173H27V172H23V173H22ZM30 172L28 171V173L30 174L29 177H31V176H32V173H34L35 171L32 172V173H30ZM55 172H56V174L58 173V171H55ZM55 172H54V173H55ZM125 172H121V173H122V174L124 173L123 175H125ZM139 172H138V173H139ZM244 172H245V170H244ZM12 173H13V172H12ZM28 173H27V174H28ZM63 173H65V171H64ZM136 173H137V172H136ZM138 173H137V174H138ZM213 173L216 174V175H220L219 177L217 176L218 178H217V177H214V180L211 178V179L214 181V183H213L214 185L211 186V185H209V183H208V185H207V183H205V182H207V181H206L207 179H205V180L203 179V181H205V182L202 181L201 178H203L204 176H205L204 178H207V176H209L210 174L212 175ZM233 173H235V172H233ZM245 173H246V172H245ZM247 173H246V174H247ZM250 173H251V172H250ZM27 174H26V176H28ZM111 174H113V172H112ZM114 174H116V172H115ZM133 174H134V173H133ZM137 174H136V175H137ZM141 174H143V172H142ZM252 174H254V173H252ZM259 174H260V172H259ZM261 174H262V173H261ZM4 175H5V174H4ZM12 175H13V174H12ZM59 175H61V174H59ZM62 175H64V174H62ZM117 175H119V177L121 176V174H117ZM117 175H115V176H117ZM143 175H144V174H143ZM143 175H142V176L140 175V176L143 177ZM247 175H248V174H247ZM254 175H255V174H254ZM256 175H257V174H256ZM256 175H255V176H256ZM15 176H16V175H15ZM20 176H21V175H20ZM20 176H19V177H20ZM33 176H34V174H33ZM125 176H128V174L125 175ZM134 176H135V175H134ZM144 176H146V175H144ZM148 176H149V175H148ZM148 176H146V177H147V178H150V177H148ZM193 176H194V178H191V177H193ZM213 176H214V175H213ZM235 176H234L233 178H235ZM250 176H251V179H252V178H253L252 175H250ZM257 176H258V175H257ZM257 176H256V177H257ZM261 176L263 177V174H262ZM17 177H18V175H17ZM17 177H14V179H13V178L10 176V177H9L10 179L8 178V182L13 181V183H15V182H17L16 179H17V180H18V179H19V180H22V179L24 180V175H23V178H21V179H20L19 177H18V178H17ZM141 177H140V178H141ZM160 177H162V176H159V177H157V178H160ZM168 177H166L167 180H168ZM196 177H200L201 180L198 179V178H196ZM210 177H212V176H209V179H210ZM245 177H246V176H245ZM3 178H4V176H3ZM3 178H2V179H3ZM117 178H118V176H117ZM117 178L115 179V181H118V180H120V179H121V180H124V178L122 179L121 177H120V179H119V178L117 179ZM129 178H130V177H129ZM131 178H132V177H131ZM147 178H144V179H147ZM153 178H152V180H153ZM157 178H155L156 181H157ZM177 178H178V177H177ZM183 178H184V177H183ZM215 178H216V181H215ZM246 178H247V177H246ZM248 178H249V177H248ZM254 178H255V177H254ZM257 178H258V177H257ZM259 178H260V176H259ZM2 179H1V180H2ZM5 179H6V178H4V180H5ZM113 179H114V178H113ZM125 179H128V177H127V178L125 177ZM142 179H143V178H142ZM144 179H143V180H144ZM161 179H162V178H161ZM161 179H160L159 181H161ZM175 179H176V178H175ZM209 179H208V180H209ZM217 179H218V180H217ZM231 179H232V178H231ZM249 179H250V178H249ZM9 180H10V181H9ZM19 180H18V184L21 182V181L19 182ZM50 180H51L50 182H52V179H51V178H50ZM55 180H56V179H55ZM61 180H62V179H61ZM109 180H110V179H109ZM111 180H112V178H111ZM219 180H220V181H219ZM232 180H233V179H232ZM232 180H231L230 182L238 181V180H236V178H235L234 181H232ZM247 180H248V179H247ZM252 180H253V179H252ZM6 181H7V179H6ZM46 181H47V180H46ZM56 181H58V180H56ZM104 181H108V179H107V180H104ZM127 181H128V180H127ZM145 181H148V184H149V181H150V180L147 179V180H145ZM145 181H144V182H145ZM254 181H255V180H254ZM257 181H258V180H257ZM43 182H45V181H43ZM43 182L39 183V185L42 184ZM48 182H49V180L47 181V184H48ZM50 182H49V183H50ZM53 182H54V181H53ZM53 182H52V183H53ZM100 182H102V181H100ZM100 182H96V183H99L100 186L103 187V186H102L103 184H101ZM121 182H122V181H121ZM123 182H124V181H123ZM123 182H122L121 184H124V183H125V182H124V183H123ZM130 182H131V181H129V183H130ZM134 182L137 183V180L134 181ZM154 182H155V181H154ZM163 182H164V180H163ZM163 182H162V183H163ZM173 182H174V181H173ZM209 182H210V184H211V180H210ZM245 182H246V181H245ZM250 182H251V181H250ZM252 182H253V181H252ZM259 182H262V180L258 181V183H259ZM4 183H5V182H4ZM141 183H142V182H141ZM160 183H161V182H160ZM225 183H226V182H225ZM242 183L244 184V182H242V181H238L237 183L234 182L235 185H233V186L235 187V189H236L237 191H236V190H232V192H233V193H234V192H239V193L241 194L240 189H241V185H242ZM8 184H9V183H8ZM44 184H45V183H44ZM44 184H42V186H43ZM47 184H46V186H49V185H47ZM94 184H95V183H94ZM127 184H128V183H127ZM134 184H135V183H134ZM137 184H140V183H137ZM142 184H144V183H142ZM148 184L146 183L145 186L147 187ZM152 184H151V185H152ZM172 184H173V183H172ZM248 184H249V182H248ZM248 184H247V185H248ZM252 184H253V183H252ZM256 184H257V183H256ZM0 185H1V184H0ZM11 185H14V184H12V182H10V187H11ZM91 185H92V184H91ZM91 185H90V186H91ZM96 185H97V184H96ZM140 185H141V184H140ZM140 185L138 186L139 189H140ZM151 185L149 184L148 187L150 188ZM159 185H161V184H159ZM206 185H207V186H206ZM223 185H224V186H223ZM253 185H254V184H253ZM262 185H264V184H262ZM262 185H261V186H262ZM40 186H41V185H40ZM40 186L37 187V188H38V189L41 188ZM105 186H106V185L104 184V187H105ZM129 186L131 187V185H129ZM134 186H135V185H134ZM145 186H143V187L146 189ZM162 186H163V185H162ZM164 186H163V187H164ZM172 186H173V185H172ZM172 186H170V187H172ZM233 186H232V188H234ZM44 187H45V185H44ZM87 187H89V186H87ZM92 187H94V186L92 185ZM95 187H96V186H95ZM126 187H128V186H126ZM126 187H125V188H126ZM159 187H160V188H159ZM242 187H243V186H242ZM256 187H257V186H256ZM14 188H15V187H14ZM108 188H109V187H108ZM132 188H133V187H132ZM141 188H142V187H141ZM251 188H252V187H251ZM251 188H250V189H251ZM6 189H8V187H6ZM12 189H13V186H12ZM34 189H35V188H34ZM45 189H46V188H45ZM80 189L82 190V188H80ZM84 189H85V188H84ZM89 189L92 190V188H90V187H89ZM95 189H96V188H95ZM100 189H101V188H100ZM102 189H103V188H102ZM106 189H107V188H106ZM128 189H129V188H128ZM142 189H143V188H142ZM147 189H148V188H147ZM242 189H243V188H242ZM245 189H246V188H245ZM247 189H248V188H247ZM261 189H262V188H261ZM41 190H42V189H40V191H41ZM103 190H104V189H103ZM124 190H125V189H124ZM161 190H162V189H161ZM262 190H263V189H262ZM36 191H37V190H36ZM82 191H83V190H82ZM84 191H85V190H84ZM97 191H98V190H97ZM99 191H100V190H99ZM106 191H107V190H106ZM106 191H105V195H106ZM111 191H112V190L110 189V192H111ZM122 191H123V190H122ZM122 191H121V192H122ZM125 191H127V190H125ZM150 191L147 190L146 193H148V192L150 193ZM251 191H252V190H251ZM6 192H7V191H6ZM78 192H79V191H78ZM80 192H81V191H80ZM85 192L88 193V190L85 191ZM101 192H102V191H101ZM101 192H100V193H101ZM127 192H128V191H127ZM127 192H126V193H127ZM135 192H136V191H135ZM206 192H208V193L210 192L211 194L209 193L210 195L208 196V194H207ZM232 192H231V194H232ZM248 192H249V191H248ZM7 193H8V192H7ZM35 193H36V192H35ZM58 193H60V190H58ZM61 193H62V191H61ZM91 193H92V192H91ZM100 193H98V195H97V194H96V195H97V196H100ZM108 193H109V192H108ZM108 193H107V196H108ZM33 194H34V193H33ZM112 194L115 195L114 193H112ZM132 194H133V192H132ZM137 194L140 195V196L136 195L135 193H134L135 196H134V195H133V196H134V197L137 196L138 198L141 199V193L139 194V192H137ZM150 194H152V193H150ZM150 194H149V195H150ZM206 194H207V195H206ZM250 194H251V192H250ZM253 194H254V193H253ZM257 194H258V193H255V195H257ZM38 195H39V194H38ZM77 195H79V194H77ZM83 195H84V194H83ZM91 195L93 196V193H92ZM110 195H111V194L109 193V196H110ZM116 195H118V194H116ZM116 195H115V196H116ZM242 195H243V194H242ZM30 196H31V195H30ZM30 196H28V197H30ZM53 196H55V195H53ZM58 196H59V195H58ZM75 196H76V195H75ZM80 196H82V194L79 195V198H81ZM86 196H88V195L86 194L85 197H86ZM89 196H90V195H89ZM101 196H103V195H101ZM115 196H114V197H115ZM133 196H132V197H133ZM150 196H151V195H150ZM228 196H231V195H228ZM233 196H234V195H233ZM258 196H259V195H258ZM258 196H257V197H258ZM125 197H126V196H125ZM134 197H133V198H134ZM142 197H143V196H142ZM202 197H201V198H202ZM231 197H232V196H231ZM239 197H242V196H239ZM260 197L263 198L264 196H260ZM260 197H259V199H260ZM54 198H55V197H54ZM73 198H75V197L73 196ZM76 198H77V196H76ZM79 198H77L78 201H79V202L82 201V200H79ZM88 198H89V197H88ZM92 198H93V197H92ZM112 198H113V196H112ZM118 198H119V197H118ZM138 198H137V199H138ZM148 198H149V196H148ZM189 198H190V197H189ZM189 198H188V199H189ZM198 198H199V197H198ZM198 198H197V199H198ZM226 198H227V197H226ZM236 198H237V197H236ZM244 198H245V196H244ZM246 198H247V197H246ZM252 198H253V197H252ZM0 199H1V198H0ZM50 199H51V198H50ZM50 199H49V201H50ZM52 199H53V198H52ZM81 199H82V198H81ZM89 199H91V198H89ZM107 199L110 200V198H107ZM140 199H138V200H140ZM192 199H193V198H192ZM194 199H195V198H194ZM194 199H193V200H194ZM197 199H196V201H197ZM115 200H116V197H115L114 201H115ZM132 200H134V199H132ZM151 200H152V199H151ZM193 200H192V201H193ZM201 200H202V199H201ZM215 200H216V201H215ZM221 200L226 201L225 198H224V199H221ZM221 200H220V201H221ZM235 200H236V199H235ZM239 200H241V199H239ZM239 200H238V201H239ZM256 200H257V199H256ZM116 201H117V200H116ZM130 201H131V200H130ZM147 201H148V202H147ZM202 201H205V200H202ZM207 201H208V200H207ZM238 201H237V203H238ZM245 201H246V200H245ZM248 201H249V199H248ZM258 201H259V200H258ZM258 201H257V203L260 202V201H259V202H258ZM262 201H264V200H262ZM50 202H51V201H50ZM83 202H86V201L84 200ZM83 202H81V204H82ZM121 202H122V200H121ZM121 202H120V203H121ZM123 202H124V201H123ZM127 202H129V201H125L126 204H128ZM189 202H191V201H189ZM194 202H195V201H194ZM194 202H191V206H193L192 204H193ZM209 202H207V203L209 204ZM131 203H133V202H131ZM135 203H137V200H135ZM196 203H198V202H196ZM203 203H204V202H203ZM207 203H206V204H207ZM216 203H217V202H216ZM216 203H215V205H214V203H213L214 207H218V206L220 205V204H219V201H218L217 204H216ZM221 203H222V202H221ZM245 203H246V202H245ZM249 203H250V202H249ZM249 203H248V204H249ZM257 203H255V205H256ZM260 203H261V202H260ZM260 203H259V204H260ZM48 204H49V203H48ZM110 204H111V203H110ZM121 204H122V203H121ZM121 204H118V205H121ZM126 204H125L124 206H122L121 208L126 207ZM129 204H130V203H129ZM129 204H128V205H129ZM184 204H185V203H184ZM189 204H190V203H189ZM194 204H195V203H194ZM201 204H202V203H201ZM206 204H205V205H206ZM208 204H207V205H208ZM225 204H226V203H225ZM227 204H228V203H227ZM229 204H230V203H229ZM232 204H234V203H232ZM248 204H246V205H248ZM84 205H86V203H84ZM84 205H82V206H84ZM87 205H88V204H87ZM87 205H86V206H87ZM90 205H91V204H89V206H90ZM97 205H99V204H97ZM108 205H109V204H108ZM113 205H114V204H113ZM118 205H117V206H118ZM207 205H206V206H207ZM216 205H217V206H216ZM239 205H240V204H239ZM249 205H250V204H249ZM253 205H254V204H253ZM253 205H252V207H254ZM135 206H136V205H135ZM181 206L183 207V204H182ZM194 206H195V205H194ZM194 206H193L192 208H194ZM201 206H202V205H201ZM231 206H232V205H231ZM235 206H236V205H235ZM241 206H242V205H240V207H241ZM244 206H245V205H244ZM65 207H67V205H66ZM77 207H78V206H77ZM99 207H100V206H99ZM129 207L131 208L132 206H129ZM168 207H169V209H168ZM172 207H173V208H172ZM202 207H203V206H202ZM209 207H210V206H209ZM214 207H213V208H214ZM219 207H221V206H219ZM236 207H237V206H236ZM242 207H243V206H242ZM248 207H249V206H248ZM121 208H119V207L116 208V210H117V209H120V210H118V211H116V212H117V213H118V212L121 213V211H122ZM127 208H128V207H127ZM170 208H171V209H170ZM200 208H201V207H199L198 210H199ZM223 208H224V207H223ZM225 208H226V206H225ZM243 208H244V207H243ZM259 208H260L261 210H259ZM259 208H258V210L256 209L257 211H259V215H257V213H258V212H257V213H256V217H258V216L260 217V216H261V213H262V214L264 213V212H260V211H262V208H263V207H259ZM51 209H52V208H51ZM176 209H179V208L176 207ZM181 209H182V208H181ZM184 209H185V208H184ZM194 209H196V207H195ZM194 209H193V210H194ZM208 209H209V208H208ZM215 209H216V208H215ZM215 209H214V212H216ZM218 209L220 210V208H218ZM238 209H239V208H238ZM238 209H237V210H238ZM247 209H248V208H247ZM254 209H255V207H254ZM263 209H264V208H263ZM85 210H86V208H85ZM87 210H89V209H87ZM179 210H180V209H179ZM179 210H177V211H179ZM200 210H201V209H200ZM202 210H203V208H202ZM219 210H217V212H218ZM224 210H225V209H224ZM234 210H235V208H234ZM234 210H233V211H234ZM241 210H242V208H241ZM94 211H95V210H94ZM128 211H129V208H128ZM161 211H160V212H161ZM177 211H176V212H177ZM195 211L197 212V209H196ZM212 211H213V209H212ZM212 211H211V212H212ZM226 211H227V210H226ZM252 211H253V210H252ZM252 211H250V212L252 213ZM133 212H134V213H133L134 216L137 217V215H136V213H135V208H134ZM179 212H180V211H179ZM211 212H210V213H211ZM230 212H231V211H230ZM235 212H236V211H235ZM240 212H241V211H240ZM248 212H249V211H248ZM123 213H124V212H123ZM131 213H132V211H131ZM174 213H175V212H174ZM231 213H232V212H231ZM241 213L244 215L243 212H241ZM251 213H250V214H251ZM17 214H18V213H17ZM128 214H129V213H128ZM162 214H163V211H162ZM168 214H170V216L172 215L171 213H168ZM180 214H181V213H180ZM204 214H205V213H204ZM216 214H217V213H216ZM226 214H227V213H226ZM228 214H229V213H228ZM228 214L225 215V213H224V216L227 217ZM235 214H237V213H235ZM238 214H240V213H238ZM248 214H249V213H246V214H245V217H246V216H249ZM18 215H19V214H18ZM20 215H21V214H20ZM157 215H158V213H157ZM157 215H156V216H157ZM183 215H184V214H183ZM212 215H213V214H212ZM219 215H220V212H219ZM219 215H217V216H218L217 218H213L214 221H217V223H218V221L220 220L219 217L222 216V217H221V218H222L221 220H224V219H225V218L223 217V214H221V216H219ZM115 216H116V215H115ZM121 216H122V214H121ZM121 216H120V217H121ZM123 216H124V215H123ZM123 216H122V219H123ZM141 216H142V215H141ZM143 216H144V215H143ZM151 216H150V219H151ZM156 216H152V220H153ZM160 216H161V214H160ZM163 216H164V215H163ZM163 216H161V218H159V219H162ZM215 216H216V215H215ZM215 216H213V217H215ZM231 216H232V214H231ZM231 216H229V217H231ZM262 216H263V217H262ZM262 216H261V217L264 218V215H262ZM12 217H13V216H12ZM12 217H11V219H10V218H9V219L12 220ZM14 217H15V216H14ZM118 217H119V216H118ZM131 217H132V216H131ZM148 217H149V216H148ZM153 217H154V218H153ZM157 217H159V216H157ZM157 217H156V218H157ZM166 217L170 218L168 215H166ZM180 217H182V215H181ZM184 217H185V219H186V214H185ZM233 217H234V216H233ZM233 217H231V218H228V217H227L228 220L231 219V221H229V222H232V220H233L232 218H233ZM237 217H238V215H237ZM237 217H236V219L239 220L238 223H239V222H240V223H241V222H244V221L240 220V218H237ZM242 217H243V216H242ZM245 217H243V218H245ZM250 217H251V216H250ZM252 217H253V216H252ZM259 217H258L256 220H259ZM2 218H4V217H2ZM15 218H16V217H15ZM18 218H19V217H17L16 219H18ZM127 218H128V217H127ZM127 218H125V219L127 220ZM163 218H165V216H164ZM172 218H173V217H172ZM172 218H171V219H172ZM176 218H177V217H176ZM178 218H179V217H178ZM182 218H183V217H182ZM195 218H197V217L195 216ZM204 218H205V217H204ZM247 218H248V217H247ZM253 218H254V217H253ZM253 218H252V219H253ZM9 219H8V221H10ZM128 219H129V218H128ZM133 219H134V218H133ZM135 219H136V218H135ZM138 219H139V217L137 218V220H138ZM146 219H147V218H146ZM208 219H209V218H208ZM218 219H219V220H218ZM236 219L234 218L233 221H235ZM260 219H261V218H260ZM107 220H108V219H107ZM112 220H113V219H112ZM115 220H116V218H115ZM130 220H131V219H130ZM130 220H129V221H130ZM155 220H156V219H155ZM155 220H154V221H155ZM157 220H158V219H157ZM162 220H163V219H162ZM165 220H166V219H165ZM173 220H174V219H173ZM177 220H178V219H177ZM198 220H199V219H198ZM200 220H201V219H200ZM210 220H211V218L209 219V221H210ZM221 220H220L219 222H222ZM237 220H236L235 224L237 223ZM244 220H245V219H244ZM246 220H247V219H246ZM249 220H250V219H249ZM256 220L253 221V222H255V225H256ZM263 220H264V219H263ZM12 221H13V220H12ZM12 221H11V222H12ZM83 221H84V220H83ZM95 221H96V220H95ZM113 221H114V220H113ZM117 221H118V220H117ZM124 221H125V220H124ZM146 221H147V220H146ZM148 221H149V219H148ZM160 221H161V220H160ZM174 221H176V219H175ZM188 221H189V219H188ZM192 221H193V220H192ZM207 221H208V220H207ZM209 221H208V223H209ZM224 221H225V222H228L226 219H225ZM247 221H248V220H247ZM247 221H245V222H247ZM261 221H262V220H261ZM93 222H94V221H93ZM100 222H101V221H100ZM131 222L133 223V220H131L130 223H131ZM134 222H139V221H134ZM140 222L142 223V220H140ZM167 222H168V221H167ZM176 222H177V221H176ZM197 222H198V221H197ZM211 222H212V221H211ZM229 222H228V223H229ZM248 222H249V221H248ZM262 222H263V221H262ZM13 223H14V222H13ZM84 223H85V222H84ZM89 223H90V222L88 221V224H84L83 227H85V225H86V226L89 225V227H90V229H91V228H93L94 226H96V225L98 224V222H97L95 225L92 226V225H90ZM91 223H92V222H91ZM111 223H112V222H111ZM150 223H151V222H150ZM152 223H153V225H154V222H152ZM156 223H157V222H156ZM160 223H161V222H160ZM181 223H184V222L181 221ZM217 223H216V224L214 223V225L217 226ZM222 223H223V222H222ZM250 223H251V222H250ZM250 223H248L249 225H246V226H244V225H245V223H244V224L242 225V227H241L242 230L244 229L243 226H244L245 228L248 227V226L250 227V226H251ZM263 223H264V222H263ZM92 224H93V223H92ZM119 224H121V223H119ZM145 224H146V223H145ZM157 224H158V223H157ZM157 224H156V228H157ZM212 224H213V223H212ZM220 224H221V223H220ZM220 224L217 226L216 229H215L216 226L214 227L216 233L214 232V230H213V232H212V233H214V236H211V237H212L211 239H213V242L211 241V242H212V243H211V245H212V251L210 252L211 254L208 255V256H206V253H205L204 255H201V256H200V255H197V256H200V257H201L200 260H201V263H203V264H204L205 262H208L209 260H214V259H216V257L219 255V253H216L215 251H216V250H217L218 252H220V251H222V250L225 251V250H224V249L226 248L225 246H229V247L231 248V252H232V250H234L233 248H234L236 245H238V244L242 245L243 247H244L245 245L248 246L247 244H251L252 241H256V240H258V237H257V236H263V237H264V234H263V235H260V233L262 234V232L264 231V229L262 230L261 228H260V229L262 230V232H257L258 228L256 229V228L253 227L254 229L252 228V230H251V228H250V229L248 228L250 231H246V233H242V232H241V229H239L240 227L238 228V225H239V224L237 225V228H236V229H235V228H232L233 224H232L231 227H230V224H229V227H228V226H225V224H227V223H225L224 225H220ZM105 225H106V224H105ZM110 225H111V224H110ZM123 225H124V224H123ZM135 225H136V226H135ZM137 225H138V226H137ZM142 225H143V223H142ZM142 225H140L139 223H138V224H137V223H136V224L133 223L132 226L138 228L139 226L141 227ZM158 225L160 226V224H158ZM163 225H164V224H163ZM167 225H168V224H167ZM167 225H165V226H167ZM173 225H174V223H173ZM197 225H198V224H197ZM227 225H228V224H227ZM240 225H241V224H240ZM240 225H239V226H240ZM262 225H263V224H262ZM81 226H82V225H81ZM81 226H80V227H81ZM115 226H116V225H115ZM159 226H158V227H159ZM200 226H201V225H200ZM200 226H199V227H200ZM224 226H225V227H224ZM252 226H253V225H252ZM96 227H98V226H96ZM104 227H105V226H104ZM107 227H108V226H106V230L108 229ZM112 227H113V224H112L111 227L108 229V231L111 232V233L113 232L112 234H114V230H113V231L111 230ZM144 227H147V226L145 225ZM151 227H152V226H151ZM151 227H150V228H151ZM163 227H164V226H163ZM168 227H170V226H167V228H168ZM174 227H176V228L173 229V230H174V231H173L174 234L181 233V235H182V233H184V232H179V231H182V228H183V227H181V225H177V226L174 225ZM184 227H186V225H185ZM195 227H196V226H195ZM233 227H235V226H233ZM256 227H257V225H256ZM259 227H260V226H259ZM261 227H262V226H261ZM87 228H88V227H87ZM142 228H143V226L141 227V229H142ZM150 228H148V229H150ZM159 228H161V227H159ZM187 228H188V226H187ZM226 228H227V229L230 228V229L226 230ZM231 228H232V229H231ZM21 229H23V228H21ZM79 229L81 230V229H83V228H79ZM79 229H78V230H79ZM114 229H116V228H114ZM138 229H139V231L141 230L140 228H138ZM153 229H155V228H153ZM171 229H172V227H171ZM233 229H234V230H233ZM255 229H256V231H254ZM24 230H25V229H24ZM78 230H77V231H78ZM83 230H84V229H83ZM83 230H81V231L83 232ZM87 230H88V229H85L86 232H87ZM92 230H95V229H91V232H92ZM96 230H97V229H96ZM103 230H104V229H103ZM136 230H137V229H136ZM143 230H145V229H143ZM151 230H152V229H151ZM151 230H150V231H151ZM163 230H165V229H163ZM201 230H202V229H201ZM245 230H247V229H245ZM25 231H27V230H25ZM81 231H79V232H81ZM85 231H84V232H85ZM88 231H89V230H88ZM98 231H99V230H98ZM117 231H119V234L121 233V232H120L121 230H119V229L117 230V229H116V232H117ZM124 231H125V230H124ZM137 231H138V230H137ZM141 231H142V230H141ZM155 231H156V230H155ZM183 231H184V229H183ZM18 232H19V231H18ZM20 232L22 233L21 230H20ZM89 232H90V231H89ZM109 232H108V234L110 235ZM125 232H126V231H125ZM129 232H130V230H129ZM129 232H127V233H129ZM143 232H146V233H147V231H143ZM185 232H186V230H185ZM187 232H188V231H187ZM87 233H88V232H87ZM96 233H97V232L94 231V234H95V235H96ZM105 233H106V232H105ZM141 233H142V232H141ZM148 233H149V232H148ZM160 233H161V232H160ZM165 233H166V232H165ZM212 233H211V235H213ZM263 233H264V232H263ZM24 234H25V235L20 234V236L23 235L22 238H24V236H26V233H24ZM29 234H31V235H29ZM33 234L35 235V233H33ZM70 234L72 235L73 232L70 233ZM70 234H69V235H70ZM77 234H78V233H77ZM85 234H86V233H85ZM91 234H92V233H91ZM108 234H107V235L105 234L106 236H104V235H103V236H104V237H107ZM116 234H117V233H115L114 235H116ZM119 234H118V236H119ZM121 234H122V233H121ZM129 234H130V233H129ZM131 234H132V233H131ZM162 234H164V233L162 232ZM184 234H185V233H184ZM184 234L182 235L183 237L185 236ZM215 234H216V237H215ZM27 235H28V236L25 237L26 239H27V238L29 239V238L34 237V235L32 236V233H30V231L27 233ZM53 235H54V234H53ZM71 235H70V236H71ZM73 235H74V234H73ZM83 235H84V234H83ZM88 235H89V234H88ZM122 235L124 236V235H126V234L123 233ZM141 235H142V234H140V236H141ZM179 235H180V234H179ZM179 235H176V236H179ZM190 235H191V234H190ZM200 235H201V234H200ZM36 236H37V235H36ZM63 236H65V235H63ZM77 236H78V235H77ZM86 236H87V235H86ZM99 236H100V235H99ZM118 236L116 235V244H117L118 242L120 243V242L122 241V240H120L121 238L117 239ZM127 236H129V235H127ZM131 236H132V235H131ZM136 236H137V235H136ZM145 236H147V235H145ZM148 236H149V234H148ZM148 236H147V237H148ZM159 236H160V234H159ZM182 236H181V237H182ZM13 237H14V236H13ZM16 237H19V236L17 235ZM71 237H72V236H71ZM73 237H76V236H73ZM90 237L93 239L92 236H90ZM90 237H89V238H90ZM97 237H98V236H96L95 238H97ZM119 237H120V236H119ZM124 237H126V236H124ZM150 237H151V236H150ZM155 237H156V236H155ZM161 237H162V236H161ZM263 237H262V240H263ZM22 238H21V239H22ZM25 238H24L21 242H23V241L25 240ZM54 238H55V236H54ZM54 238H53V239H54ZM76 238H77V237H76ZM102 238H103V237H102ZM109 238H112V237L109 236ZM122 238H123V237H122ZM131 238H132V237H131ZM133 238H135V235L133 236ZM133 238H132V239H133ZM139 238H140V237H139ZM169 238H170V237H169ZM169 238H168V240H169ZM204 238H205V237H204ZM254 238H257V239L254 240ZM260 238H261V237H260ZM260 238H259V239H260ZM70 239H72V238H70ZM104 239H105V238H104ZM104 239L101 240V241H104V242H102L104 246H103V245H101V246L105 247V249H106V246H107L108 244L106 245L107 242L105 243V240H104ZM114 239H115V238H114ZM135 239L138 240V236H137V238H135ZM141 239H143V238H141ZM149 239H150V238H149ZM157 239H158V235H157ZM183 239H184V238H183ZM189 239H190V238H189ZM200 239H201V238H200ZM19 240H20V237H19ZM46 240H47V239H46ZM77 240H78V239H77ZM80 240H81V239H80ZM108 240H109V239H108ZM108 240H107V241H108ZM128 240H129V239H128ZM130 240H131V239H130ZM151 240H152V241H151V243H152V242H153V239L151 238ZM164 240H165V238H164ZM164 240H163V241H164ZM166 240H167V239H166ZM171 240H172V239H171ZM173 240H174V239H173ZM175 240H176V239H175ZM180 240H181V239H180ZM185 240H186V239H185ZM197 240H198V241L195 242V245H194V247H193V249H192V254H193V255L195 254L194 257L196 256V254H202V253L204 252V250H205V249L203 248V246L205 245V244L203 245V242H202L203 240L200 241L199 238H198ZM262 240H261V241H262ZM48 241L51 242V241H54V240L48 239ZM55 241H56V240H55ZM55 241H54V242H55ZM58 241H59V240H57L56 242H58ZM73 241H75V240H73ZM82 241H83V239H82ZM95 241H96V242H99L100 240L98 241V240L96 239ZM101 241H100V242H101ZM126 241H127V240H126ZM142 241H143V240H142ZM142 241H141V242H142ZM146 241H147V240H146ZM154 241H155V238H154ZM191 241H192V240H191ZM80 242H81V241H80ZM83 242H84V241H83ZM91 242H92V240H91ZM91 242H90V243H91ZM108 242L111 243L112 240H111V241H108ZM128 242H129V241H128ZM131 242H132V241H131ZM141 242H140V243H141ZM147 242H148V241H147ZM149 242H150V241H149ZM174 242H175V241H174ZM186 242H187V240H186ZM186 242H185V244H186ZM188 242H189V241H188ZM208 242H209V240H208ZM257 242H258V241H257ZM259 242H260V240H259ZM262 242H263V241H262ZM262 242H261V243H262ZM84 243H85V242H84ZM87 243H88V242H87ZM102 243H101V244H102ZM104 243H105V244H104ZM113 243H115V240L113 241ZM126 243H127V242H126ZM137 243H138V242H137ZM137 243H136V244H137ZM142 243H144V242H142ZM153 243H154V242H153ZM161 243L163 244V242H161ZM161 243H160V245H162ZM171 243H172V242H171ZM171 243H169V245H168V241H167V245H168V247L170 246ZM177 243H178V242H177ZM193 243H194V242H193ZM263 243H264V242H263ZM94 244H96V243H94ZM120 244H121V243H120ZM164 244L166 245V243H164ZM164 244H163V245H164ZM183 244H184V243H183ZM187 244H188V243H187ZM253 244H255V242H253ZM105 245H106V246H105ZM122 245H124V244H122ZM122 245H121V246H122ZM137 245H139V244H137ZM143 245H145V244H143ZM152 245H153V244H152ZM152 245L149 244L148 246H152ZM240 245H239V247H242V246H240ZM259 245H261V244H258L257 246H259ZM96 246H97V245H96ZM101 246H99V247H101ZM108 246H109V245H108ZM110 246H111V245H110ZM112 246H113V245H112ZM112 246H111V247H112ZM115 246H116V245H115ZM115 246H114V249H113V250H115ZM121 246H120V247H121ZM133 246H135V245H133ZM133 246H131V247H133ZM153 246H155V245H153ZM156 246H157V245H156ZM187 246H188V245H187ZM246 246H245V247H246ZM251 246H252V245H251ZM251 246H249V247H251ZM257 246H256V247H257ZM262 246H264V245L262 244ZM111 247H110V249L113 248V247H112V248H111ZM117 247H118L117 250H119V246H117ZM117 247H116V248H117ZM122 247H123L124 249H126L124 246H122ZM122 247H121V249L124 250ZM143 247H145V246H143ZM159 247H161V246H159ZM168 247H167V250H168ZM170 247H171V246H170ZM174 247H175V246H174ZM208 247H209V246H208ZM256 247H254V248H256ZM128 248H130V247H128ZM134 248H136V247H134ZM140 248H141V244H140ZM140 248L137 249V251L139 250L138 253L141 252V249H140ZM146 248H147V245H146ZM146 248H144V249H146ZM183 248H184V247H183ZM209 248L211 249V247H209ZM237 248H238V247H237ZM259 248H260V247H259ZM263 248H264V247H261V249H263ZM102 249H104V248H101V250H102ZM144 249H142V250H144ZM148 249H149V247H148L146 250H148ZM154 249H155V248H154ZM163 249H164V248H163ZM181 249H182V248H180V251H182ZM227 249H228V248H227ZM250 249H251V251H253V250H252V247H251ZM0 250H1V249H0ZM113 250H112V251H113ZM135 250H136V249H135ZM149 250H150V251H149L148 253H151V250H153V249L151 248V249H149ZM160 250H162V249H160ZM172 250H173V249H172ZM177 250H179V249H177ZM202 250H203V252H202ZM207 250H208V249H207ZM207 250H206V251H207ZM242 250L246 251V250H249V249H244V248H243ZM255 250H256V249H255ZM255 250H254V251H255ZM2 251H3V252H2V253H3V256H4V254H5V256L7 255V256H6V259H7L8 256L10 257V254H9V255L7 254L8 251L6 252L5 249H2ZM4 251H5V252H4ZM105 251H108V250L106 249ZM105 251H101V252L103 253V252H105ZM115 251H116V250H115ZM129 251H130V253H131L132 251H134V249H133L132 251L129 249ZM137 251H136L135 253H137ZM163 251H166V249L163 250ZM170 251H171V250L166 251V252H168V254H169ZM185 251H186V250H184V252L182 251V254H184ZM227 251H228V250H226V252H227ZM229 251H230V250H229ZM234 251H235V250H234ZM239 251H240V250H239ZM257 251H258V250H257ZM262 251H263V250H262ZM109 252H110V250H109ZM120 252H121V250H120ZM124 252H125V251H124ZM124 252H123V253H124ZM145 252L147 253V251H145ZM152 252H154V251H152ZM159 252H160V251H159ZM159 252H157V253H159ZM161 252H162V251H161ZM166 252H165V254H166ZM173 252H174V251H172V255H173ZM236 252H237V250H236ZM248 252H249V251H248ZM0 253H1V252H0ZM2 253H1V254H2ZM116 253H117V252H116ZM123 253L121 254V255H122V257H121L122 259H123ZM128 253H129V252H128ZM138 253H137V254H138ZM157 253H156V254H157ZM162 253H163V252H162ZM176 253L179 254V255L181 254V253H178L177 251H176ZM221 253H222V256H224V253H225V252H224V253H223V252H220V255H221ZM227 253H229V252H227ZM233 253H234V252H233ZM233 253H232V254H233ZM238 253H240V252H238ZM241 253H242V252H241ZM1 254H0V256H1ZM105 254H106V253H105ZM125 254H126V252H125ZM133 254H134V252H133ZM143 254H144V253L142 252V254H140V255H143ZM159 254H160V253H159ZM165 254H164V255H165ZM168 254H167V255H168ZM174 254H175V253H174ZM182 254H181V256H182ZM185 254H186V253H185ZM185 254H184V255H185ZM188 254L190 255L191 253H188ZM217 254H218V255H217ZM230 254H231V253H230ZM244 254H245V253H244ZM258 254H259V253H258ZM57 255H58V254H57ZM118 255H119V257H120V254H118ZM126 255H127V254H126ZM130 255H132V254H130ZM134 255H135V254H134ZM179 255H178V256H179ZM216 255H217V256H216ZM220 255L218 256V257H219L218 260L223 261L224 259H223V260L220 259V257H221ZM233 255H234V254H233ZM256 255H257V254H256ZM3 256H2V257H3ZM58 256H59V255H58ZM101 256H102V255H101ZM128 256H129V255H128ZM148 256H149V254H148ZM159 256H160V255H159ZM159 256H158V257H159ZM162 256H163V255H162ZM162 256H160V257H162ZM170 256H171V255H170ZM175 256H177V255H175ZM237 256H238V254H237ZM241 256H242V255H241ZM119 257H117V258H119ZM124 257H127V256L124 255ZM145 257H147V255H146ZM154 257H155V256H154ZM163 257H164V256H163ZM186 257H187V255H186ZM192 257H193V256H192ZM192 257H190V258H192ZM131 258H133V257H131ZM138 258H139V257H138ZM150 258H151V257H150ZM176 258H177V257H176ZM181 258H182V257H181ZM184 258H185V256L183 257V259H184ZM197 258H198V257H196V260H197ZM221 258H222V257H221ZM231 258H232V256H231ZM4 259H5V258H4ZM4 259H2V260H4ZM6 259H5V260H6ZM125 259H126V258H125ZM144 259L147 260V261L150 263L149 259H146V258H144ZM155 259H156V258H155ZM166 259H167V256L165 257V261H166ZM174 259H175V258H174ZM174 259L172 260L171 258H169L170 262H171V260H172V261H173V264H177L178 262H177V263H174L175 261H177V260L174 261ZM177 259H178V258H177ZM187 259L189 260V257H188ZM192 259H193V258H192ZM192 259H191V260H192ZM194 259H195V258H194ZM194 259H193V260H194ZM120 260H121V259H120ZM134 260H135V259H134ZM136 260H137V259H136ZM136 260H135V261H136ZM184 260H185V259H184ZM184 260H182V261H183V264H184V262H185ZM198 260H199V258H198ZM218 260H217V261H218ZM232 260H233V259H232ZM117 261H118V260H117ZM128 261H129V260H128ZM128 261H126V262L128 263ZM143 261H144V260H143ZM147 261H146V262H147ZM153 261H154V260H153ZM158 261H159V260H158ZM158 261H156V262L154 261L155 264H156ZM178 261H179V260H178ZM186 261H187V260H186ZM221 261H220V262H221ZM225 261H227V260L225 259ZM236 261H237V260H236ZM126 262H125V264H126ZM167 262H168V261H166V263H167ZM170 262H169V264L172 263V262H171V263H170ZM187 262H188V261H187ZM209 262H210V261H209ZM223 262H224V261H223ZM232 262H234V261H232ZM237 262H240V261H237ZM149 263H148V264H149ZM180 263L182 264V262H180ZM212 263H213V262H212ZM217 263H218V262H217ZM224 263H226V262H224ZM112 264H114V263H112ZM122 264H123V262H122ZM144 264H145V263H144ZM153 264H154V263H153ZM157 264H158V263H157ZM159 264H160V262H159ZM178 264H179V263H178ZM220 264H222V263H220ZM231 264H232V263H231Z\"/></svg>",
	"mask_w": 264,
	"mask_h": 264
}]
</instances>
